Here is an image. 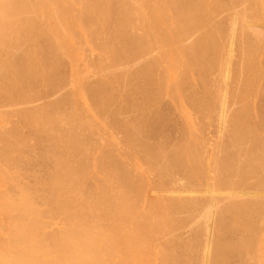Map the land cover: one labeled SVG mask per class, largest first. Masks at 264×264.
I'll list each match as a JSON object with an SVG mask.
<instances>
[{
  "label": "rangeland",
  "instance_id": "rangeland-1",
  "mask_svg": "<svg viewBox=\"0 0 264 264\" xmlns=\"http://www.w3.org/2000/svg\"><path fill=\"white\" fill-rule=\"evenodd\" d=\"M10 1V4H9V6L10 7H7L8 9H9V11L8 12H6L5 10H4V12H1V9H0V20L2 19V21L3 22H5L4 24H5V26H4V24L0 21V23H2L3 25H1L0 26V32H1V30H2V32L0 33L1 35H2V33H4V32H6L5 34H4V37H8L7 39L6 38H4V37H2L1 35H0V53H1V56H0V70L1 71H4V72H2V73H6V74H3V77H2V75H1V73H0V77H2V79L3 80H6V81H10L9 83L7 82H4L2 79H0V81L2 80L3 81V83H5V84H7V88L10 86L11 88H14V86H16V85H18V87L20 86L23 90H25L26 88H27V90L28 91H30L31 90V92H33V91H35V92H33V93H35V94H33V93H31V92H27V90H25V91H22V89H18L17 87V91L15 92V88L14 89H11V88H9L8 90H7V88L6 87H4L5 85H3L1 82H0V92L2 93H0L1 94V96H0V98L2 97V96H4L3 94L5 93V96H7L8 94H10V93H12L13 92V94L14 95H16L15 97L17 98L19 95H21L20 97H18L17 98V100H18V102L19 101H22V102H24V103H22V102H19V103H17L16 101L17 100H13V101H11L10 102V100L9 99H12L13 97H14V95L13 94H11V95H8V97H7V99L9 100H4L6 97H3V100H2V98L0 99L1 101H0V114L2 113V111L1 110H3L4 112L2 113V118L0 119V124H1V128L3 129V127H5L3 130H5V132L3 133V132H1V130H0V132H1V134H0V136L1 137H10V139H0V166H1V169H0V175H1V177H0V182H1V187H0V189H2V186H3V189L2 190H0V200H2V201H0V205L1 206H3V207H1L0 206V209L2 210L0 213L1 214H3V216L1 215L0 217L1 218H3L6 214H7V212L8 211H10V212H12L13 211V208H14V206H11V205H13L14 203H18L19 201V198L21 197L22 198V196L25 194V192L27 191L28 192V195H27V197H25L26 195H24L23 197L25 198L24 199V201H25V203H23L24 201H22L23 200V198L20 200V202H19V204H21V202L23 203V204H21V206H22V208H21V206L19 205V206H16L15 208H17V210H15L14 209V211L13 212H16V213H12V215L13 214H15L12 218H11V215H10V212L8 213L9 215H6L5 217H4V219L5 220H3V226H2V224L0 225V229H1V233H3L2 232V227H3V230H4V227H5V224H8L9 223V225H6V226H8V229H7V227L5 228V230H4V233H5V235L6 234H9L10 233V236H12V237H6L4 234L2 235L1 233H0V238H1V235H2V237H5L6 238V240H4L5 238H1L0 240H1V242H0V252L1 253H3V254H0V255H3L2 257H4V259L6 260V262H7V264L9 263V264H12V259L10 260V258H12V256H13V258L15 257V255H16V259L15 260H22V257L23 258H25L26 257V255H24V256H22V254H23V252H21L20 251V249H17V248H21L22 249V247L24 248L26 245L29 247L30 245V247L29 248H32V245H34V246H36L37 247V245H39L38 244V242L40 241V239L41 238H43V236H44V234H46L45 236H44V239H41V242H40V245L41 246H43L46 242V244L44 245V246H48L49 247V244L51 245H53V244H55V245H51L50 246V248H49V250L51 251V249L53 250V247L55 246V249H54V251L56 250V248H59V246H63L64 248L67 246V248H62V247H60L61 249H63L64 250V253L62 252V250H61V252L63 253V255L61 254V256H62V258H61V256H60V251L58 252V250H56L55 252L56 253H54V251L53 252H50L49 250H48V247H40V245H39V247L38 248H41V249H43L42 251L44 252H42V251H39L38 249H35V252H36V250L37 251H39V252H42L40 255H41V258H39L38 257V260H42L43 261V258L44 259H48L49 258V255L51 254V253H54L53 255L51 254V256H53V257H58V258H56L55 260H57V261H59L58 259H60V261H63V260H68L67 262H66V260H65V262H64V264L65 263H67V264H69L70 262V264H74L75 263V259H77L78 261H80L79 259H82V257H84V256H86L87 255V257H85V258H83V260H81V262H83L84 264H88V262L90 261V259H91V262H92V264H95V263H97V264H106L107 262V260H109L110 262L114 259L115 261H113V263L112 264H123L125 261V263L124 264H126V263H131L132 262V260H131V258L133 259V262L131 263V264H136L137 262H138V264H147V262H148V264L150 263V264H155V262H157L158 260V257H157V255L156 254H158L159 255V258L161 257V259H160V262L158 263H156V264H166L167 262H169V263H167V264H177V262H179L178 264H182V263H184V264H190L191 262V264H197L198 263V254L196 253V252H199V251H201L200 250V246H201V244L203 243V242H209L208 243V248H207V250H206V252H205V254L207 255V256H205V258H207V259H203V261H204V263L206 262L207 264H209V259H210V257H212L211 259H210V262H211V264H223V263H225V264H228L227 263V261L226 260H234L235 261V264H237V263H239L238 261H239V259H238V257L239 256H242V255H244L245 254V252H247L248 250H252V252L250 253L249 251L247 252V253H249L250 254V257L251 258H249V254L248 255H246V257L248 258L247 260H249V259H251L250 261H248V262H246V258H245V256H243L244 257V259H243V261H244V263L243 264H245V262H246V264H248L249 262H250V264H254L253 262H255V261H257V263L256 264H258L259 263V261L261 260L260 259V256L262 255V257H264V252L262 253V251L264 250V247H263V245H264V233H263V227L262 226H264V215H262L263 213H261V216H259V217H262V218H260V219H262L263 220V222L259 219V223H257L256 224V226H255V224H253L252 225V223H253V221H251L252 220V218H253V216L252 215H250V216H247V215H244V217H243V221H241V224H239L240 222L237 220V217H236V214H234V212H232V211H230V209H229V202H228V199H227V197H225L224 195H221L220 194V190L221 191H225L224 190V188L223 187H225V189L227 188V185H229L227 182L229 181V178H231V177H233V174H230V172H228V169L230 168V166H231V169L233 168V171H234V169H235V171H236V169H238L239 167L238 166H236V165H239V166H246V167H244V168H246L245 170H246V173L245 174H247V169L249 170L248 172L250 173V171H251V173H252V175H254L253 176V179H252V182H250L249 181V183L250 184H252L253 182H255V180H257L258 181V179L257 178H259L260 180H261V176H263L262 175V173L260 172H256V170L257 171H260L259 170V168L257 167H255L254 168V166H253V171L255 172V173H253L252 172V169H250V167H251V163H252V160H253V155H251L252 154V152H254V151H256L257 153L256 154H258V156H257V158L261 155L262 157H259L258 159H260V158H263L262 160H263V162H264V156H263V152H260V153H258L262 148H264L263 147V145L260 143L259 144V142H264V52L263 53H260L261 51L259 50L261 47H258V45H261V44H259L260 43V41L259 40H257L256 38H255V36L252 34V33H250L246 28H244L243 27V25H242V23L240 24V23H238V21H236V24L235 25H237L238 26V28H239V25H241V30L240 29H238L237 28V30H236V28H234L233 29V33H235V30L237 31L235 34H233V36H235V37H237V38H234L233 37V41H232V45L234 46V47H236V45H237V47L236 48H231L230 49V54L232 53V54H234V55H232L231 54V56H229L230 57V59H228V58H225V55L227 54V53H224V49L227 51V49L226 48H224L225 47V45L223 46V41H224V38H225V35L224 34H226V32H228V28H226V30H224V25L225 24H228V23H226V22H228L227 21V19H222V20H220V18H219V21L218 22H216L217 24L215 25L216 26V28L219 26V27H221V26H223V27H221L220 29L219 28H217V31L219 32V31H221L222 32V30H223V32H224V37L222 38V37H220V36H223V35H221L220 34V36L218 35V33H216V30L214 31V29L212 30V31H214V33L213 32H211V33H213L214 35H217L219 38H221V40H222V46H220L221 44H220V42L219 43H216V47H217V44H220L219 46L221 47H217L218 49H219V52H220V50L222 51V52H216V51H214V49L216 50L217 48H215L213 45H211V44H213V42L210 44V43H208V45L209 46H211V47H209L208 45H204V43H203V48H205V47H208L207 49L205 48V49H203V48H201L200 50H201V55H202V53H204V52H207L208 51V49H209V51L210 52H207L208 54L209 53H215L216 52V54L218 55V57L217 56H215V54H212V55H210L209 54V56L211 57L210 59H211V61H216V59L218 60L217 62H218V65H217V63H215V65H213V63L210 65V61H209V63H208V60H206L205 58L208 56H206V53H205V55H200L201 57H199V55H197V53L199 54V52H200V50H199V48H197V47H195V46H197V45H201V44H199L200 42H201V39H196L197 38V34H199L198 32L200 31V25H202L203 24V21H202V14H201V9L200 8H203V10L205 9L204 8V6L203 5H206V3H208L205 7H207V6H210V4L212 5V4H214L213 2H217L218 3V5L216 4H214L216 7L218 6V8H220V9H222V7H223V9L225 8H228L229 6V4L228 3H226V2H224L225 0H216V1H211V0H209V1H207V0H202V1H200V0H172V1H170V2H166V3H164V4H162V3H158L157 1H155L154 0V2H156L155 4H154V6H152L153 4L152 3H150V2H153V0H145V1H148V4H146L145 3V1H144V3H145V5L147 6H143V10L142 11H140L139 9H138V7H137V4L138 3H140L139 2V0H136V3L134 2L135 0H130V2H129V0H127L128 2H126L127 3V5L126 6H128V7H126V9L124 8L123 10H121L122 9V0H115V1H113V4H112V2H109V1H111V0H108L107 1V3H106V5L107 6H105V3H102V7H103V5H104V9H105V11L103 10V8L102 7H100L99 6V8H97V12L99 13V10H100V8H102L101 10H100V12H101V14L99 13L98 15H97V13H96V11H95V13L96 14H94V11H93V9H91V8H89V7H87L86 5L84 6V4H85V2L84 1H81V0H73V1H78V3L79 2H83V4L82 5H80V7L83 9V8H85V9H87V10H89L91 13H88L89 11H87V10H85L84 11V15H85V17H84V15H83V10L82 11H79V9H78V7H76L77 5H78V3L76 2V3H72V1L70 2V0H68L69 1V4H68V1L66 0V2H67V4H65L64 3V1L63 0H52L53 1V6H54V3H55V6L57 7V8H60V5L59 4H65V6H63L62 5V7H61V11L63 10V12L65 13H61L60 11H58V10H56V7L54 8L55 9V11H56V13L54 14V10H53V6L51 5V3H50V1L47 3V1L46 0H40L41 2H39L40 3V5L37 3V5L40 7V6H42V8H43V10H42V8L40 9L39 7H38V11L40 12V14H39V12L37 11V9H34V11L36 12H38V14H39V16H38V14H37V16H36V18H37V20H38V18H39V20L37 21L36 20V18H34L35 17V15L36 14H34L33 12V14H34V16H33V14L31 13V10L33 9V5H34V8H37V6H36V4L34 3V1L36 2H38V0H25L26 1V3H21V1H23L24 2V0H20V1H18V0H9ZM8 1V2H9ZM12 1H15V2H17V3H19V5L17 4V3H15V2H12ZM45 1H46V4H45ZM126 1V0H125ZM138 1V2H137ZM141 1V0H140ZM143 1H141V2H143ZM183 1V2H182ZM186 1V2H185ZM187 1H189L191 4H189ZM194 1V3H192ZM197 1H198V3L200 4V7L197 5ZM227 1V0H226ZM229 1H232V0H229ZM243 1V0H242ZM241 1V2H242ZM246 1V0H245ZM258 1H260V0H257V3H259L258 5H259V8H260V4H261V1L260 2H258ZM264 1V0H263ZM0 4L2 5V4H5V2H7V1H5L4 2V0H0ZM4 2V3H3ZM12 2V3H11ZM29 2V3H28ZM58 2V3H57ZM60 2V3H59ZM133 2V3H132ZM185 2V3H184ZM211 2V3H210ZM224 2V3H223ZM237 3H238V0L236 1ZM240 2V1H239ZM247 2H248V0H247ZM249 2H250V0H249ZM32 3H33V5H32ZM56 3L58 4V5H56ZM72 3V4H71ZM112 4L113 5V7L114 8H117V9H114L113 7H112V5H110V4ZM159 5H158V4ZM176 3V4H175ZM186 3H188V4H186ZM201 3H203V4H201ZM233 3H235L234 1H233ZM251 3H253V7H254V5H255V3H254V1L252 0V2ZM256 3V4H257ZM264 2H262V4H263ZM12 4H16V5H18V9H16V11H14V10H10V8H13V5ZM22 4H23V9H21L22 8ZM30 4V5H29ZM44 4L46 5V8H45V6H44ZM71 4V5H70ZM74 4H77V5H75V7L73 6ZM129 4V5H128ZM131 4H133V8H132V6H131ZM150 4H151V6H150ZM163 6H162V5ZM172 4H174V5H172ZM179 4V5H178ZM182 4V6H180ZM236 4V3H235ZM1 5H0V8H1ZM25 5V6H24ZM31 6V8L28 6ZM72 6L71 7V9L72 10H69V8H70V6ZM78 5V6H79ZM109 5L111 6V7H109ZM136 5V6H135ZM165 5V6H164ZM170 5H172L173 6V8H174V11H173V8H172V6H170ZM179 6V7H177V6ZM183 5H185V7L183 6ZM189 5V6H188ZM192 5V6H191ZM194 5V6H193ZM198 6V8H196L197 6ZM219 5H222L221 7L219 6ZM251 5V4H250ZM258 5H257V7H258ZM15 6V5H14ZM36 6V7H35ZM48 6H52V7H48ZM59 6V7H58ZM69 7V8H67V7ZM84 6V7H83ZM160 6H162V7H160ZM168 6V8H166ZM171 7V10H170V7ZM175 6V7H174ZM196 6V7H195ZM203 6V7H202ZM249 6V5H248ZM20 7V8H19ZM24 7H26V8H24ZM65 7V11H64V8ZM73 7H74V9L77 11H73ZM106 7V8H105ZM163 8L164 7V9H166V10H170L169 12H170V15L172 16H168V14H169V12H166V11H163L164 9H162V11L160 10V9H158V8ZM189 7H191V8H189ZM192 7H194V9L196 8L197 10L195 11V10H192ZM212 7L213 8H211V7H207V10L209 9V8H211V10H213V9H217V8H214V6L212 5ZM252 8V6H249L247 9H249V8ZM255 7H256V5H255ZM262 7V10L264 9V5H262L261 6ZM15 8V7H14ZM28 8V10L30 11V12H28L27 10H25V9H27ZM51 10L50 12H51V14H52V11H54L53 12V14L55 15H53V17L51 16L50 18L47 16V13L49 12V9ZM66 8H67V10H68V13H67V11H66ZM112 8V10H110ZM119 8V9H118ZM133 10H132V9ZM185 8V9H184ZM189 10H188V9ZM48 11H47V10ZM78 9V10H77ZM135 9V10H134ZM152 9V10H151ZM154 9H156V10H158L159 12V14L158 13H156V14H153V13H155L156 11L154 10ZM177 9H178V11H177ZM182 9V10H181ZM19 10H21V15L19 16V19H17L18 18V15L19 14H17L18 12H20ZM44 12L45 11V13H43L42 11ZM92 10V11H91ZM111 12H109V11ZM117 10L119 11V12H117ZM150 10V11H149ZM184 10H186V13L187 14H185L184 12ZM201 10V11H200ZM206 10V9H205ZM251 10H253V9H251ZM255 10L257 11V12H255ZM260 10H261V8H260ZM259 9H254L253 10V13H251V12H247V10L245 11V13H248L246 16H247V19H248V17L249 18H251V16H249V14L251 13V14H253V17L255 16V15H257L258 14V12L260 11ZM15 13H13V12ZM25 11V17H22V15L24 16V12ZM57 11H58V13H60L59 14V16L58 15H56L57 14ZM73 11V12H72ZM103 11V12H102ZM116 11V12H115ZM122 11V12H121ZM145 11H149V13L150 12H152L151 14H149V13H147V14H149V16L151 17V18H148L147 19V17H148V15L146 16V15H142V14H146V12ZM188 11H190V12H188ZM248 11H250V10H248ZM27 12L29 13V15L27 14ZM79 12V13H78ZM93 12V13H92ZM106 12L108 13L109 12V14H107L106 15ZM127 13V15L126 16H130V18H128V17H126V20H124L125 18H124V16L122 17V14L123 13ZM141 12H144V13H142L141 15H140V13ZM163 12H164V14H163ZM191 12H194V13H191ZM196 12V13H195ZM200 12V13H199ZM203 13H205L204 11H202ZM262 12H264V10L263 11H261V12H259V14L261 13L262 14ZM2 13H5V14H3V16H2ZM11 13V14H10ZM66 13H67V15L68 14H70V15H68V16H70V17H65L66 16ZM73 13H75V15L73 14ZM81 13V14H80ZM86 13V14H85ZM87 13L89 14V15H92V14H94L92 17H89V15H87ZM103 13V14H102ZM115 13V14H114ZM167 13V14H166ZM178 13H180V15L182 16H180ZM191 14V16H189L190 14ZM197 13H199V15H196ZM256 13V14H255ZM6 14H9L10 15V17H11V15L13 14V17H11L12 18V20L15 22V20L17 21V23L15 22H13L12 20H11V18L9 17V15L8 16H6ZM32 14V15H31ZM43 15V17L45 18V20H46V16H47V19L48 20H46V22H45V20L44 21H42L43 20V18H40V17H42V15ZM71 14H73V15H71ZM76 14H80L81 16H80V19H81V21H83L85 18H87V17H89V18H87V20L88 19H90V21L88 20V21H86V19L83 21V22H80V19L78 18L79 16L78 15H76ZM111 14H113V15H111ZM135 14V15H134ZM158 14V15H157ZM166 14V15H165ZM175 14H177V15H175ZM260 14V15H261ZM17 15V16H16ZM26 15H27V17H26ZM31 15V16H30ZM46 15V16H45ZM60 15H61V18L59 19V17H60ZM86 15H87V17H86ZM109 15V16H108ZM133 15V16H132ZM154 15V16H153ZM158 16V17H155V16ZM160 15H161V17H160ZM165 15V16H164ZM179 15V17L177 18V16ZM195 17H194V16ZM202 15V16H201ZM245 15V14H244ZM16 17V19L14 20V18ZM74 17L76 20H78V21H76V23L74 24V20L75 19H73V22H71V25H69V23H70V21H72V19H69V18H71V17ZM98 16V17H97ZM99 16H100V18H99ZM103 16V17H102ZM136 16V17H135ZM139 16V17H138ZM142 16H145V17H143V18H145L144 19V21L143 22H141L140 23V17H142ZM164 16V17H163ZM167 16V17H166ZM175 17V19L177 18V21H173L174 22V24H173V22H171V25L173 24V26H171V27H174L175 28V31H172V29L174 30V28H171L170 27V25H168V26H161L162 24L164 25V23L167 25V21H169V20H172V19H168V18H173L174 19V17ZM2 17H6V19L8 20V22L6 21V19H3ZM28 17H32V18H28ZM55 17H57L56 18V20L54 19ZM62 17H65V18H67L69 21H67V19H65V18H63L64 19V21H65V25H62L63 23H64V21H63V19H62ZM83 17V18H82ZM95 17H96V19H95ZM119 19H118V18ZM138 17V18H137ZM155 17V18H154ZM183 17H184V19H183ZM189 17V18H188ZM21 18H23V20H24V22L22 23V19ZM78 18V19H77ZM134 18V19H133ZM167 18V19H166ZM180 18V19H179ZM191 18H195L196 20H192ZM199 18V19H198ZM223 18V17H222ZM26 19V20H25ZM28 19H29V21H28ZM58 19H59V21H58ZM83 19V20H82ZM92 19V20H91ZM110 19H112L113 20V22H110L109 20ZM117 19L118 20H120V23H119V21H117ZM132 20V24H131V20ZM136 19V20H135ZM154 19H157V20H154ZM159 19V20H158ZM163 20V22L164 23H162V24H160V21H162ZM183 19V20H182ZM189 19H190V21H189ZM5 20V21H4ZM33 20V21H32ZM55 21V22H59L58 24H59V26L58 25H54V29H53V23H55V22H52V21ZM107 20H108V22H107ZM111 20V21H112ZM128 20H130L129 22L130 23H127V21ZM137 20H139V22H135L136 24H138V28H137V25L134 23V21H137ZM147 20H148V22H147ZM149 20H152L151 22H154V21H156V22H154V24L152 25V23H149L150 21ZM165 20V21H164ZM198 20V21H197ZM199 20H200V22L202 23V24H200V22H199ZM28 21V22H27ZM30 21H31V23H30ZM61 21H63V23L61 22ZM98 21L100 22V24H102L101 26H99L100 24L98 23ZM104 21H106V23H107V25H106V23L104 22ZM114 21H116V23H114ZM123 21V22H122ZM159 22V24H157L158 22ZM179 21V22H178ZM222 21V22H221ZM21 22V25H22V27H20V25H19V23ZM34 22V23H33ZM36 22H39V23H41L42 24V27L45 29L46 27H47V25L49 26V27H47V29H48V31H46V29H45V31H43L44 29L42 28H39L38 29V26L40 27V25H39V23L38 24H36ZM67 22V23H66ZM69 22V23H68ZM91 24H90V23ZM103 22V23H102ZM109 22H110V24H109ZM147 22V23H146ZM178 24V23H180V25L178 24H176V23ZM184 22L185 23H187L186 25L184 24ZM194 22V23H193ZM198 22V23H197ZM6 23H7V25H6ZM10 23V24H9ZM12 23H14V24H12ZM29 26L28 28L26 27L27 25ZM47 25H46V24ZM62 23V24H61ZM78 23V24H77ZM79 23H80V25H79ZM98 23V24H97ZM111 23H114V24H111ZM124 23V24H123ZM143 23V27L141 26V24ZM144 23H145V25H144ZM183 23V24H182ZM196 23V24H195ZM218 23H220V24H218ZM223 23H224V25H223ZM11 24H12V26H11ZM89 24V25H88ZM93 24H94V26H93ZM95 24H97L96 25V27H97V29L96 28H94L95 27ZM103 24H105V25H103ZM119 24H123V26H119ZM134 24V25H133ZM152 25V27L154 26H156V24H157V26L159 25V28H162V27H165V29L167 30V27H170V31H172V33L171 34H169V28H168V31L169 32H166V30L164 29V28H162V29H160L159 30V28L157 29L156 27V31L154 30L155 28H152L151 26H149V25ZM168 24H170V23H168ZM189 24V25H188ZM193 24H195V25H193ZM199 24V28L197 27L196 28V25H198ZM239 24V25H238ZM18 27H17V26ZM23 25H25L24 27H26V29H29L30 27V29H29V31H26V29L25 30H22V28L24 29V27H23ZM33 25H35V26H37L36 28H35V26L33 27ZM60 25H62L61 26V28H60ZM73 25H75V26H73ZM77 25H78V27H77ZM86 25V26H85ZM109 25H112V26H109ZM116 25H118L117 27H119L120 28V30H119V28L117 29V27L116 28H114ZM147 25V26H146ZM175 25H177L178 26V28H177V26L175 27ZM192 25V26H191ZM218 25V26H217ZM235 25L233 26V27H235ZM3 26V27H2ZM10 26V28H13V29H10L9 28V30H8V28L7 27H9ZM58 26V28H56ZM64 26V27H63ZM66 26V27H65ZM88 26V27H87ZM90 26V27H89ZM103 26V27H102ZM107 26H109L108 28H112L113 27V29H111L112 31H110V30H108V33H106L107 35L106 36H108L109 35V42L107 43V41H108V38L105 36V32H107V30H106V27ZM131 26H133L132 28H131ZM146 26V27H145ZM161 26V27H160ZM182 26H184L183 28H182ZM191 26V27H190ZM20 27V28H19ZM83 27V28H82ZM92 27V28H91ZM100 27V29H101V27L104 29V27H105V30H102V31H104V36H102L103 35V32L102 31H100V29H98ZM145 28V30L143 29V31H145V32H143L142 30H140V29H142V28ZM179 27H181V28H179ZM225 27H228V25L226 26L225 25ZM3 28H4V31H3ZM18 28V29H17ZM33 28L34 29H37V31H34V36L32 35V34H30L29 32H31L30 30L32 29L33 30ZM64 28V29H63ZM81 28H82V31L84 32V30H85V33H87L88 35H85L84 33V35L82 34V31H81ZM85 28V29H84ZM87 28L90 30V28L91 29H93L94 28V30L96 29L99 33L101 32L102 34H98L97 33V31H92V30H87ZM123 28L125 29V31H127L130 35H133V37L131 36H129V35H127V32H126V34L124 33L125 31L123 30ZM140 28V29H139ZM185 28V29H184ZM188 28V29H187ZM199 30L198 32L195 30ZM8 30V31H6V30ZM15 29H17L16 30V32H14V30ZM19 29H21L22 30V32L24 31V33H28L27 34V36L26 35H23L21 32H20V30ZM49 29H50V31H49ZM71 29V30H70ZM75 29H77L79 32H78V34H81V35H78L77 33H75V32H77V31H75ZM128 29V30H127ZM131 29L133 30V31H131ZM137 29H139L141 32H142V36L140 35V33H138L139 32V30H136ZM148 29V30H147ZM150 29H151V31H150ZM152 29L155 31V34L156 35H154V32L152 33ZM164 29V30H163ZM219 29V30H218ZM247 31H245V30ZM38 30H39V32H38ZM53 30V31H52ZM65 30V32L64 33H62L63 31ZM68 30H69V34H66L67 32H68ZM72 30H74V32L72 33L71 31ZM117 30V31H116ZM122 30V31H121ZM159 30V31H158ZM162 30V31H161ZM182 31L181 33H178L179 31ZM189 30V31H188ZM192 30V31H191ZM193 30L195 31V32H193ZM241 31V33H243V34H241L240 33V31ZM12 33H11V32ZM94 33V35H92V32ZM118 31H121L120 32V34L122 35H124V38H126V41L124 40V39H122L123 38V35L121 36L120 34H119V32ZM148 31H150V32H148ZM178 31V32H177ZM245 31V32H244ZM8 32H10V34L8 33ZM33 32V31H32ZM37 32H38V34H37ZM51 32V33H50ZM53 32V33H52ZM110 32H113V34H111ZM117 32V33H116ZM123 32V33H122ZM133 34H132V33ZM135 32V33H134ZM139 34H137V33ZM146 32H148V34H146ZM158 32H159V34L160 35H158ZM160 32H163V33H160ZM176 32V36H177V34H180L179 36L181 37H179V36H177V37H179V39H181V40H184L185 38H183L182 36H184L185 35V37L186 36H188V35H190V40L191 39H193L194 41H192V42H194V44L190 41L189 42V39H187V40H184V42L185 41H187V42H183V41H181V40H179L180 42H183L182 44L180 43V45H178L177 43H174V38H176V36H174L175 34L174 33ZM197 32V33H196ZM222 32V33H223ZM7 33H8V35H7ZM16 33V34H15ZM21 34L22 36L21 37H19L18 36V34ZM49 33V34H48ZM55 33H57V34H55ZM61 33H62V35H61ZM111 35H110V34ZM146 34L145 36L146 37H148V39H150V37H149V35H151L152 36V38L150 39V40H148V41H151V42H149V46H148V43H147V40L145 39L146 37L144 36V34ZM168 34V35H170L172 38H173V40L171 39V37H170V40H172V42H173V45L175 46V47H173V45H172V49H171V53L173 54L174 53V50H177L176 48H178V50H179V48L183 51V52H185V53H183L181 50H177L178 52H180L179 54H178V52L177 51H175V54H176V52H177V55H178V57H176L175 56V58H177L176 60H175V58H174V56L172 57V54H167L166 55V52L168 53V51H165V49H167L168 50V48H170L169 46H168V44H169V40H167V37H168V35H164V34ZM184 35H183V34ZM196 33V35H195V37H194V34ZM237 33H238V35H237ZM245 33H246V36H247V42H245V38H246V36H245ZM247 33H249V35H250V37L248 36V34ZM12 34H14V36L16 35V38L14 37V36H12ZM30 34V35H29ZM46 34H48V35H46ZM64 34H65V36L66 35H69L68 37L66 36V37H64ZM70 34H72V37L73 36H76V35H78V36H76V37H79V38H76V37H73V38H70L71 37V35ZM74 34H76V35H74ZM96 34V35H95ZM117 35V34H119V36L121 37V38H119L118 36H114V35ZM136 34H137V37H139V36H141L140 38H139V40H138V38L136 37ZM172 34H173V36H172ZM5 35H7V36H5ZM58 35H60L61 37H58ZM97 35H99V36H97ZM113 35V37H111V38H113V40L110 38V36H112ZM126 35V36H125ZM200 35V34H199ZM241 35V36H240ZM26 36V37H25ZM37 36H41V37H43V39L41 38L40 40L42 41V43L44 42V43H46V45L45 44H43L44 45V47L43 48H41L42 47V43H40L39 42V40L37 41V42H39L40 43V45H38V43L36 42V40L37 39H39V38H37ZM46 36H47V38L49 37V39L50 40H45L46 39ZM53 36V37H52ZM63 36V37H62ZM89 36V37H88ZM93 36H94V38H93ZM96 36V37H95ZM105 37L106 39H104V40H102V37ZM130 37V40H132L133 42V45L134 46H138V44H137V40L139 41V42H141V44L137 47V49L135 48V49H133L134 48V46L132 45V43L130 42V40H129V42L131 43V45H130V43H128V38ZM155 36V37H154ZM156 36H158L159 38V40L161 41V42H163V45L161 44V42H159V46L158 47H156L157 45H158V39H156L157 37ZM217 36H215V37H217ZM227 36V35H226ZM239 36V37H238ZM245 36V37H244ZM3 39H2V38ZM12 37H14V39L12 38ZM19 37V38H18ZM51 37H52V39H51ZM82 37V38H81ZM85 37V38H84ZM88 37V38H87ZM90 37H92V43H94V44H91L90 45V43H89V41L91 40V38ZM98 37H99V39H98ZM101 37V38H100ZM119 39H118V38ZM169 37H168V39H169ZM189 37V36H188ZM193 37V38H192ZM241 37H243V38H241ZM249 37V38H248ZM251 37H252V40H249V39H251ZM9 38H11V39H9ZM33 38H36L33 42L34 43H36L37 44V46H39V47H34V46H36V44L34 45V44H32L33 42H32V40H33ZM53 38H56V40H54ZM60 38H62V39H60ZM75 38V39H74ZM137 40H136V39ZM156 39V41H155V39ZM254 38V39H253ZM6 39V40H5ZM26 39V40H25ZM28 39H30V40H28ZM70 41H69V40ZM71 39H73L72 41H71ZM76 39H78V42H77V40ZM85 39L87 40V39H89V40H87V41H85ZM93 39L94 40H96L97 41V43H96V41H94L93 42ZM100 39H101V41H100ZM120 39L121 40H123V42H125V44L126 45H124V43L122 44L121 42L122 41H120ZM133 39H135V40H133ZM143 39V40H142ZM152 39H153V41H155V43L152 41ZM178 39V38H177ZM175 40V42H177L178 40ZM235 39V40H234ZM240 39H241V41L242 40H244L243 41V43L240 41ZM5 40V41H4ZM46 42H45V41ZM54 41V43L58 40H60L59 41V43H61L60 44V46L61 47H63L64 48V52H65V54H66V56H65V54L63 55V53L60 51V50H63V48H61V49H58V46H59V44L57 43L56 45H57V47H56V45H54V43L52 42V44L51 43H49V42H51V41ZM80 40H81V43H80ZM115 40V41H114ZM119 40V41H118ZM141 40V41H140ZM146 40V41H145ZM158 40V41H157ZM163 40V41H162ZM164 40H165V42H164ZM166 40H167V43H166ZM197 40V41H196ZM215 41H216V38L214 39ZM217 40H219L218 38H217ZM254 40H255V42H254ZM21 41H23V42H21ZM24 41H26V42H28V43H26V42H24ZM47 41H48V43H47ZM64 41L66 42V43H64ZM73 41L76 43V44H73ZM98 41H99V43L101 44V46H100V44L98 43ZM103 41H105L104 43H103ZM113 42V44H112V46H111V44L110 43H112ZM118 41V42H117ZM144 41V42H143ZM179 41H178V43H179ZM198 41H199V43H198ZM235 41V43H233ZM250 41H251V43H250ZM15 42V43H14ZM21 42V43H20ZM29 42H31V44L32 45H34L33 47L35 48H33L34 50H31L32 49V45L31 44H29ZM117 42V43H116ZM172 42H170V43H172ZM242 44V45H239L240 43ZM257 42V43H256ZM262 42V41H261ZM263 42H264V40H263ZM25 43L27 44V45H25ZM105 43H106V45H105ZM120 43V44H119ZM164 43H166L165 45H167L166 47H165V45H164ZM188 43H189V45H188ZM192 43V44H191ZM202 43V42H201ZM13 45L15 48H16V50L13 48V46L11 47L10 45ZM21 44V45H20ZM25 46H24V45ZM48 44V45H47ZM49 44H50V46H49ZM71 44H73V45H71ZM82 44V46L80 47V45ZM97 44H99V45H97ZM108 44V45H107ZM110 44V45H109ZM115 44H117V45H119V46H115ZM122 44V45H121ZM152 44H155V45H153V46H155L154 48H151V49H149L148 47H153L152 46ZM157 44V45H156ZM175 44H177L178 45V47H176V45ZM186 45V46H183V45ZM197 44V45H196ZM76 45V46H75ZM79 45V46H78ZM124 45V46H123ZM127 45H129V46H131V47H129L131 50H133L134 52L132 53H130V51L131 50H129V48L127 47ZM142 45V46H141ZM144 45H145V47H144ZM147 45V46H146ZM161 45V46H160ZM192 45V46H191ZM238 45H239V47L240 46H242V51H240V53H241V55H240V53H239V50H241V48H239L238 47ZM244 45V46H243ZM248 45H251V46H248ZM254 45V46H253ZM257 45V46H256ZM19 46V47H18ZM23 46V49H21V47ZM27 46H28V49H27ZM29 46L31 47V49L29 48ZM46 46H48V47H52V49H56L59 53V56H57L58 54L57 53H54V52H57L55 49L53 50V52L51 51L50 52V49L47 47L46 49H47V51L48 52H50V54H51V56H52V60L54 61V62H56L55 60L57 59V62H58V64H57V62H56V64H54L53 65V61L51 60V64H50V61L48 60V59H51L50 58V54H48V52L46 53L45 52V50H44V53L43 54H41V52H40V50H42V49H45V47ZM59 46V47H60ZM78 46V47H77ZM90 46H92L93 48L96 46L97 48H98V50H99V52H102V54L101 53H99L98 52V50H95L96 49V47L93 49L92 47V49L90 48ZM101 48L102 46H103V48L102 49H100L99 47ZM109 47V48H107V47ZM121 46V47H120ZM171 46V45H170ZM180 46H182V47H180ZM187 46H189V47H187ZM233 46H231V47H233ZM4 47V48H3ZM6 47H8V48H6ZM69 47V48H68ZM74 47V48H73ZM77 49H76V48ZM105 47V48H104ZM112 47H114L113 48V51H112ZM117 48V50H116V48ZM118 47L120 48V50H122L121 52L120 51H118L119 49H118ZM124 47V48H123ZM127 49H126V48ZM160 47H164V48H162L163 50L161 51V50H159V48ZM195 47V48H194ZM246 47V48H245ZM247 47H250L251 48V50H250V48L248 49ZM252 47L254 48V49H252ZM6 48V49H5ZM10 48V50H8ZM13 48V49H12ZM24 48L25 49H27V50H24ZM36 48H37V50H38V52H40L39 54H35V52L37 51L36 50ZM39 48H41L40 50H39ZM85 48V49H84ZM106 48H107V51H106ZM138 48H140L141 50H138ZM142 48H144V49H146V50H144V49H142ZM157 48V49H156ZM183 48L184 49H186L185 51L183 50ZM188 48V49H187ZM214 48V49H213ZM222 48H224V49H222ZM18 49V50H17ZM29 49L31 50V52L29 51ZM49 49V50H48ZM51 49V50H52ZM72 50V52L74 53H72V55L70 54L71 53V50ZM74 49H76V50H74ZM80 49V53H77L78 52V50ZM87 49H88V52H89V55L90 56H94V55H92V53H94V54H98V56H99V54H101V56L103 57H100L99 56V58H98V56H94V59L92 58V60L93 61H91V59H90V61H86V59H80V58H82V57H87V59H89V55H87L86 53H88L87 52ZM104 49V50H103ZM126 49V50H125ZM155 51H154V50ZM174 49V50H173ZM195 49V50H194ZM198 49V50H197ZM238 49V50H237ZM13 50H15V52H16V54L19 52L20 54H19V57L21 56V58H19V57H17L18 55H16L14 58H12L14 55V51ZM36 50V51H35ZM84 50H86L85 52H84ZM91 50V51H90ZM93 50V51H92ZM110 50V53L112 54H110L108 51ZM125 50V51H124ZM128 50H129V53H128ZM137 50L139 51L138 52V54H136L137 53ZM142 50L143 51H146L148 54H149V52H150V55H147V53H146V55H147V57L145 56V55H143V52H142ZM149 50V51H148ZM156 50H158V51H156ZM172 50H173V52H172ZM192 50H194V51H196V53H194V51H192ZM206 50V51H205ZM13 52V53H11V52ZM18 51V52H17ZM27 51H29V53H33L34 51V55H36L35 56V60H34V62H33V64L35 63V61H37L35 64L37 65V67H38V65L40 64V68L38 67V69L37 68H35V64L33 65V69L31 68V66H32V62H31V60L29 61V59L30 58H32V60L34 59L33 57L34 56H31V57H29L30 56V54L29 53H27ZM33 51V52H32ZM104 51V52H103ZM120 53L119 55H117L118 54V52ZM142 53H141V52ZM153 51V52H152ZM161 51V52H160ZM163 51H165V53H163L162 54V52ZM199 51V52H198ZM225 51V52H226ZM236 51H238V52H236ZM249 51H251V52H249ZM258 51V52H257ZM25 52L27 53V54H25ZM113 52V53H112ZM136 52V53H135ZM154 52H155V54H154ZM246 54L245 56H244V53ZM5 53V54H4ZM21 53H23V54H21ZM83 53V54H82ZM103 53H106V59H108V61H107V64L108 65H106V60H105V56L103 55ZM115 53H117V54H115ZM124 53V54H123ZM125 53H126V55H125ZM139 55L140 56V58H141V60L142 59H145L146 60V62H147V60H148V64H149V61H150V66H152V67H150L148 64H146L143 60V62L145 63H143V62H141V64L140 63H138V61H136L135 60V57H136V55ZM151 53H153V55L151 54ZM157 53H159L158 55H159V59H158V55H157ZM182 53H183V55H182ZM191 53H192V55H194V56H191ZM221 53H223L222 54V57H221ZM237 53V54H236ZM249 53V54H248ZM252 53V54H251ZM9 54H11L10 56H11V58L14 60H12V59H10V56H9ZM33 54H31V55H33ZM40 54L41 55H43L42 57H43V59L41 60L40 58H42L41 56H40ZM44 54L46 55L47 54V56H44ZM55 54H57L56 55V59H55V57H53V56H55ZM61 54V55H60ZM75 54H77V55H75ZM80 56H79V55ZM84 54H86V55H84ZM110 54V55H109ZM113 54H115V56L113 55ZM121 54H123L124 56L122 57V55ZM134 55V60H132L131 59V61L130 62H132L133 61V63H132V65L135 63V66H132L131 65V63H129V61H127V60H129L128 58H131V57H133V56H130V55ZM185 54L187 55L186 57H188V58H190L189 59V61H188V58L186 59V57H185ZM190 56H189V55ZM229 54V55H230ZM236 54V55H235ZM247 54H248V57H247ZM256 54H257V56H256ZM3 55V56H2ZM13 55V56H12ZM22 55H23V57L25 58L26 56L28 57L26 60H27V62L28 63H26L27 65L26 66H28V67H23L24 65H25V62H26V60L24 61L23 60V58H22ZM38 55V56H37ZM48 55H49V58H47L48 57ZM75 57H74V56ZM109 55V56H108ZM161 55H166V56H164L165 58H164V60H162L163 58L161 57ZM169 55V56H168ZM174 55V54H173ZM182 55V57H184V64L183 63H181V60H182V62H183V58L182 57H180V56ZM220 55V56H219ZM224 55V56H223ZM237 55H238V57H237ZM243 55V56H242ZM251 55V56H250ZM252 55H253V57H252ZM4 56H9V58H8V60H9V65H11V66H9V65H7L8 66V68H6V65L4 66V64L6 63H4V59H2V58H5ZM62 56H63V58H62ZM73 56V57H72ZM107 56H108V58H107ZM110 56H112V57H110ZM113 56H114V58H113ZM117 56V57H116ZM119 56H120V60H121V57H122V61H117L118 63H115L114 64V61L116 62V60H118V58H119ZM126 56H128L127 57V59H126ZM139 56L138 57H136V59L137 60H139L138 58H139ZM142 56H145L144 58L142 57ZM198 56V57H197ZM209 56H208V58L207 59H209ZM214 57V60H213V57ZM233 56V57H232ZM242 56V57H241ZM260 56V57H259ZM46 57V60H48L49 62V64H48V66H46L47 64H45L47 61H44V58ZM61 57V59H59ZM150 57V58H149ZM197 57V59H195ZM202 57H204V60H205V62L207 63H205L204 62V60H203V58ZM245 59H244V58ZM17 58V59H16ZM19 58V59H18ZM67 58V59H66ZM68 58H70L69 59V64L67 63V62H65L64 61V59L67 61L68 60ZM116 58V59H115ZM124 58H125V61H124ZM148 58V59H147ZM153 58H155V60H156V62H158V60H160L159 62H162V65H161V63L159 64V62L158 63H154V62H151V61H155ZM171 58H173V62H175L174 64L175 65H173V62L171 61V63H168L170 60H171ZM192 58L195 60V61H192ZM199 58V59H198ZM202 58V59H201ZM218 58H220V59H218ZM228 59L227 61L228 62H230L231 63V66L229 65L230 63H228L227 64V61H225L224 62V60L225 59ZM247 58H249V59H247ZM251 58V59H250ZM255 60H254V59ZM257 58V59H256ZM101 59V60H100ZM115 59V60H114ZM152 59V60H151ZM168 59H170V60H168ZM186 59V60H185ZM209 59V60H210ZM222 59H223V61H222ZM232 59V60H231ZM234 59H235V61H234ZM237 59V60H236ZM3 60V61H2ZM5 60L7 61V59L5 58ZM17 60H18V63H17ZM21 60H22V62H21ZM110 60L112 61L113 60V62H111L113 65H111V64H109L110 63ZM166 60V61H165ZM190 60H191V62H190ZM196 60H197V62L198 61H200L201 63H199L198 62V64H196L197 62H196ZM229 60H231V61H229ZM250 60V61H249ZM262 60V61H261ZM14 63H13V62ZM39 61V62H38ZM42 61H44V65H45V67H43V68H46L45 70L43 69V68H41L42 66H43V63H42ZM59 61H61V62H64L63 64L62 63H59ZM84 61H86V63L84 62ZM97 62L96 63V65H94V67L96 66L97 68L99 67V69L97 70V68L95 67V69H94V67H93V65L91 66V68L88 66L87 67V65H91V64H93L94 62ZM99 61V62H98ZM123 61H124V63H126L127 64V62L129 63L128 65H125V64H122L123 63ZM136 61V62H135ZM179 61V62H178ZM202 61H203V64H202ZM222 61V62H221ZM242 61V62H241ZM246 61H247V64H246ZM249 61V62H248ZM256 61V62H255ZM11 62V63H10ZM31 63V66H30V63ZM73 62H74V64H73ZM90 62H91V64H90ZM93 62V63H92ZM109 62V63H108ZM139 62H140V60H139ZM176 62L178 63L177 65H176ZM193 62L195 63V64H193ZM241 62V63H240ZM252 62H253V66H252ZM263 64H262V63ZM1 63H3V65L1 64ZM21 63H23V65H22V67L20 66L21 65ZM89 63V64H88ZM102 63V64H101ZM138 63V64H137ZM142 63H143V65H142ZM151 63H153V64H151ZM166 63V64H165ZM188 63H190V65L188 64ZM191 63L193 64V65H191ZM219 63H220V65H219ZM223 63H226L227 64V66L225 67V64L223 65V67H222V65L221 64H223ZM240 63V64H239ZM243 63V64H242ZM250 64V66H249V64ZM254 63H255V66H254ZM257 63V64H256ZM13 64H16V65H19L20 66V68H19V66H15V65H13ZM29 64V65H28ZM41 64H42V66H41ZM77 64L79 65V67H78V70H79V68H80V70H79V72L77 73ZM86 64V65H85ZM98 64V65H97ZM139 64L141 65V66H146L145 67V69L147 68V66H149L148 67V69L149 70H147L146 69V72L148 71L149 73H150V70H151V68H153L152 70H156V69H161V66H163V68L165 69H163L162 68V70H157V72H156V74H157V76H155L154 74H155V72H153L152 73V71H151V74H150V76H151V78H150V76L149 75H146V74H148V73H146L145 74V69H144V67L142 68L141 66H139ZM157 64V65H156ZM158 64H159V66H158ZM164 64V65H163ZM170 64H172V66L169 65ZM186 64H187V66H186ZM205 65V66H203V68H205V70H201V68L202 67H198V65ZM245 64V65H244ZM262 64V65H261ZM49 65H51V67L52 66H54V68H53V70H52V68L49 66ZM58 66V68H57V66ZM59 65H60V67H59ZM74 65H75V67L76 68H74ZM83 65V66H82ZM116 65V66H115ZM123 65V66H125V68H123V66H122V68H121V66ZM130 65V66H129ZM137 65V66H136ZM153 65H156L157 67H160V68H157L156 66H153ZM161 65V66H160ZM167 66V70H168V72H169V75H168V72L166 73V66ZM181 66V68L179 69V66ZM182 65L184 66V67H182ZM195 65V66H194ZM212 66L211 68H208V66ZM232 65H234V68H233V66ZM238 65V66H237ZM257 65H258V67H257ZM56 66V67H55ZM61 66L62 67H65V68H62V70H60L61 69ZM67 66H69V67H67ZM102 66H104L102 69H101V67ZM112 67V66H115V68H116V70L114 69V67H112V68H107V67ZM118 66V67H117ZM132 66V67H131ZM139 66V68L141 67V70H143L142 72H144V74H145V76H147L146 78L144 77H142V76H144V74L142 75V72H141V70L139 69V68H137V69H139L138 71H137V69H136V72H135V67H138ZM175 66H178L177 68L175 67ZM188 66L190 67V68H188ZM215 66V68H213ZM219 66H221L220 68H219ZM237 66V67H236ZM260 66V67H259ZM1 67H3L2 69H1ZM11 67H14L13 69L11 68ZM18 67V68H17ZM30 67V68H29ZM49 67H50V70H52V72L53 73H51L50 71H49ZM86 67H87V69H86ZM120 67V68H119ZM129 67V68H128ZM171 67V68H170ZM185 67H187V68H185ZM191 67H193V68H191ZM229 68L228 70L227 69H225V68ZM236 67V68H235ZM242 67V68H241ZM247 67V68H246ZM255 69H254V68ZM9 68H11L12 69V71H13V73H15L14 71L15 70H17L18 72L16 73V74H13L12 72H10V74H9ZM15 68H17V69H15ZM23 68H25V69H23ZM27 68V69H26ZM29 68V69H28ZM67 68H69L68 70H67ZM105 68H107L106 70L107 71H109V72H106V70H105ZM130 68H131V71H130ZM134 68V69H133ZM155 68V69H154ZM195 68L197 69V72H196V70H195ZM207 68H208V70L209 69H211V71L212 70H214V72L216 73V75H217V73H219L218 75L219 76H215V73L213 74L212 73V76H214V80H213V77L211 76V74H210V70H209V75L211 76V78H212V80H211V78L209 79V75H208V73H206V72H208V70H207ZM219 68V69H218ZM224 68V70H222V69ZM240 68V70L241 71H239L238 69ZM245 68V69H244ZM249 68V69H248ZM258 68H260V69H258ZM5 69V70H4ZM9 69V70H8ZM36 69H37V72H36V74L37 75H39V76H41V74H42V72L41 71H43V74H44V76H42L41 78H43V79H46V77L48 78V76L49 75H51V74H56L55 76L54 75H51L52 76V78L54 79H59V77H60V79L61 78H63V79H61V80H53V79H51L50 77H49V79H51V80H53V81H51V80H49V79H46V80H43V84H42V81H41V79H40V77H37V75L36 74H33V73H35V71H36ZM41 69H43V70H41ZM57 69H59L58 70V72H60L61 74H59L58 76H57V73L55 72L54 73V71L56 70L57 71ZM84 69H86V70H84ZM108 69H111V70H108ZM122 69H124V70H122ZM125 69H128L127 70V72H129V73H127L126 72V75H129L130 77H128V78H130L129 79V81H128V78H127V76L125 75V73H121V72H123V71H126ZM178 69H179V71H178ZM181 69H183V70H181ZM187 69V70H186ZM188 69H189V71H188ZM190 69H192V70H190ZM244 69V70H243ZM251 69L252 70H254V71H251ZM7 70V71H6ZM19 70H20V72H19ZM25 70H27L26 72H24ZM30 70L31 71H34L33 73H32V75L30 76V74L28 75H26V73H28V72H30ZM38 70H40V72H41V74H39L40 72L38 71ZM46 70H47V72H46ZM90 70H91V72H92V70L94 71L93 72V74H94V76H92L91 74V72H90ZM101 70V71H100ZM113 70H114V72H113ZM118 70H121V72L119 71L118 72ZM132 70H134V71H132ZM164 70V71H163ZM173 72H172V71ZM221 70H222V72H221ZM233 70H234V73H233ZM237 70V71H236ZM247 70H249V73L247 72ZM62 71V72H61ZM68 71H69V75H66V74H68ZM72 71V72H71ZM82 71V72H81ZM102 71H104V72H102ZM115 71H116V73L118 72L119 73V75H118V73L116 74L115 73ZM174 71L176 72V71H178V72H176V73H174ZM181 71H182V73H181ZM184 71H186V72H184ZM193 72V74H195V76H196V80L194 81V79H195V76L193 77V78H189L188 76H186V73H188L189 74V76L192 74V72ZM195 71V72H194ZM198 71H204V73L205 74H203L202 72H198ZM217 71V72H216ZM225 71V75H227V73L229 74V75H227L228 76V78H226L227 76H225L224 75V72ZM236 71V72H235ZM239 71V72H238ZM246 71V72H245ZM256 71V72H255ZM24 72V75L22 74V73ZM39 72V73H38ZM45 72V73H44ZM63 72L65 73V75L63 74ZM67 72V73H66ZM75 72V73H74ZM85 72H86V74H85ZM89 72H90V74H89ZM101 72V73H100ZM112 74H111V73ZM131 72V73H130ZM142 75L141 76V78H143V80H141L140 78L139 79H136L135 77H140V75H139V73ZM162 72V74H159V73H161ZM191 72V73H190ZM243 72H245V73H243ZM250 72H251V74H250ZM12 77V75H18V73H19V75H21L22 74V78H24V76L26 75V76H28L27 77V81H26V77L24 78L25 80H22L21 79V76H19L18 75V78L20 77V79L21 80H19V79H17V76H16V79L17 80H19V82L17 81H15L14 80V77L15 76H13L12 78H11V80L10 79H8L7 80V78L9 77V75ZM48 73H51V74H48ZM75 74L76 76H77V78H76V76L73 78V76H72V74ZM79 73H80V75H79ZM87 73H88V75L89 76H87ZM98 73V74H97ZM102 74V77H105V78H109V80L108 79H105V78H102L101 76H100V74ZM105 73V74H104ZM107 73H108V76H109V73L112 75H110V77H108L107 76ZM135 73H137V74H135ZM171 73H173L174 75L173 76H175L176 75V81L174 82L173 80H175L174 78H172L173 76H172V74ZM184 73V74H183ZM201 73V74H200ZM221 73H223V74H221ZM230 73H231V75H230ZM246 73H247V75L249 76V79H248V77H247V75H246ZM253 73V74H252ZM262 73V74H261ZM42 74V75H43ZM45 74H47V75H45ZM64 75L65 77H63V76H61V75ZM78 74V75H77ZM122 74V75H121ZM133 74V75H132ZM167 74V75H166ZM192 74V75H193ZM203 74V75H202ZM232 74L233 75H235V76H233V77H235V79L232 77ZM246 76H245V75ZM6 75H7V77H6ZM71 75V76H70ZM86 75V78L84 77ZM95 75H97L98 77H96ZM115 76V81H114V79H112L114 76ZM121 75V78L119 77ZM164 75V76H163ZM179 75V76H178ZM181 75V76H180ZM184 75V76H183ZM192 75H191V77H192ZM208 75V76H207ZM221 75H223V76H221ZM240 77H239V76ZM257 75H259L261 78H259V76H257ZM35 76H36V79L37 80H40V84H42V85H40V84H38V82H37V84H36V82L34 81V83H33V80H34V78H35ZM57 76V77H56ZM68 76H70V78L68 77ZM91 76L93 77V78H98L97 79V81H100V83H97L96 82V79H91ZM100 76V77H99ZM123 76V77H122ZM126 77V79H125V77ZM135 76V77H134ZM153 76H155L154 78L156 79V80H153ZM159 76V77H158ZM166 76V77H165ZM168 76V77H167ZM172 76V77H171ZM182 76L183 77H186L187 79H183V81H181L182 80ZM199 76V77H198ZM244 76V77H243ZM257 76V77H256ZM30 77V78H29ZM87 77H90V78H88V80H87ZM112 77V78H111ZM149 77V78H148ZM162 77H163V79H162ZM178 77H180V78H178ZM197 77H198V79L199 80H197ZM206 77V79H208L207 80V82H205V84L203 83V86H202V82H204V81H206V79H202V78H205ZM208 77V78H207ZM218 77H220L219 79L220 80H222L223 79V81H220V80H218ZM231 77V78H230ZM242 77V80L240 79V80H238L237 78H241ZM246 77V78H245ZM252 79H251V78ZM5 78V79H4ZM31 80V82L29 83V79ZM31 78H33V79H31ZM39 78V79H38ZM64 78H65V80H64ZM69 78V79H68ZM71 78H73L74 80H75V78L77 79V81H74L73 79H71ZM120 78V79H119ZM133 78H135L134 79V82L132 81V79ZM158 78V79H157ZM160 78L162 79V82L163 83H166L167 81H169L170 82V79H173V80H171V83L168 85L167 83L165 84V88H164V93H166L167 94V92H168V94H170V95H166L165 94V96H162L164 93L162 92L163 91V89L160 91V89L161 88H163V86L161 85V87H160ZM215 78H217V80L215 79ZM224 78H225V80H224ZM232 78H233V80H232ZM254 78V79H253ZM35 79V80H36ZM86 79V82H85V84H83L84 82H82L83 80H85ZM90 79V80H89ZM105 79V80H104ZM111 79V80H110ZM121 79H122V81H121ZM124 79V80H123ZM167 79V80H166ZM180 79V84H178V80ZM190 79V80H189ZM192 79H193V81L194 82H192L191 83V81H192ZM201 79H202V81H201ZM231 80V82H229L230 80ZM259 79V80H258ZM260 79H262V80H260ZM49 80V83H46V81H48ZM69 82H68V81ZM80 80V81H79ZM92 80H94L95 81V83H97L98 85H101V86H104V87H97V89H98V93H97V90H96V85H95V83H93V86H95L94 88H92L93 86H92V84L90 83V82H92ZM106 80H108V81H114V82H116L117 80H118V83H119V85H118V83L116 82V87H115V85H114V83L113 82H111V83H109V82H106ZM127 82H126V81ZM141 80V83L140 82H137V84H138V87L140 86L141 87V85L142 86H148V87H145L144 89H143V87H141V88H138V87H136L137 85L135 84L134 85V83H136V81H140ZM146 80V81H145ZM149 80V81H148ZM166 80V81H165ZM186 80H189L190 81V83H188ZM212 81V82H214V84L212 83V82H210V81ZM227 80H229V81H227ZM234 80H235V82H234ZM252 82H251V81ZM258 80V81H257ZM12 81H14V82H12ZM52 83H51V82ZM56 81L57 82H59L58 83V85H60V83L63 85L64 83H65V81H66V83H70L69 84V86H68V84H66L67 85V87L66 86H62V85H60L61 87H64V88H56V86H57V83H56ZM61 81H64V82H61ZM103 81H105L104 82V85H102V83L101 82H103ZM124 82L123 84V86H121L122 85V83H121V85H120V82ZM145 81V82H144ZM151 81V82H150ZM155 81L157 82L156 84H154L155 83ZM159 81V82H158ZM165 81V82H164ZM186 81V82H185ZM196 81H197V83H196ZM201 81V82H200ZM209 81V82H208ZM217 81V82H216ZM237 81H238V83H237ZM241 81V82H240ZM16 82V84H14ZM21 82L23 83L24 82V85H25V83H28L29 85H31L30 87H29V85H27L26 84V86H28V87H25L24 85V88H23V86H21V85H19V84H21ZM73 82H74V84H73ZM81 82V83H80ZM88 82V83H87ZM144 82V83H143ZM152 82H154L153 84H152ZM161 82V83H162ZM176 82H177V84H176ZM183 82H184V84H183ZM198 82H200V84H198ZM223 82V83H222ZM232 82H234V83H232ZM240 82V83H239ZM244 84H243V83ZM263 82V83H262ZM11 83L13 84V87L11 86ZM19 83V84H18ZM44 83H45V85H44ZM54 83L56 84V86H54ZM78 83H79V85H78ZM89 83H90V86L91 87H89ZM127 83V84H126ZM131 83H133V84H131ZM139 83L141 84V85H139ZM145 83H147V84H145ZM148 83H150V84H148ZM159 83V84H158ZM175 83V84H174ZM186 83V84H185ZM193 83H196V84H198L197 86L198 87H195V85L196 84H194V86H193ZM206 83H208V84H206ZM216 83V84H215ZM252 83V84H251ZM3 86H2V85ZM8 84H10L9 86H8ZM50 84V85H49ZM53 84V88L55 87V89L56 90H51L52 89V87H51V85ZM82 84H83V86H82ZM87 84H88V86H87ZM106 84V85H105ZM109 84H112V86H111V88H110V85ZM131 84V85H130ZM145 84V85H144ZM158 84V86L160 87H156V85ZM190 84H192V85H190ZM212 84V86H209V90L208 91H201V88L202 89H204V90H206V89H208V88H206V87H208V85H211ZM219 85V87H218V85ZM228 84V85H227ZM234 84V85H233ZM240 84H242V85H240ZM246 84H247V87H246ZM262 84V85H261ZM33 85H34V87H33ZM40 85V86H39ZM97 85V86H98ZM127 87H126V86ZM133 85V86H132ZM149 85H151V86H153L154 85V87H156V90L157 91H155V88L154 87H152L151 88V93H150V91L148 92V90H147V92L145 93V90L146 89H149ZM175 85V86H174ZM186 85L188 86H193V90H197V92L199 91V92H201L202 94L203 93H207L206 95L204 94V95H201V93L199 94V92L198 93H194V92H196V90L194 91V92H192L193 90H192V87H186ZM217 85V86H216ZM222 85V86H221ZM230 85V86H229ZM238 85V86H237ZM253 85V86H252ZM256 85V86H255ZM38 86H39V88H38ZM41 86H43V90L41 89ZM77 86H78V90H77ZM82 86V87H81ZM121 86V87H120ZM128 86H131V87H128ZM168 86H169V88H168ZM172 86L175 88L176 86V91H177V93H179V98H178V96H176L175 95V93L173 92L175 89L174 88H172ZM182 86H184V87H181ZM201 88H200V87ZM205 86V87H204ZM237 88H236V87ZM38 89H37V88ZM59 87V86H58ZM65 87L67 88L66 90L68 91V95H69V90H70V94L72 95V96H67V92H66V90H65ZM83 87H84V90L89 94V96L91 97L92 95V97H93V99H92V97L90 98L89 96H88V94L87 93H85L84 91H83ZM108 88V90L106 89V88ZM113 87H115V88H118V90L119 91H121V92H119L117 89H115V88H113ZM122 87L124 88V89H122ZM132 87H136V88H134V89H132ZM210 87H212L211 89H210ZM215 87H217V88H215ZM222 87V88H221ZM241 87V88H240ZM244 87H246V88H244ZM253 87H255V88H253ZM5 88V89H4ZM29 88V89H28ZM31 88V89H30ZM44 88H48L47 90L45 89L44 90ZM50 88V89H49ZM82 88V89H81ZM86 88H87V90H86ZM89 88V89H88ZM113 88V92L110 90V89H112ZM158 88V89H157ZM166 88H168V89H170V90H168V89H166ZM183 88H185V91H183ZM189 89V90H187V89ZM200 88V89H199ZM225 89L224 91L223 90H220V91H218L219 89ZM230 88H232V89H230ZM234 88V89H233ZM251 88H253V89H255V90H253L252 89V91H251ZM4 89V90H3ZM33 89V90H32ZM42 90L43 92H41L40 90ZM57 89H59L58 91H57ZM62 89L63 90H65V94H66V96L67 97H69V98H71L72 99V101H70V102H72V105L73 106H71V105H68V102H69V99L65 96V95H63L62 94ZM93 89V90H92ZM102 89V90H106V91H111L110 92V94H111V96L113 97H111L110 96V98L111 99H113V100H111L110 98H108L109 97V92H108V96H107V98L105 99L103 96H106V94H104V93H107V92H103V94L101 95V93L102 92H100V90ZM129 89V90H128ZM131 89V90H130ZM137 89H140L141 90V92H143L142 93V95H143V98H145V94H147V93H149V94H147V97L146 98H148L147 99V101H145V99L143 100L142 99V95H141V93H140V91H138V93H139V95L136 93L137 92ZM154 89V91L156 92V94H155V92L153 93L152 92V90ZM247 91H246V90ZM9 90H13V91H10L9 92ZM51 90V91H50ZM76 92H75V91ZM82 90V91H81ZM101 90V91H102ZM123 90H125L124 92H123ZM135 90V92H133V91ZM168 90V91H167ZM179 90H181V91H179ZM213 90V91H212ZM231 91V93L229 92V91ZM242 90H244L243 92H242ZM3 91H5V92H3ZM9 93H8V92ZM20 91H22V93L20 92ZM48 91V92H47ZM54 91H56V93H52V92H54ZM59 91H62L61 93L59 92ZM79 91V92H78ZM92 91V92H91ZM94 91H96V92H94ZM116 91V92H115ZM127 91V95L126 96H124V97H122L123 96V93H124V95H125V92ZM129 91H131V93L129 92ZM167 91V92H166ZM190 91V92H189ZM216 91V92H215ZM218 91V92H217ZM221 91H223L222 93H221ZM228 91V92H227ZM241 91V92H240ZM250 91V92H249ZM254 91V92H253ZM261 91H263V92H261ZM24 92H27L26 93V95H28V96H26L25 95V93ZM45 92V93H44ZM49 92L50 93H52V96L50 97L49 96ZM59 92V93H58ZM117 92H119L120 93V95H121V97L119 98V96L120 95H118L117 94ZM158 92H162L163 94H160V93H158ZM181 92V93H180ZM183 92L185 93L184 95H183ZM209 92H210V94H209ZM234 92H235V94H234ZM239 92V93H238ZM244 92H246V94H244ZM261 92V93H260ZM19 93H21V94H19ZM41 96V97H43L42 99L43 100H46L47 99V95L46 94H48V97L50 98V99H47L46 101H40L41 103L40 104H42V103H44V104H42V105H44V106H46V107H42V105H40L39 104V106H38V108H35V107H37V105H38V103L39 102H37V101H39V96H38V94ZM40 93H42V94H40ZM43 93L45 94V95H43ZM58 93V95L59 96H61V98H64V100H65V97L67 98V105L65 104V102L66 101H64L63 102V100L59 97V96H57L58 98H57V100L55 101V99H56V94ZM75 93V94H74ZM83 93H85L84 95L85 96H83ZM93 93V94H92ZM94 93H96V94H98V95H96V94H94ZM122 93V94H121ZM136 93V94H135ZM153 93V94H152ZM173 93V95H171ZM176 93V94H177ZM187 93L190 95V96H188L187 95ZM192 93H194V94H192ZM213 93H214V95H213ZM220 93V94H219ZM226 93V94H225ZM230 93V94H229ZM242 93V94H241ZM7 94V95H6ZM19 94V95H18ZM22 94H24L23 95V97H22ZM37 94V96L39 97H34L33 98V96L34 95H36ZM91 94V95H90ZM112 94H114V95H112ZM158 94V95H157ZM180 94H182V95H180ZM196 94L198 95V97L200 98H198L197 96H196ZM233 94H234V96H233ZM251 94L253 95V96H251ZM18 95V96H17ZM43 95V96H42ZM116 95V96H115ZM130 95V96H129ZM136 97H134V96ZM149 95H151L153 98H154V100H155V98H156V100L154 101V100H152V97L151 96H149ZM159 95H161L160 96V98L158 97ZM185 95H186V97L188 96V101L191 103V101H195L194 103L192 102L191 104H192V108L190 107V105L191 104H189V102H185L184 101V98H185ZM191 95H193L194 97H197V98H194L193 96H191ZM200 95V96H199ZM218 96V98H217V96ZM233 96V98L231 99V97ZM236 95V96H235ZM242 95H243V97H242ZM246 95H248V96H246ZM261 95H263V96H261ZM32 96V97H31ZM44 96H45V99H44ZM55 96V97H54ZM65 96V97H64ZM96 96V97H95ZM99 96L100 97H102V98H99ZM129 96V97H128ZM155 96H157V97H155ZM167 96V97H166ZM170 96V98H171V100H170V98L168 99V97ZM176 96V97H175ZM209 96V97H208ZM211 96H213V97H211ZM215 96H216V100H215ZM238 96H240V97H238ZM245 96V97H244ZM12 97V98H11ZM21 97H22V99H21ZM29 97H31V98H29ZM89 97V98H88ZM100 99H98V98ZM115 97H118V98H115ZM127 97V98H126ZM181 97H182V99H181ZM229 98V99H227V98ZM236 97H238V99H236ZM249 97H251V98H249ZM256 97H257V99H256ZM15 98V99H16ZM25 98H27V100L25 99ZM55 98V99H54ZM88 98V99H87ZM95 98H97L96 100H98V101H96L95 100ZM114 98H115V102H114ZM150 98H151V103H150ZM157 98H159V99H157ZM173 98V99H172ZM176 100H175V99ZM180 100V101H182V103H185V105H181V102H180V104H179V102H178V99ZM202 98V99H201ZM212 98H213V100H212ZM248 100H246V99ZM255 98V99H254ZM14 99V98H13ZM20 99V100H19ZM28 99H30V100H35L36 102H34L33 103V101L31 102L30 100H28ZM41 98H40V100H42ZM59 99H61L62 101H60ZM75 99V100H74ZM91 99V100H90ZM103 99V100H102ZM105 99V100H104ZM107 99H110L109 101L107 100ZM136 100V101H134V102H131V100ZM142 99V100H141ZM190 99H192L191 101H190ZM193 99H195V100H193ZM199 100V102L201 103V101L203 100V104H204V106H205V104H206V106L205 107H207V105L209 104H211L212 103V101H213V103H212V108L211 107H207L206 108V110L209 108L210 110H212V111H210L209 110V113H208V110H207V112H206V110L204 109L203 110V108H204V106H203V104L201 103V106H202V108H201V106L199 107L198 106V108H197V105L199 104V102H198V104L196 103V100ZM227 99V100H226ZM241 99H243V100H241ZM250 99V100H249ZM23 100H25V101H23ZM50 100L51 101H54V102H50ZM58 100H59V104H60V106H58L57 107V105H59L58 104ZM76 100H78V101H76ZM91 102V103H93L94 101L95 102H97V103H93L94 104V106L91 104L90 105V102H89V105H88V102ZM120 100V101H119ZM177 101V102H175L174 101V104L172 103V102H170V101ZM186 100H187V98H186ZM197 100V101H198ZM208 100V101H207ZM215 100V101H214ZM221 100V101H220ZM229 100H230V102H229ZM233 100V101H232ZM240 100V101H239ZM252 100V101H251ZM27 101H30V102H27ZM47 101L49 102V105H48V103H47ZM74 101H76L77 102V105H75L76 104V102H74ZM107 101V103H105ZM112 101L114 102V105H116L117 106V108H116V110H115V107L116 106H114L113 105V103H112ZM116 101H118V102H116ZM143 102L144 101V103L146 102V106H148L147 108L143 105V104H141L140 102ZM149 101V102H148ZM211 101V102H210ZM217 101V103H215ZM219 101V102H218ZM233 103H232V102ZM236 101H238V103L236 102ZM249 103V104H247V102ZM254 101V102H253ZM255 101H256V103H255ZM5 102H8V103H12L11 105L10 104H7V103H5ZM16 102V103H15ZM47 104H46V103ZM69 102V103H70ZM78 102H80V104H78ZM99 102H103L104 104H107L106 106H108V103H110L109 104V107H110V105L112 104V106H114L113 107V109H112V107H104L105 105H103L102 103L100 104ZM154 102L156 103V104H154ZM205 102V103H204ZM207 102H208V104H207ZM210 102V103H209ZM229 102V104H227ZM242 102V103H241ZM5 104V106L4 107H2L4 104ZM22 103V104H21ZM26 103V104H25ZM28 103V104H27ZM32 103V104H31ZM36 103V104H35ZM53 103L54 104H57L56 106H54L53 105ZM84 103V104H83ZM134 103H136V104H134ZM150 103V104H149ZM153 103V104H152ZM172 103V104H171ZM235 103H237V104H235ZM241 103V104H240ZM254 103V104H253ZM15 104H17V105H15ZM19 104V105H18ZM21 104V105H20ZM25 106H24V105ZM35 104V106H32V105H34ZM53 106H51V105ZM63 104H65L63 107H65L64 109L65 110H67L68 108H67V106L68 107H74V109L73 108H71L72 109V111H70L71 109L69 108V110L66 112V111H64L63 110V112H62V105ZM71 104V103H70ZM100 104V105H99ZM133 104V105H132ZM179 104V105H178ZM188 104H189V107L190 108H187L188 107ZM194 104H197L196 106H193ZM218 104H220L219 106H217ZM251 104V105H250ZM253 104V105H252ZM256 104V105H255ZM28 105V106H27ZM29 105H31V106H29ZM81 105V107H79ZM96 105H97V107H96ZM103 105V106H102ZM143 105V106H142ZM173 105H175V108H179V106H182L183 107V109L184 108H186L187 109V116L185 115L186 114V112H185V110L183 111V113H182V115L184 116L185 115V118H187L189 115V120H190V123L191 124H189V121L187 120H185V122H184V118L182 117V115H181V113L180 112H182V107L180 108V112H179V109H175L174 108V106ZM178 105V106H177ZM187 105V106H186ZM215 105H216V109H215ZM230 105V106H229ZM233 105V106H232ZM236 105V106H235ZM237 105L238 106H240L239 108L237 107ZM13 106H15L16 108H17V110L15 109V107H13ZM17 106H20V107H24V108H21V109H18L19 107H17ZM27 106V107H26ZM48 106H50V107H48ZM90 106V107H89ZM93 107V109L90 111V108H92ZM102 106V107H101ZM184 106H186V107H184ZM231 107L232 109H230L229 107ZM242 106V107H241ZM244 106H245V109H244ZM248 106V107H247ZM251 106V107H250ZM5 107H7V108H5ZM28 107H30V108H28ZM60 107L62 108V109H60ZM86 107H87V109L88 110H86ZM100 107V108H99ZM193 107L195 108H197V110H194L193 109ZM247 107V108H246ZM253 107V108H252ZM256 107V108H255ZM10 108H12V109H14V110H16V111H14V110H11ZM26 108H27V110H26ZM32 108H35V110H33ZM46 108H48V112L49 111H51V110H53L54 112H52L51 111V113L49 112H47L46 111ZM53 108V109H52ZM54 108H56L55 110H54ZM58 108H59V110H58ZM98 109V111H100L101 110V112L99 113L98 111H97V109ZM103 108H106V109H109V110H107V112H103ZM143 108V109H142ZM145 108V109H144ZM202 109V111H199V109ZM228 110H227V109ZM243 108V109H242ZM249 108V109H248ZM251 108V109H250ZM5 109V110H4ZM8 109V110H7ZM9 109L11 110V112L9 111ZM22 109H24V111H22ZM32 109V110H31ZM81 109H82V111H81ZM84 109V110H83ZM105 109V110H106ZM200 109V110H201ZM219 109V110H218ZM238 110V112L239 113H237L236 114V110ZM242 109V110H241ZM255 109V110H254ZM7 110V111H6ZM25 110H26V114H25ZM29 110V111H28ZM36 110H38L39 112H37ZM56 110H58L57 112H56ZM113 110H115V112H113V114L115 115H113L112 114V111ZM213 110H215V111H217V113L214 111L213 112ZM231 110V111H230ZM250 110H251V112L254 110V112H252V117L250 116L251 115V112H250ZM20 111H22L21 113H19ZM31 111V112H30ZM33 111H35V112H37V114L35 113V112H33ZM46 113H48L47 115L48 116H50V117H53V116H57V118H58V120H57V118L56 117H53L55 120H56V122L58 123L59 122V119H60V121H63L64 120V122H62V124H59V123H61V122H59L58 123V125H57V131H59V129H60V136L62 135V137L64 138V137H69L70 135H72L71 136V139H66V138H64V140L62 139V140H60V138H58L59 139V141H61V143H62V141H63V143L62 144H58V142L59 141H57V136L54 134L53 135V133H50L49 134V136L47 135V134H43V132H47V129H49L48 127V125H47V123H46V121H44L48 116L47 115H45V112ZM59 111H60V113H59ZM75 111L77 112V111H79V114L81 115V117H83V116H86V118L89 116L90 118H92L93 120H91L90 121V123H93V121H94V118H95V124H96V126L98 127V124H100V126L101 125H103V127L101 126V128H100V126L96 129V126H94L95 124L93 123V129H94V127H95V133H94V131H92L91 130V132H90V129H92V126L90 125V123H89V125H83L84 123H83V121L81 120V117H78V116H80V115H77L78 114V112L77 113H75ZM87 111H90V112H87ZM203 111H205L206 112V114H205V112H203ZM13 112V113H12ZM43 112H44V115H43ZM69 112H71V114L69 113ZM82 112V113H81ZM83 112L85 113H87L88 114V116H87V114L85 115V114H83ZM97 114H96V113ZM109 112H111V113H109ZM184 112H185V114H184ZM201 112H203V113H201ZM232 112V113H231ZM235 112V113H234ZM243 114H242V113ZM4 113L6 114V115H4ZM17 113V115L18 116H16L15 115V117L12 115V114H16ZM27 113H29V114H27ZM104 113H106L105 115H104ZM208 113V114H207ZM10 115L11 116V119L8 117V119L6 118L7 117V115ZM31 114H33L32 115V117H31ZM40 114V115H39ZM42 114V115H41ZM52 114H55V115H53L52 116ZM57 114V115H56ZM62 115V117L63 118H61V115ZM66 114V115H65ZM70 114V115H69ZM76 114V118L75 119H72V118H74V116H72V115H75ZM103 115V117L101 116V115ZM109 114L111 115L110 117L111 118H109L108 116H109ZM209 114L211 115V117L209 116ZM228 114V115H227ZM233 116H232V115ZM249 114V115H248ZM8 115V116H9ZM21 115V116H20ZM25 115H30L29 117V120H31V118H32V123H31V121H30V124H27V122L29 123V120H25V119H27L28 117H26ZM69 115V116H68ZM91 115H92V117H91ZM99 115V116H98ZM215 115V116H214ZM230 115V116H229ZM235 115H237V116H235ZM241 115V116H240ZM245 116V117H242V116ZM255 115V116H254ZM257 115V116H256ZM6 116V117H5ZM13 116V117H12ZM21 118H20V117ZM24 116V117H23ZM37 118H36V117ZM43 116V117H42ZM60 118H59V117ZM65 116V117H64ZM71 116V117H70ZM104 116H105V118H104ZM191 116H192V118H191ZM206 116V119L204 118ZM210 117V118H208V117ZM216 116H218V117H216ZM229 116V117H228ZM4 117H5V121H3L4 120ZM17 117H19V118H17ZM34 117H35V119H34ZM41 117H42V119H41ZM45 117V118H44ZM88 117V118H89ZM94 117V118H93ZM107 117V118H106ZM113 117V118H112ZM214 117V118H213ZM231 117V118H230ZM233 117V118H232ZM235 117H236V121L234 120L235 119ZM239 117V118H238ZM241 117V118H240ZM249 117H251V119L249 118ZM12 118H14V119H12ZM67 118V123H66V121H65V119ZM71 118V119H70ZM78 118H80V119H78ZM83 118H85V117H83ZM98 118V119H97ZM99 118H102V119H100L99 120ZM115 118V119H114ZM119 118V119H118ZM128 118V119H127ZM131 118V119H130ZM139 118V119H138ZM216 118V119H215ZM223 118H225V119H223ZM247 118H248V125H247ZM11 121H10V120ZM21 119H22V122H21ZM24 119V120H23ZM37 119H39V120H37ZM63 119V120H62ZM76 119H78V120H76ZM124 119V120H123ZM238 119V120H237ZM12 120H13V124H11L12 123ZM15 120V121H14ZM18 120V122H16ZM34 120L36 121L35 123H36V125L33 123L34 122ZM79 120H81L82 121V123L79 121ZM89 121V119H84V121H86V122H88ZM100 121V122H98V121ZM108 120H112V121H114V120H116L114 123H115V125L112 123V121L110 122V125H109V121ZM117 120H118V124H117ZM122 122H121V121ZM130 120H132V121H130ZM140 121V123H138L139 121ZM146 120H147V122H146ZM225 120H227V121H225ZM230 120V121H229ZM242 122H241V121ZM7 121H9V123H10V125H8L7 124ZM20 121V122H19ZM24 121V122H23ZM44 123H43V122ZM70 121H71V124H69L70 123ZM75 121V122H74ZM102 121V122H101ZM105 121V122H104ZM126 121H128V122H126ZM130 121V122H129ZM136 121H138L137 123H136ZM148 121H150V122H148ZM6 122V124H4V123ZM37 122H38V124H37ZM40 122H42V123H40ZM73 122V123H72ZM76 122H77V124H76ZM119 122H121V123H119ZM123 122H124V124H123ZM133 122V123H132ZM136 123V126H137V124L139 125V127L137 126V128H136V126H132V125H135V123ZM188 122V123H187ZM224 122H225V124H224ZM231 122V124H229ZM239 122V123H238ZM244 122V123H243ZM21 124V127H22V129L20 128V125H17V124ZM27 124L28 126H27V128H25L26 126H25V124ZM45 123H46V125H45ZM106 123H108V124H106ZM129 123V124H128ZM131 123H132V125H131ZM142 123H144L143 125H142ZM234 123V124H233ZM2 124H4L3 126H2ZM33 124V125H32ZM41 124V127H38L39 125ZM63 124H67V126L66 127H68V128H70V129H68V131H67V129H65L66 127L63 125ZM74 124H76V125H78V126H76V125H74ZM80 124H82V125H80ZM119 124H121V125H119ZM122 124L123 125H126V128H128V127H131V128H129L131 131H133V132H131L129 129H125L124 128V126H123V129H124V131H123V129H122V127H120V126H122ZM186 124V125H185ZM187 124H188V126H187ZM224 124V125H223ZM228 126H227V125ZM239 126H241L243 129L241 130V127H239ZM7 125V126H6ZM13 126V128H14V130H16L15 132L12 130V126ZM15 125H17L16 127L19 129H17L16 127H15ZM31 127H30V126ZM45 125V126H44ZM61 125V126H60ZM73 127L72 129L74 130H72L71 129V127ZM73 125V126H72ZM104 125H106V126H104ZM114 125V129H115V131L114 130H112L113 128H112V126ZM117 125H119L118 127H117ZM129 125V126H128ZM8 126H10V127H8ZM19 126V127H18ZM34 126V127H33ZM44 126V127H43ZM47 126V127H46ZM80 126H81V129H83L82 131H81V129H79L80 128ZM86 126H91L90 128L88 127V128H86V131H85V127ZM229 126H231L230 128H232V130H230L228 127ZM235 126H237V128L235 127ZM255 126V127H254ZM7 127V128H6ZM30 127V128H29ZM33 127V128H32ZM45 128V129H43L42 131L43 132H41V129L40 128ZM61 127H63V129H61ZM83 127V128H82ZM110 127H111V130H110ZM116 127V128H115ZM136 129L135 131H134V129ZM234 127V128H233ZM34 128H36V129H34ZM39 128V129H38ZM50 128H51V126H50ZM104 130H103V129ZM106 128V129H105ZM109 128V130H107ZM121 128V129H120ZM191 128V129H190ZM239 128H240V130H239ZM254 128L256 129V130H254ZM27 129H30V132H28L29 130H27ZM79 130V132H78V130ZM117 129V130H116ZM118 129H120V131L118 130ZM133 129V130H132ZM139 129V130H138ZM190 129V130H189ZM234 129V130H233ZM235 129H236V132H234L235 131ZM245 129L248 131V133H247V131H245ZM9 130H10V132H9ZM18 130V131H17ZM35 130H37L36 131V133H34L35 132ZM87 130H88V132H87ZM99 130V131H98ZM102 130V131H101ZM6 131H8V133L6 132ZM12 131H13V133H12ZM21 131H23V132H25V131H27V132H25V133H20ZM63 131V132H62ZM74 132V133H72V132ZM76 131V132H75ZM84 131V132H83ZM112 131H113V134H116V136L114 135V137L112 138L111 136L113 135L112 134ZM117 131V133H115ZM121 132L122 133V135H123V133H124V135H123V138H121L122 137V135H121V133L119 134V132ZM123 131V132H122ZM125 131H130L129 133L128 132H126V134H125ZM231 131V132H230ZM244 133H243V132ZM250 131V132H249ZM256 131V132H255ZM258 131V132H257ZM31 132H33V134L35 135V136H37V138H39L40 137V135H41V137H40V139H35L34 138V135L33 134H31ZM41 132V134H38L37 135V133H40ZM64 132L66 133V134H68V135H66L65 136V134H64ZM69 132H71V133H69ZM86 132V133H85ZM97 132H102V134H107L106 135V137H108L110 140H106V142H108V141H110L111 142V144H109L110 142H108V144H109V146L111 145V147H109V148H112V147H114V148H112V149H109L107 146H108V144L106 143L105 144V140L103 139V138H105V137H103V138H101L102 136H105V135H101V134H98ZM106 132V133H105ZM135 132H137V133H135ZM239 132V133H238ZM3 133V134H2ZM11 133V134H10ZM14 133H15V135L16 134H21V136H24V134L25 135H27V139H28V137H32V138H34L33 140H35L34 141V143H35V145L36 146H34V144L33 145H31L32 144V139L30 138V139H28V140H26V138L25 139H23L24 137H22V139H21V136H19V134H18V136L16 137L15 135H14ZM28 133H30L31 135L29 136V134ZM76 133H79V134H77L79 137L81 136V140L79 139V137L78 136H76ZM80 133H83V134H80ZM87 133H90V134H87ZM97 133V135H101V136H99L100 138H101V140H102V142L104 141V143H103V145L104 146H106V147H104L103 145H102V142H101V145L103 146V148H101L102 146L100 145V143L99 142H97V141H99L100 139L99 138H97V139H95L96 137H95V134ZM187 133H188V136H187ZM235 133V134H234ZM244 134V136H243V134ZM248 135H247V134ZM253 133V134H252ZM257 133H258V135H257ZM262 133V134H261ZM6 134V135H5ZM9 134V135H8ZM13 134V138H14V136L16 137V140L14 139H12L11 140V135ZM44 136H43V135ZM75 134V135H74ZM92 134V136H90ZM108 134H112V135H108ZM119 134V135H118ZM128 134V135H127ZM132 134V135H131ZM133 134H134V136H133ZM136 134H138V135H136ZM256 134V135H255ZM2 135H4V136H2ZM8 135V136H7ZM50 135H52L51 137L52 138H54V137H56L54 140H55V142H54V140L51 138V139H47V140H49L50 141V143H49V141L47 142L46 141V139H45V137L46 138H50ZM87 135V136H86ZM96 135V136H97ZM235 136L236 138L239 136V138H240V140H238L239 138H235L234 137V139H233V136ZM241 135H242V137H241ZM75 136V137H74ZM84 136V139L82 138ZM94 136V137H93ZM120 136V137H119ZM138 136V139L137 138H129V137H137ZM232 136V137H231ZM246 136V137H245ZM254 138V139H250V138H252V137ZM262 137L263 136V138H261L260 140H259V138H257V137ZM20 138V139H17V138ZM26 137V136H25ZM43 137V138H42ZM61 137V138H62ZM72 137L73 138H76V137H78L77 139H72ZM86 137H88V138H86ZM89 137H92V140H93V138H94V142L93 141H90L91 140V138H90V140H89ZM98 137V136H97ZM117 137H119V139H117ZM125 137V138H124ZM139 137H140V139H139ZM249 139H248V138ZM258 139H256V138ZM108 138H106V139H108ZM121 138V139H120ZM127 138H129L130 140H128ZM232 138V139H231ZM241 138H242V140H241ZM45 139V143H43V141L42 140H44ZM66 139V140H65ZM119 140V142H121L122 143V141L125 143H122V145H123V147H124V149L122 148V145H120V143H117V144H119V147H117V144H115L116 142H118L117 140ZM125 139H127L126 141H127V143H126V141H125ZM136 139V142L134 141V142H132L131 143V140L133 141V140H135ZM228 139V140H227ZM230 139V140H229ZM244 139H245V141L246 142H249V143H247V144H245V141H244ZM9 140H11L12 142H14L13 144H12V142L11 141H9ZM19 140V141H18ZM21 140L26 144L27 142V144H26V146H24L25 144L23 143L22 144V142H21ZM67 140H68V148L67 147H65V146H67ZM77 141V142H79V143H82V142H84V143H82V144H80L79 145V143L77 144V142H75V141ZM86 140H89L88 142H86ZM252 140V141H251ZM257 140V143L259 144V145H262V147L261 146H258L257 145V143L255 142ZM10 142L9 144H7V142ZM27 141V142H26ZM36 141H38V142H36ZM70 141L72 142V144L70 143ZM81 141V142H80ZM130 141V142H129ZM185 141L187 142V144L190 146V147H185V149L187 150H185L186 151V153L189 151V149L191 148L192 150H190V152L188 153V155L190 154V153H192L193 152V150H195V148H193V147H196V149H197V151L196 152H199V151H201V153H200V157L199 158H202L201 160H203V162H206V161H209V164L208 165H206L205 163H203V165L204 166H202V163H200L199 162V159L197 160V158H196V156H193L194 158H196V159H194L193 157V163H194V166H193V168H191V170H187V172H186V176L188 177V179L194 184V186L193 187H190V186H188V187H186L185 189H183V190H180V192L182 193L183 192V194L182 195H174V194H172L171 193V191H175L174 189H171V190H169V188H167V187H165V188H163V189H156L155 191L154 190H150V196H145L144 194H147V193H145L146 192V189H147V185H146V182H145V179H143V178H145V173L143 174L142 173V171H144V169H142V166H141V172L138 170V172H136V171H134V172H136V173H134V175H133V172H132V170L131 169H125V168H132L133 167V164H135V162H138V164L139 163H143V158H144V160H145V158H146V156H145V154L146 155H148V154H151V153H154V151L156 152V151H158L159 150V148H164V150H162V149H160V150H162V151H164V153L166 152L167 153V155L168 156H172L173 155V150H174V148H178V145H180V148H182L183 146H184V144H185ZM233 141H234V143H233ZM240 141L242 142V143H240ZM2 142V143H1ZM21 142V143H20ZM29 142H31V144L29 143ZM55 144H54V143ZM57 142V143H56ZM90 142V143H89ZM98 143L99 144V146L97 147V144L96 143ZM112 142H115V143H112ZM229 142H232L234 145H238V147H236V146H234V148L236 149H233V147H230V143ZM5 145H4V144ZM18 143V144H17ZM37 143V144H36ZM43 143V144H42ZM51 143H53V144H51ZM65 143V144H64ZM74 143V144H73ZM76 143V144H75ZM85 143H86V146H85ZM88 143V144H87ZM231 143V144H232ZM244 143V144H243ZM256 144V145H254V144ZM20 144V146H22L23 145V148L22 149H25V150H22V152L20 151L21 150V147L20 146H18ZM29 144V145H28ZM47 145V147L45 146V145ZM48 144H50V145H48ZM57 144V145H56ZM69 144H70V146H72V148L71 147H69ZM90 144V145H89ZM95 144V145H94ZM115 144V146H113ZM127 144V145H126ZM135 144H138V145H136V148L134 147L135 146ZM233 144H232V146H233ZM8 147H7V146ZM10 145V146H9ZM14 145V146H13ZM28 145V146H27ZM40 147H39V146ZM59 145H61V146H59ZM64 145V146H63ZM77 145V146H76ZM82 145H84L85 146V150L87 151V149H86V147L88 148V151H87V154H92V155H90V158H89V155H87L85 152V150H84V146H82ZM91 145H93V146H91ZM126 145V146H125ZM134 145V146H133ZM7 148H6V147ZM15 146H17L15 149H13V147H15ZM44 146V148H42ZM52 146H55V148L54 147H52ZM56 146H58V148L59 149H57V147ZM63 146V147H62ZM79 146V147H78ZM91 147V150H89L90 149V147ZM121 146V147H120ZM129 146V147H128ZM225 146L227 147V148H225ZM228 146L230 147V149H228ZM6 148V149H4V148ZM34 147V148H33ZM39 147V148H38ZM65 147V149H63ZM76 147V148H75ZM77 147H78V149L79 150H77ZM93 147V148H92ZM95 147H97V149L95 148ZM115 147H116V149H119V151H124V152H126L125 153V156H124V152L122 153L123 155H121V153L120 154H118V150H116L115 149ZM127 147V148H126ZM145 147L147 148V150L148 149H150L149 151H147L146 149H145ZM240 147V148H239ZM254 147H256L258 150H259V148H261L259 151L256 149V150H254L255 148ZM259 147V148H258ZM2 148H3V150H2ZM31 148V149H30ZM35 148H38V149H36V151H34L35 150ZM73 148H75V151L74 152H72V150L71 149H73ZM95 148V149H94ZM121 148H122V150H121ZM132 149V150H130V149ZM138 148V149H137ZM202 150H201V149ZM213 148H214V150H213ZM231 148H232V151H230L231 150ZM239 148V149H238ZM249 148V149H248ZM252 148V149H251ZM7 149H9L8 151H7ZM13 149V150H12ZM41 149H43V150H41ZM46 149H47V151L48 152H42V151H46ZM53 149H54V151H53ZM93 149V150H92ZM125 149H127V150H129V151H127V150H125ZM143 149H145V151L143 150ZM154 149V150H153ZM198 149H199V151H198ZM226 149H228V150H226ZM242 149V151L241 152H243L244 151V159H246V157L248 158V161H250L249 163H248V165H247V159H246V161L247 162H245V160H241V162H242V165H240V158L242 157V153L239 151H237V150H241ZM5 150L7 151V152H5ZM10 150H12V151H15V153L16 154H14V152H12V151H10ZM17 150V151H16ZM29 150V151H28ZM36 153V154H39V155H37V158L35 159V157H36V154H34V152ZM37 150H39V152H37ZM58 150L60 151L59 153H58ZM71 150V154L69 155V151ZM74 150V149H73ZM82 150V151H81ZM103 151V152H98V151ZM104 150L106 151V152H104ZM134 150H136V151H134ZM142 150V151H141ZM249 151V153L250 154H248V151ZM252 150V151H251ZM32 151V152H31ZM49 151H50V153H49ZM64 151V152H63ZM66 151H68V152H66ZM78 151H80V152H78ZM91 151L92 152H94V153H91ZM112 151H115V152H117V153H115V152H112ZM139 151V152H138ZM147 151V153H145ZM3 152H4V156H3ZM10 152H12V153H10ZM17 152H21L20 153V155H19V153L17 154ZM32 153V154H30V156H29V154H28V156L30 157V160L29 161H27V159L26 160H22L23 158L25 159L26 157H27V154L25 155V153ZM63 152V153H62ZM65 152L68 154V155H66L65 154ZM82 152H83V155H82ZM135 154H134V153ZM142 152H144V153H142ZM233 152V153H232ZM238 152V154L241 156L239 159H238V161H237V159L235 160V161H237V163H235V161L234 162H232L231 161V159L233 158V159H235L236 158V156H234V155H237V158L239 157V155L238 154H236ZM245 152H247V155L245 156ZM43 153V155H44V157H42V154ZM56 153V154H55ZM62 154V156L60 155L59 156V160L57 159V157L58 156H56L57 154ZM76 155H75V154ZM99 153V154H98ZM107 153V154H106ZM112 154V153H114V154H112L111 155V157H110V155L109 154ZM12 154V156H10V155ZM77 154H78V156H77ZM85 154L87 155V157L85 156ZM115 154L117 155V157L115 156ZM128 154H131V155H128ZM139 154V155H138ZM141 154H143V157H142V155ZM193 154V153H192ZM253 154H255V152L253 153ZM6 155V156H5ZM14 155H15V157H14ZM22 155V159H21V156ZM41 155V156H40ZM47 155V156H46ZM49 155V156H48ZM74 155V156H73ZM98 155H102L103 156V158L102 157H100V156H98ZM105 155H106V157H105ZM128 155V156H127ZM134 155H135V157H134ZM137 155H138V157H137ZM250 155H251V157H252V159H251V157H250ZM3 156V157H2ZM64 156H68L69 158H70V160H69V158H67L66 159V157H64ZM71 156V157H70ZM94 156H96V158H94ZM98 156V157H97ZM112 156L114 157V158H116L115 159V161H113L114 160V158H112ZM122 156H123V158L124 157H126V158H122ZM131 158H130V157ZM133 156V157H132ZM139 156H141L142 157V159H141V157H139ZM191 156V155H190ZM4 157H6L7 159H4ZM14 157V158H13ZM17 157V158H16ZM40 157V158H39ZM49 157V158H48ZM53 157V158H52ZM75 157V158H74ZM82 157L85 159L86 158V160H84V159H82ZM118 157L120 158V160L118 159ZM256 157V156H255ZM3 158V159H2ZM11 158V159H10ZM32 158H34L33 160H32ZM42 158L44 159V161L42 160ZM46 158V159H45ZM60 158L62 159L63 158V160H62V162L64 161L65 162V164L66 165H64L63 166V164H64V162H63V164H62V162H61V160H60ZM73 158V159H72ZM78 158V159H77ZM87 158H89V163L87 164L86 162H88V159ZM99 158H101V159H99ZM105 158V159H104ZM107 158V159H106ZM127 158H128V160H129V162L131 161V159H133L134 158V160H135V162L134 161H132V162H130L129 164L132 166H130L125 160H127ZM130 158V159H129ZM189 158H191V157H189ZM243 158V157H242ZM241 158V159H242ZM256 158V160H258ZM8 159H10V163L11 164H9V165H7V162H5L6 160H8ZM14 159V161H12ZM16 159H18V160H16ZM19 159L21 160V163H20V161H19ZM52 159H53V161H52ZM56 159V160H55ZM76 161H75V160ZM92 159V160H91ZM95 159V160H94ZM110 159H111V165L113 164L114 166H115V168L113 167V165L112 166H110V165H108V164H110ZM121 159L123 160L122 161V163H120L121 162ZM140 159H141V162H140ZM232 159V160H233ZM1 160H3L4 161V165L3 166H6V167H4V168H6V170H4V168H3V166H2V164H3V162H1ZM39 160H40V162H39ZM45 160H47V161H45ZM51 160V161H50ZM98 160H100V161H98ZM102 160H103V163H102ZM104 160H106L105 162H104ZM108 160H109V162H108ZM127 160V161H128ZM195 160H196V162H197V164H195L196 162H195ZM212 160H213V162H212ZM17 161V162H16ZM24 161V162H23ZM35 161V162H34ZM48 161H50V162H48ZM59 161V162H58ZM68 161H69V166H68ZM79 161H80V163H79ZM82 161H83V163H82ZM92 163H91V162ZM95 161V162H94ZM96 161H98V162H96ZM124 161L126 162V164H128V165H124ZM245 162V164L246 165H244V162ZM16 163V164H13V163ZM33 162V163H32ZM51 162H53V163H51ZM58 164L59 165V167L61 168H59L58 167V169H59V172L57 173L56 171H58V169H57V166H56V164ZM58 162V163H57ZM75 162V163H74ZM100 162H101V164H100ZM116 162V163H115ZM117 162H119L118 164L119 165H116L117 164ZM216 162V163H215ZM2 163V164H1ZM20 163V164H19ZM32 163V164H31ZM47 163H48V165H47ZM70 163H72V164H70ZM85 163V164H84ZM95 163V164H94ZM98 163V164H97ZM107 163V165H105ZM131 163H133V164H131ZM200 163V164H199ZM213 163H215V164H213ZM235 163V164H234ZM22 164V165H21ZM52 164V166H50ZM83 166V167H81V165ZM87 164V165H86ZM199 164V165H198ZM232 164H234L236 167H238V168H236L235 166H232ZM18 165H20V166H18ZM53 165L54 166H56V167H53ZM76 165H79L78 167L76 166ZM85 165V166H84ZM89 165H90V167H89ZM92 165V166H91ZM102 165V166H101ZM123 165H124V167H123ZM202 166V167H199V166ZM10 166H12L13 168H16L15 170L16 171H13L12 170V173H10L11 172V170L10 169H12V167H10ZM17 166V167H16ZM25 166V168H24V170H23V168L22 167H24ZM27 166V167H26ZM47 166H49L48 168H47ZM63 166V167H62ZM68 166V167H67ZM73 167V169H70V168H72ZM76 166V167H75ZM89 168H88V167ZM95 166V167H94ZM196 166V167H195ZM198 166V167H197ZM95 169H93V168ZM98 167H99V169H100V167H102V171L104 170V172H102L101 170H99L98 169ZM106 167H108L109 169H110V172H116V173H110L109 172V169H108V171H106L107 169H106ZM111 167V168H110ZM235 167V168H234ZM242 167H240V169L242 168ZM7 168L9 169V171L10 172H8V170H7ZM21 168V169H20ZM27 168V171L25 170ZM48 170H47V169ZM50 168H51V170H50ZM65 168V169H64ZM74 168H77V169H74ZM86 168H87V170H86ZM105 168V169H104ZM120 168H122L121 170L123 171H121L120 170ZM125 170H124V169ZM140 168V167H139ZM244 168H242V170L244 169ZM3 169V170H2ZM20 169V170H19ZM55 169H56V171H55ZM64 169V170H63ZM82 169H83V171H82ZM96 169H97V171H96ZM116 169V170H115ZM2 170V171H1ZM17 170H19L20 171V173H17ZM53 170V171H52ZM61 170V171H60ZM72 170V172H70ZM74 170V171H73ZM77 170H79V171H77ZM92 170V171H91ZM127 170V171H126ZM131 170V171H130ZM242 170H240L239 171V169L237 170V173H239L240 172V174H237L235 171H234V176H235V173L237 174L236 176H238V175H241V178L239 177V179H237L236 177L234 178L233 177V182H235L236 183V185H235V183H234V186L236 187H239V188H241L240 186H244V185H250L249 183H248V181H247V178H248V180H251L248 176L249 175H251V174H249L248 176L246 175V177H245V175H243V172H241ZM245 170H244V172H245ZM5 171H6V173H5ZM26 171V172H25ZM49 171V172H48ZM52 173H51V172ZM69 172V174H68V172ZM75 171H77V173L78 174H75ZM88 171H90V172H88ZM106 171V172H105ZM120 171V172H119ZM190 171V172H189ZM233 171L231 172V173H233ZM4 172V173H3ZM8 172V173H7ZM17 174H16V173ZM23 172V173H22ZM82 172H83V175H82ZM92 172H94V174L92 173ZM100 172H101V174H100ZM128 172H131V173H129V175H128ZM9 173H10V175L12 174L13 176H9ZM27 175H26V174ZM47 173H49V174H47ZM51 173V174H50ZM55 173V174H54ZM63 173H65L66 174V177H65V175H62ZM72 173V174H71ZM79 173H81V176L83 177V178H81V176H79ZM88 173V174H87ZM107 173V174H106ZM118 173H120V174H118ZM141 173L143 174V175H141ZM175 173L176 174H178V175H181V170L180 169H177L176 171H175ZM229 173V174H228ZM5 174H7L8 175V178L9 177H11V178H9V182H10V180H11V185H10V183L8 182V178H6V175ZM18 174H23L24 176H22V175H18ZM52 174H54L53 176H52ZM57 174V175H56ZM71 174V175H70ZM91 174V175H90ZM110 174V175H109ZM117 174V175H116ZM257 174H258V176H257ZM260 174V175H259ZM15 175H18L19 177L17 178V176H15ZM26 175V176H25ZM49 175H50V177H49ZM61 177H60V176ZM75 177H74V176ZM86 175H90V176H86ZM105 175H106V177H105ZM131 175V176H130ZM138 175H139V177H138ZM232 175V176H231ZM251 175V176H252ZM4 176V177H3ZM20 176H21V179H20ZM57 176H58V178H57ZM78 176H79V178H78ZM96 176H100L99 178L98 177H96ZM111 176H112V178H111ZM125 176H127V177H125ZM143 177L142 179L140 178V177ZM231 176V177H230ZM250 176V177H251ZM256 176V177H255ZM14 177V178H13ZM22 177H25V178H22ZM47 177H49V178H47ZM52 177V178H51ZM55 177H56V179H55ZM64 177V178H63ZM73 179H72V178ZM84 177H86V178H84ZM102 177H104V179L102 178ZM113 177H115V178H113ZM120 177H122L123 179H125V181L121 178L120 179ZM129 177H131V178H129ZM136 177V178H135ZM138 177V178H137ZM255 177V178H254ZM46 178L47 179H51V181L50 180H46ZM60 178V179H59ZM71 178V179H70ZM75 178H76V180H75ZM97 178V179H96ZM106 178V179H105ZM263 178H264V176H263ZM3 179L5 180V181H7V182H4V185H3ZM65 181H64V180ZM71 181H70V180ZM110 180V182H111V180H112V183H110L109 182V180ZM117 179H118V181H117ZM134 179V180H133ZM232 179V178H231ZM234 179L237 181H234ZM255 179V180H254ZM14 180V181H13ZM15 180H16V184H13L14 182H15ZM20 180V182H19V184H20V186L21 187H18L19 185H18V181ZM24 180V181H23ZM55 180V181H54ZM62 180V181H61ZM68 182H67V181ZM117 182H116V181ZM121 180L123 181V182H121ZM131 182H130V181ZM139 180H141V182H142V180L144 181V183H145V185H143V188L145 189L144 191L143 190H141L142 189V185H141V182L139 181ZM260 180H259V182H260ZM264 180V179H263ZM13 181V182H12ZM26 181V182H25ZM46 181V182H45ZM58 181H60V182H58ZM70 181V182H69ZM101 181H102V183H101ZM107 181L109 182V183H107ZM126 181H127V183H126ZM137 181V182H136ZM256 181V182H257ZM262 181V180H261ZM21 182H25L24 184L23 183H21ZM48 182H50L49 184L51 185H46ZM67 182V183H66ZM109 185V187H108V185H106V183ZM115 184H114V183ZM129 182L130 183H132V184H135V185H132V184H129ZM135 182V183H134ZM232 182V181H231ZM231 182H230V185H231ZM232 182V183H233ZM59 183V184H58ZM118 183V184H117ZM125 183V184H124ZM143 183V182H142ZM143 183V184H144ZM165 183V182H164ZM199 183H201V184H203V185H200ZM227 183V184H226ZM5 184H6V186H5ZM8 184V185H7ZM63 184H65L64 186H62V188H61V185ZM66 184L68 185V186H66ZM99 184H100V186H101V184H102V187H100L99 186ZM107 186H105V185ZM116 184H117V186H116ZM122 184V185H121ZM13 185H15V186H13ZM18 185V186H17ZM22 185H23V187H22ZM28 185V187H30L33 191L31 192V194H30V188H28V187H26ZM44 185V186H43ZM45 185L47 186V187H45ZM53 185V186H52ZM55 185V186H54ZM58 185V186H57ZM110 185H112L111 187H115L112 191H111V187H110ZM123 185H124V188H123ZM127 185V186H126ZM138 185H139V188H140V186H141V188H140V190H138V189H136L137 187H138ZM233 185V184H232ZM7 186H11L10 188L9 187H7ZM42 186V187H41ZM104 186V187H103ZM133 186V187H132ZM7 187V191L5 190V188ZM34 187V188H33ZM44 187V188H43ZM53 189H51V188ZM55 187V188H54ZM57 187H58V189H57ZM59 187H60V189H59ZM12 188H13V193H12ZM15 188L17 189V190H15ZM19 188H21L20 189V193L18 192H16V191H19ZM22 188H24V189H22ZM28 188V189H27ZM41 188H43L44 190H42ZM47 188V190L48 189H50V190H45ZM65 188H66V190H65ZM102 188V190H100ZM104 188H107L108 190V192H106V194L103 196L102 194H104L105 193V191H106V189H104ZM111 188V189H110ZM117 188V189H116ZM223 190H222V189ZM36 189V190H35ZM54 189H55V191H54ZM120 189V190H119ZM123 189V190H122ZM9 190V191H8ZM30 190V191H29ZM36 192H35V191ZM39 190H42V191H39ZM52 190V192H50ZM62 191L61 193H60V191ZM63 190H65V192H63ZM119 190V191H118ZM4 191L5 192H7V193H5L4 194ZM14 191H15V193H17V194H15L14 193ZM24 191V192H23ZM37 191H38V193H37ZM55 193H54V192ZM59 191V192H58ZM136 191V192H135ZM137 191H139L140 193H138ZM27 192H26V194H27ZM50 192V193H49ZM102 192H104V193H102ZM35 193V194H34ZM44 193L46 194V196L48 197V196H50L51 197V199L52 200H50V199H48V198H46V196L44 195ZM47 193H49V194H47ZM52 193H54V194H52ZM58 195H57V194ZM63 193V194H62ZM133 193V194H132ZM190 193V194H189ZM8 194V195H7ZM22 194V195H21ZM37 194V195H36ZM42 194V195H41ZM61 194H62V196H61ZM130 194V195H129ZM134 195L133 197H132V195ZM138 194H140L139 196H138ZM7 195V196H6ZM9 195H10V197H9ZM15 195V196H14ZM21 195V196H20ZM31 196V198H30V196ZM35 195V196H34ZM38 195H40V196H38ZM44 195V196H43ZM53 195H55L54 197H53ZM136 195V196H135ZM14 196V197H13ZM20 196V197H19ZM43 196V197H42ZM57 196V197H56ZM65 196V197H64ZM124 196V197H123ZM3 197H6L7 199H9V201L8 200H6V198H3ZM34 197V198H33ZM40 198V202H38L37 201V198ZM58 197H60V198H58ZM130 197V198H129ZM245 197V200H244V205H246V206H250V207H254V203H253V201L254 200H260V199H262L261 197H257V196H255L256 198H251V197H247V196H244ZM13 198H14V200L16 201H18V202H15L14 200H13ZM15 198H17V199H15ZM36 198V199H35ZM45 198V199H44ZM56 199V201L54 200V199ZM133 198H135V200L133 199ZM3 199L6 201H3ZM14 201V203H13V201ZM27 199L30 201H27ZM62 199V200H61ZM129 199V200H128ZM31 200H32V202H31ZM37 201V202H35V201ZM45 200H48V201H45ZM131 200V201H130ZM7 201L10 203V205H9V203H7ZM128 201V202H127ZM12 202V203H11ZM29 202V204H26V203H28ZM35 202V203H34ZM43 202V203H42ZM45 202H46V204H45ZM134 202V203H133ZM5 203V204H4ZM58 203V204H57ZM128 203V204H127ZM4 204V205H3ZM6 204H8V205H6ZM26 204V205H25ZM30 204H31V206H30ZM34 204H36L37 206H38V208H39V206H41L42 207V204H43V209H39L38 210V208H36L37 206L35 205V207H33L32 205H34ZM40 204V205H39ZM129 204H131L130 206H129ZM17 205V204H16ZM24 205V206H23ZM29 205V206H28ZM6 206V207H5ZM10 206V207H9ZM26 206H27V208H26ZM29 207H32V208H29ZM44 207H45V211H44ZM130 207V208H129ZM134 207H135V211L133 210L134 209ZM4 208V209H3ZM5 208H6V210H5ZM10 208H12V209H10ZM23 208H25L24 210H25V213H23V214H21L22 212H24V211H22V209ZM29 208V209H28ZM131 208H133L132 210L134 211H132V210H130ZM8 209V210H7ZM20 209H21V215H19V212H20ZM27 209V210H26ZM34 209V210H33ZM37 209V210H36ZM52 209V210H51ZM6 212H5V211ZM12 210V211H11ZM30 210V211H29ZM46 210L49 212H47L46 214H47V216L45 215V212H46ZM51 210V211H50ZM27 211H29V213L28 214H30V212H31V214L29 215L30 217H32V219H29V216L27 215ZM32 211H33V214H32ZM37 211H40V212H38L37 213ZM43 211V212H42ZM3 212V213H2ZM35 212V213H34ZM53 212V213H52ZM58 212H61V213H63V214H61V216L63 215V217H61L60 216V213H58ZM128 212H132L133 214L134 213H136V214H132V216L131 215H129V214H131V213H128ZM6 213V214H5ZM41 213H42V215L44 216H41ZM44 213V214H43ZM51 213H52V215L54 216V213H55V216H56V218H55V216L54 217H52L51 216ZM166 213H168V214H166ZM232 213V214H231ZM24 214H26V216L24 215ZM34 214H37V215H39V216H41L40 217V219H39V216H32V215H34ZM50 214V215H49ZM56 214H58V215H56ZM186 214H188V215H186ZM231 214V215H230ZM233 214H234V216H233ZM17 215V216H16ZM23 215V216H22ZM49 215V216H48ZM136 215H137V217L138 216H140V217H138V218H136ZM141 215H143V217H141ZM145 215V216H144ZM164 215V216H163ZM166 215V216H165ZM167 215L168 216H170L169 217V219H168V217H167ZM183 215V216H182ZM184 215H185V217H184ZM254 215V214H253ZM7 216H10V218L9 217H7ZM18 216H20L21 218H18ZM61 217L60 219H59V217ZM129 216H131V218L129 217ZM245 216H247V217H245ZM15 217H17V218H15ZM28 217V219H26L27 220V222H33L34 221V223H27L26 222V220H24L25 218H27ZM35 217V218H34ZM38 217V218H37ZM45 217H48V218H51L52 220L54 219H56L54 222L51 220V219H49L48 220V218H46L45 219ZM194 217H195V219L196 218H198V219H196L197 220V222H196V220H194ZM202 217L204 218V220H205V218H208V217H210V220H208V223H207V220H205V222L207 223V225H206V223L204 222V220L202 219ZM216 219H215V218ZM233 217L235 218V220L233 219ZM249 217V218H248ZM254 217H256V216H254ZM42 218V219H41ZM77 219V220H79V221H81L80 222V224L78 225V221H77V226L79 227L78 229H75V231L77 232L78 231V235H77V233L76 232H74V233H76V234H74L73 235V231L72 230H70V229H72V227H71V222H73V226L75 227V228H77V226H76V220L75 219ZM134 218H136V221H134L135 219ZM166 218L168 219V220H166ZM244 218H246L245 220H244ZM251 218V219H250ZM257 218V217H256ZM6 219H10V220H6ZM15 219H18V220H16L15 221ZM19 219H22L21 221L22 222H20V220ZM35 219V220H34ZM46 220V222H52V223H56V224H52V223H47L46 224V222H45V220ZM59 219V220H58ZM69 219H73V221H71V220H69ZM138 219V220H137ZM150 219H152L151 221H150ZM222 221L221 223H219L220 222V220ZM250 219V220H249ZM2 220H0V223H2ZM12 220H14V221H12ZM32 220V221H31ZM37 220H39V221H37ZM41 220V221H40ZM44 220V221H43ZM51 220V221H50ZM58 220V221H57ZM68 220H69V222L71 223H67V225L65 224L66 223V221L68 222ZM74 220H75V223H74ZM147 220V221H146ZM195 221V224H194V222H192V221ZM203 222L202 224H201V221ZM214 220L217 222V223H219V225L216 223V222H214ZM5 221H6V223H5ZM11 221V222H10ZM20 222V224H19V222ZM37 221V222H36ZM43 221V222H42ZM139 221V222H138ZM144 221V222H143ZM152 222V223H150V222ZM154 221V222H153ZM157 221V222H156ZM167 221V222H166ZM198 221H199V223H198ZM224 221V222H223ZM245 221H248L247 222V225L245 224L246 222ZM14 222H15V227H16V229H14L16 232H18V231H20L19 232V234H21V235H23V231H25V230H23V229H25V228H28L27 230H29V229H31V231H32V234H30V232L29 231H26V233H27V235L26 236H28V232H29V235L30 236H33L34 234L36 235L38 232H37V230H39L40 232H41V230L43 229V227H44V230H46V231H43V233L41 232V234H40V232H39V235H42V236H39L38 234H37V236H39V237H37L36 236V238L35 237H32V238H34V239H32L30 236H29V238L27 237V240L29 241H26V240H24L23 238L25 237V239H26V236H18L19 238L21 237L22 238V241H25V243L24 244H26V242H28L26 245H24V246H20V245H23V243L22 242H20L21 241V239H20V241L18 242V244L19 243H21V244H19V246L20 247H18V245H17V241H16V239H15V241L16 242H14V238H17L18 240H19V238L18 237H14V235L15 234H17V233H15V231L12 229V228H14V226L12 227V223L14 224ZM17 222V223H16ZM24 222H25V224H24ZM42 222V223H41ZM143 222V223H142ZM159 222V223H158ZM214 222L215 224L213 225L212 223ZM251 223V226H250V224H248V223ZM260 222H261V224L263 223V225H260ZM11 223V224H10ZM23 223V224H22ZM37 223L39 224V226H40V224H42V226H35V225H37ZM138 223H140V224H138ZM141 223H142V225H141ZM146 223V224H145ZM150 223V224H149ZM154 223H156V224H154ZM222 223H225L224 224V226L222 225ZM244 223V224H243ZM32 224L35 226V228L37 227V229H35L33 226H32ZM43 224H44V226H43ZM52 224V225H51ZM69 224H70V226H69ZM75 224V225H74ZM143 224H144V226H143ZM154 224V225H153ZM166 224V225H165ZM193 224H194V226H193ZM199 224V225H198ZM209 224V225H208ZM232 224H233V226H232ZM243 224V225H242ZM16 225H19V226H21L22 225V227H24V228H22V229H20L19 228V226H16ZM24 225H27V226H24ZM29 225H31V226H29ZM46 225H47V227H46ZM81 225V226H80ZM148 225V226H147ZM151 225H153L152 227L153 228H156V229H152L153 231H151V229L150 228H152V227H150ZM157 225V227H159V229L157 228V227H155ZM160 225V226H159ZM162 225H164V227L162 226ZM206 225V226H205ZM212 225V226H211ZM230 225H231V227H230ZM236 225H238V226H236ZM240 225V226H239ZM244 226V225H246V226H244V228L242 227V226ZM2 226V227H1ZM65 226L67 227V228H65ZM88 228V231H89V229L91 228V230H95L93 233L91 232V234H92V236L89 234V235H87V236H85V233L87 234V233H90V232H86L87 231V228ZM139 226V227H138ZM143 226V228H145V227H147V228H145V229H142V228H140V227H142ZM166 226V227H165ZM200 226H204V228L206 229V231H205V229L203 228V227H201V228H203V230L200 228V229H198V230H196L197 229V227H200ZM211 227V229H210V227ZM258 226V227H257ZM11 227V229L14 231V233L13 232H11V229H9ZM32 227H33V229L34 230H36V231H34L33 229H32ZM38 227H39V229H38ZM42 227V228H41ZM57 227V228H56ZM70 229H69V228ZM82 227V229H80ZM138 227V228H137ZM148 227H150V228H148ZM208 229H207V228ZM230 227V228H229ZM233 227V228H232ZM235 227H237V231L234 229ZM239 227V228H238ZM243 228L242 229V231H240V233H241V235H240V233L239 234H237V232L239 231V229L240 228ZM248 227H252L251 229L250 228H248ZM254 227H257L258 228V230H255L254 229ZM259 227H261L262 229H260ZM20 229V230H17V229ZM93 228V229H92ZM167 228V229H166ZM196 228V229H195ZM248 230H247V229ZM256 228V229H257ZM41 229V230H40ZM69 230V231H72L71 233H70V236H69V234H67L66 235V230ZM86 229V230H85ZM139 229H142V232L148 237L149 235H151L152 234V238L148 241L149 242V247L152 249L151 251L149 250V251H144V252H146V255H147V259L145 258V263L143 262L144 261V256H146V255H144V254H142L141 256H143V261L141 260V256H140V252L136 255V256H132L131 258L129 257V259L127 258V257H125V255L124 254H122V253H124L123 252V250L122 249H120L119 247H117V246H114L115 247V251H118L119 249L121 250V252H115V251H113V249L112 248H114V247H112L113 245H115L116 244V242L119 240H121V238L123 237L122 235H123V232H125V231H127V232H129V234L130 235H135V234H138V233H140L139 232ZM147 229H149L150 230V232H149V230H147ZM166 229V230H165ZM209 229L211 230V231H209ZM233 229L234 231H235V235H234V231L231 230ZM247 230V232H246V230ZM7 230H10V231H7ZM47 230L49 231V232H47ZM63 230V231H62ZM65 230V231H64ZM67 230V231H68ZM74 230V229H73ZM84 232V236L85 237H92L93 239H84L85 237L83 236V233H82V231ZM147 232V233H145V231ZM201 230V232H199ZM208 230V231H207ZM250 230V231H249ZM253 230H255L254 232H253V234H254V236L253 235H251V233H252V231ZM58 231V232H57ZM69 231H68V233H69ZM81 232V237L79 236V234H80V232ZM97 231H99V232H97ZM120 231H122L121 233H120ZM162 232V234H161V232ZM167 231H169V232H171V233H167ZM176 233H175V232ZM193 231H195V232H197V233H194ZM229 231H231V232H229ZM245 231V232H244ZM259 232V234H260V231H261V233H262V235H263V237L261 238V236L258 234V232ZM8 232V233H7ZM22 232V233H21ZM55 232H56V236H55ZM61 232V233H60ZM65 233V235H63L64 233ZM96 232V234H94ZM166 232V233H165ZM173 232V233H172ZM213 232V233H212ZM243 232H244V234H246L247 233V236L246 235H244L243 234ZM250 232V233H249ZM25 233V234H26ZM50 233V234H49ZM52 233V234H51ZM57 233H59L60 234V236H61V234H62V236H65L64 238H62V239H64V241L63 242H61L62 241V239H60L59 240V238H60V236L57 234ZM97 233H98V235L100 236V241L101 242H99V240H98V242H97V239H99V237H98V235H97ZM100 233V234H99ZM117 233H119V234H117ZM200 233H201V235H200ZM250 235H249V234ZM24 234V235H25ZM49 234V236L51 237H48L47 235ZM72 234V235H71ZM101 234H103V235H106V236H109V237H106L105 238V236H103V235H101ZM112 234V235H111ZM143 234V236H145ZM163 234H165L166 235V238H168L169 239V237H168V234H175V236L173 237V235L172 236H170L171 238V240H173V241H175V242H173V241H171V240H168V239H166V240H168V241H165L163 238L165 237ZM193 234L197 237H195V236H193ZM208 234V235H207ZM211 234V235H210ZM34 235V236H35ZM95 235H96V237H95ZM117 235V236H116ZM122 237H121V236ZM213 235V236H212ZM236 235L239 237V239H241L240 237H242L243 239L244 238H246L248 241H250V240H252V241H250V243H248V241L246 240V241H244L243 242V240L241 241V243L237 240V238L238 237H236ZM242 235H244L245 237H243ZM8 236V235H7ZM53 236H55V237H53ZM59 236V237H58ZM72 236L74 237V239L72 238ZM75 236H76V240H79V241H76V243H75ZM80 237V239H77V237ZM104 237L105 238V240L106 241H104V242H109V244H110V248H109V245L107 244L106 246H105V244L106 243H104L103 241H102V239L104 240V238H101V237ZM114 238V237H117V238H119V239H116V242H115V239H112V237ZM119 236V237H118ZM145 236V237H146ZM164 236V237H163ZM212 236V237H211ZM235 236V237H234ZM249 236H251V238L249 237ZM253 236V237H252ZM258 238H260V239H258ZM78 237V238H79ZM83 237V239H81ZM176 237V239H173V238H175ZM30 238H31V240H32V244L30 243ZM38 238H40V239H38ZM47 239V241L45 242V240ZM56 238H58L57 239V242H56ZM66 238H67V240H68V242H69V239L68 238H71V240L73 239V244L75 243V246H77L78 244H80L79 245V247H81V252L79 251L80 249H77L78 248V246L75 248V249H70L68 252H67V250L70 248V246H68V245H66ZM97 238V239H96ZM255 238H257L258 240H260V246L262 245V250H261V253L259 252V254H258V252L257 251H260V250H258V249H256V251H254L255 249H254V247H256L255 245H258V243H257V239H255ZM9 239V240H8ZM10 239H13V244L11 243V240ZM37 240V244L35 243L34 244V242H36V240ZM53 239V240H52ZM111 241V242H115L114 244L113 243H111L109 240ZM195 239V240H194ZM35 240V241H34ZM39 240V241H38ZM43 240H44V244H43ZM50 240H52V242L53 243H49V241ZM58 240H59V242H58ZM84 240H87V241H85L84 242ZM153 240H154V244H153ZM163 240V241H162ZM216 240H218V241H220L219 243H220V245H223V244H228L227 242H229V244H230V242H232V245H233V249L231 248L232 247V245L230 246L229 244L225 247V245L221 248V246L219 245V246H217L218 245V242L216 241ZM235 240H237L236 242H235ZM255 240V241H254ZM5 241V242H4ZM7 241L9 242V244L7 243ZM93 243H92V242ZM94 241H95V243H94ZM171 241V242H170ZM262 241V242H261ZM4 242V243H3ZM67 242V244H69V245H71V243H72V241H70L69 243ZM77 242H78V244H77ZM83 242V243H82ZM97 242V243H96ZM121 242L122 241H120V244H119V242H118V244H116V245H118V246H120L121 247ZM164 242H165V244H164ZM169 244H168V243ZM216 244V246L218 247V249L217 248H215L216 246H215V244ZM226 242V243H225ZM255 244L254 246L252 245L253 243ZM3 243V244H2ZM11 243V244H10ZM16 243V245H14ZM58 243H60V245L59 246H56V244L58 245ZM63 243V244H62ZM82 243V244H81ZM86 243H87V246H89V244L88 243H90V247H84V246H86ZM99 243H101V244H99ZM103 243V244H102ZM210 243H211V247H210ZM235 244V246H234V244ZM236 243H238L239 245H240V247H238V244H236ZM243 243H245L244 245L246 246L245 248H247V245H248V250H246L245 248H241V247H243L244 245H243ZM6 246H5V245ZM48 244V245H47ZM72 244V245H73ZM77 244V245H76ZM85 244V245H84ZM93 244V245H92ZM97 244V245H96ZM112 244V245H111ZM143 244V243H142ZM141 244V245H142ZM190 244V245H189ZM212 244H213V246H215V247H213L212 246ZM3 245H4V247H3ZM10 245H12V246H14V247H17L16 249H17V251L15 250V248L14 247H12V246H10ZM65 245V246H64ZM96 245V246H95ZM99 245V246H98ZM100 245H104L103 247L101 246L100 247ZM189 246V248L188 249H186V247H188ZM249 245H251V246H249ZM10 246V247H9ZM26 246V247H27ZM74 245L73 246H71V247H75ZM93 246V247H92ZM95 246V247H94ZM107 246H108V248H107ZM228 246H230V248H231V250H233L232 252H231V250H230V248L228 247ZM259 246V247H260ZM7 247V248H6ZM9 247V248H8ZM52 247V248H51ZM69 247V248H68ZM96 247H100L101 249H99V250H102V252L101 251H99ZM105 247V248H104ZM227 247H228V250H226L227 249ZM234 247H238V248H240L243 252H240L241 253V255H239L240 253H239V249L237 248V251H235L236 249L234 248ZM251 247V248H250ZM6 248V250H8V249H10V250H14V251H7L6 252V250H4L5 251V253H4V251H3V249H5ZM45 248H47V249H45ZM84 248V249H83ZM87 248H89V250L87 249ZM95 248V249H94ZM116 248H119L118 250L116 249ZM122 248V247H121ZM211 249V252H210V249ZM213 248V249H212ZM226 248V249H225ZM67 249V250H66ZM77 249V250H76ZM88 250V252H89V254H87L88 252H86L85 253V250ZM90 249H91V251H90ZM96 249L98 250V252L100 253V255H99V253H98V256H94V258H92V256L93 255H95V253L96 252H92V251H96ZM186 249V250H185ZM209 249V250H208ZM221 251H227L229 254H227V252H225V254H224V252H221ZM245 249V250H244ZM259 249H261V247L259 248ZM20 252H19V251ZM31 251L33 250V248L32 249H30ZM45 250V251H44ZM47 250L49 251V253L47 252ZM74 250V251H73ZM75 250L76 251H78L80 254V257H79V255H78V253H75ZM83 250H84V252H83ZM119 250V251H120ZM143 250V249H142ZM183 250H185V251H183ZM188 250V251H187ZM214 250V251H213ZM217 250V251H216ZM218 250H219V252H218ZM239 250V251H238ZM34 251V250H33ZM70 251H71V253H70ZM108 251H113V252H108ZM152 251H154V252H156V254H154V256H152V254H150V253H152ZM187 251V252H186ZM189 251H191V252H189ZM213 251V252H212ZM10 252L12 253L11 255H9L10 254ZM13 252H14V254H13ZM15 252H17V253H15ZM45 252L46 253H48V258H47V254H45ZM65 252H67L68 254H70V255H68V254H66ZM76 254V256H75V254ZM90 252H91V254H90ZM104 252V253H103ZM115 252V253H114ZM143 252V251H142ZM149 252V253H148ZM153 252V253H154ZM159 252V253H158ZM166 252H168V253H166ZM180 252V253H179ZM189 252V253H188ZM210 252V253H209ZM256 252H257V254H256ZM57 253H58V255H57ZM84 253V255H82ZM105 253H107V254H105ZM113 253V254H112ZM174 253L176 254L177 253V255H178V253H179V257L178 256H172V255H174ZM184 253V254H183ZM186 253H188V254H186ZM191 253V257H189V254ZM214 253V254H213ZM216 253H218V255L216 254ZM223 253V254H222ZM232 253V254H231ZM235 253H237L236 255H234ZM239 253V254H238ZM246 253V254H247ZM8 254V255H7ZM36 253H34V255H35ZM37 254H39L38 252H37ZM43 254H44V256L45 257H43ZM64 254H65V256L66 257H76V258H74L73 257V259H71V258H66V257H64ZM74 254V255H73ZM103 254V255H102ZM105 254V255H104ZM120 254V255H119ZM163 254H165V256L163 257ZM169 254V255H168ZM171 254V255H170ZM181 254V255H180ZM194 254H197L196 255V260L194 259L195 258V255ZM213 254V255H212ZM221 254V255H220ZM255 254V255H254ZM18 255L21 257H18ZM34 255H32V257H31V259L33 258V256ZM68 255V256H67ZM112 255V256H111ZM119 257H118V256ZM122 255V256H121ZM149 255L151 256L150 257V260L152 259L153 260V257H154V259H155V257H157L156 258V260H153V262H152V260L151 261H149ZM188 255V256H187ZM194 255V256H193ZM210 255V256H209ZM216 255V256H215ZM220 255V256H219ZM230 255V256H229ZM259 256V259H258V256ZM36 256V258H37V256H39V255H35ZM34 256V257H35ZM50 256V258H49V261L51 260V262L53 261H55V260H53L52 259V257ZM78 256V257H77ZM90 256V257H89ZM101 256V257H100ZM106 256V257H105ZM122 257V259H121V257ZM124 256V257H123ZM167 256V257H166ZM184 256H186V258L184 257ZM221 257V259L219 258V257ZM225 256L226 257H230L229 259L227 258H225ZM233 256V257H232ZM235 256V257H234ZM20 258V259H18V258ZM29 258H30V256H28ZM60 257V258H59ZM63 257L65 258V259H63ZM89 257V261L88 260H86L87 258ZM97 257V258H96ZM98 257H100L101 259H103L102 261L104 262H102V263H100V262H94V261H97L96 259H98L99 260V258ZM108 257V258H107ZM111 257H114L113 259H111ZM193 257V258H192ZM216 257V258H215ZM256 257V258H255ZM261 257V258H262ZM96 258V259H95ZM105 258H107V260L105 259ZM118 258V259H117ZM126 258V259H125ZM134 258H136V260H137V258H139L137 261L136 260H134ZM169 259V260H167V259ZM189 258V260H190V258L193 260H195V261H190L189 262V260H187ZM252 258H253V260H252ZM7 259H8V261H7ZM14 259H13V263L15 264V262H14ZM62 259V260H61ZM84 259H85V261H84ZM100 259V260H101ZM128 259V260H127ZM166 259V260H165ZM177 259V260H176ZM178 259H179V261H178ZM214 259H215V261H214ZM218 259V260H217ZM254 259H257V260H255L254 261ZM37 260V259H36ZM37 260V261H38ZM40 260V261H41ZM77 260H76V263L75 264H78V262H77ZM99 260V261H100ZM120 262H119V261ZM147 260V261H146ZM182 260V261H181ZM219 260L221 261V262H219ZM231 260V261H232ZM241 262L239 263V264H242V257H241ZM262 260H264L263 258H262ZM34 261V258H33V260H32V262ZM40 262L41 264L42 263H47V261L46 260H44V261H46V262ZM56 261V262H57ZM108 261V262H109ZM118 261V262H117ZM128 261V262H127ZM140 261H142V262H140ZM186 261V262H185ZM197 261V262H196ZM218 261V262H217ZM228 261V262H229ZM252 261V262H251ZM94 262V263H93ZM115 262V263H114ZM123 262V263H122ZM163 262V263H162ZM182 262V263H181ZM188 262V263H187ZM196 262V263H195ZM233 262V261H232ZM229 263V264H233V263ZM49 263V262H48ZM60 263V262H59ZM59 263H56V264H59ZM129 263V264H130ZM16 264H19V262H16ZM51 264V263H50ZM54 264V263H53ZM60 264H63V262H61ZM79 264H80V262H79ZM82 264V263H81ZM89 264H91V263H89ZM108 264V263H107ZM110 264V263H109ZM199 264V263H198ZM260 264V263H259Z\"/></svg>",
  "mask_w": 264,
  "mask_h": 264
},
{
  "label": "bare ground",
  "instance_id": "bare-ground-1",
  "mask_svg": "<svg viewBox=\"0 0 264 264\" xmlns=\"http://www.w3.org/2000/svg\"><path fill=\"white\" fill-rule=\"evenodd\" d=\"M1 1H2V0H1ZM5 1H7V2H5ZM8 1H9V0H4L5 4H2V5L0 4V5H1V8H0V9H1V12H4V10L6 11V10L8 9L7 7H10V6H11V5L9 6L10 1H9V2H8ZM18 1H20V0H18ZM31 1H32V0H31ZM41 1H42V0H41ZM41 1H40V0H38V2H37V1L35 2V1H34V3L36 4L37 8H34V5H33V3H32V5H33V9L31 10V13L34 11V9H37V11H38V7H39V6L37 5V3L40 5L39 2H41ZM46 1H47V3L50 1L51 5L53 6V1H54V0H53V1H52V0H46ZM46 1H45V4H46ZM59 1H60V0H59ZM63 1H64L65 4H67L66 0H63ZM67 1H68V0H67ZM71 1H72V3H73V2H74V3H76V2L78 3V1L75 2V1H73V0H70V2H71ZM81 1H84V2H85L84 6L86 5L87 7L93 9L94 14L97 13V15H98L99 13L101 14L100 10L104 7V5H103V7L101 6L102 3H105V6H107L106 3H107L108 0H81ZM113 1H115V0H113ZM113 1L111 0V1H109V2H112V4H113ZM141 1H143V0H141ZM141 1L139 0L140 3H138V4L136 3V0L134 1V2L137 4V7H138V9H139L140 11L143 10V6L145 5V3L148 4V1H145V0H144L145 3H144V1H143V2H141ZM150 1H151V0H150ZM155 1H157V0H155ZM170 1H172V0H158L157 2H158L159 4H160V3L164 4V3H166V2H170ZM174 1H175V0H174ZM200 1H202V0H200ZM203 1H204V0H203ZM207 1H209V0H207ZM211 1L213 2V1H216V0H211ZM233 1H234L236 4L233 3ZM236 1H237V0H232V1H229V0L226 1V0H225L224 2H226V3L229 2V3H230V4L228 3V4H229V5H228L229 7L226 8V9H225V8L223 9V7H222V9L218 8V6L216 7L215 5H216V4L218 5L217 2H216V3L213 2L215 5L212 4V5L214 6V8H217V9H213V10H211V8H213V7H212V5L210 4V6H207V7H211V8H209V9L207 10V7H205V6H206L208 3H206V5H203L204 8H205L206 10H205V9L203 10V8H200L202 11L205 12V13H203V12L200 10V11H201V14L203 15V16L201 15L202 18H203V19H202L203 24L201 23L202 21L200 22V20H199L200 24H202V25H200V28H201L200 31H199V30H196L195 28H194V29H195L197 32L199 31L198 33H199L200 35L197 34V38H196V39H198V40L201 39V42H202V43H201V42L199 43V41H198V43L201 44V45L199 46V45L196 44L197 46H195V47L199 48V50H200L201 48H203L204 45H208V43H210V42H211V43L213 42V44H211V43H210V44L213 45V46L215 45V46H214L215 48L220 47V46H222V44H223V46L225 45L224 48L227 49V51H226L224 48H222V49H224V53H227V54L225 55V58L230 59L229 56H231V54H232V53L230 54V49H231V48L233 49V48H236V47H237V45H236V47H234V46L232 45V41H233V37H234V38H237V37L233 36V34H235V33L237 32L236 30H237L238 26L235 25V24H236V21H238V23H240V24L242 23V25L244 24L243 27L246 28L250 33H252V34L255 36V38H256L257 40L260 41L259 44H261V45H258V47H261V48L259 49V50L261 51L260 53H263V52H264V42H263V40H264V12H262V14L260 13L261 15L259 14V12H261V11L264 10V9L262 10V7H261L262 5H264V3L262 4V2H264V1H263V0H260V1H261V4H260V8H261V10H260V8H259V5H258L259 3H257V0H253L254 3H255V5H256V7H255V5H254V7H253V3H251L252 0H250V2H249V0H248V2H247V0H246V1H245V0H243V1H242V0H238V3H237ZM239 1H240V2H239ZM241 1H242V2H241ZM260 1H258V2H260ZM4 2H3V3H4ZM12 2H15V1H12ZM12 2H11V3H12ZM54 2H55V1H54ZM126 2H128V1H127V0H126V1H125V0H122V3H121V4H122V6H121L122 9H121V10H123L124 8L126 9V7H128V6H126V5H127ZM129 2H130V0H129ZM137 2H138V1H137ZM182 2H183V1H182ZM185 2H186V1H185ZM185 2H184V3H185ZM187 2H188L189 4H191L189 1H187ZM224 2H223V3H224ZM0 3H1V2H0ZM15 3H17V2H15ZM19 3H20V2H19ZM19 3H17V4L19 5ZM21 3L24 4V3H26V1H25V0H24V2L21 1ZM28 3H29V2H28ZM41 3H42V2H41ZM57 3H58V2H57ZM57 3H56V5H58ZM59 3H60V2H59ZM72 3H71V4H72ZM130 3H131V2H130ZM132 3H133V2H132ZM150 3H152V4L154 3V4H155L156 2H154V0H153V2H150ZM158 3H157V4H158ZM188 3H186V4H188ZM192 3H194V1H193ZM210 3H211V2H210ZM256 3H257V4H256ZM23 4H22V8H21V9H23ZM45 4H44V6H45V8H46V5H47V4H46V5H45ZM65 4H64V5L62 4V5L65 6ZM68 4H69V1H68ZM71 4H70V5H71ZM79 4L82 5L83 2H82V3L79 2L78 5H79ZM109 4H110V3H109ZM112 4H110V5H112ZM125 4H126V5H125ZM154 4H153L152 6H154ZM159 4H158V5H159ZM162 4H161V5H162ZM175 4H176V3H175ZM201 4H203V3H201ZM250 4H251V5H250ZM12 5H13V8H10V10H14V9H15L14 11H16V9H18V5H16V4H12ZM14 5H15V6H14ZM29 5H30V4H29ZM29 5H28V6H29ZM32 5H31V6H32ZM59 5H60V8H57V7L55 6V3H54V6L56 7V10L59 9L58 11H60V12L63 14V13H64L63 10H62V11L60 10L61 7H62V5H61V4H59ZM70 5H69V6H70ZM75 5H77V4H74L73 6L75 7ZM78 5H77L76 7H78L79 11H82V10L84 9V10L82 11V12H83V15H84V11L87 10V9H85V8L82 9V8L80 7V5H79V6H78ZM110 5H109V7H111ZM128 5H129V4H128ZM172 5H174V4H172ZM172 5H170V6H172ZM178 5H179V4H178ZM197 5L200 7V4L198 3V1H197ZM197 5H196V6H197ZM208 5H209V4H208ZM248 5H249V6H252V8L250 7L249 9H247V8L249 7ZM257 5H258V7H257ZM24 6H25V5H24ZM26 6H27V5H26ZM28 6H27V7H28ZM31 6H29V7L31 8ZM36 6H35V7H36ZM52 6H48V7H52ZM54 6H53V10L55 11V9H54L55 7H54ZM84 6H83V7H84ZM99 6L102 7V8H100L99 13H98V12H97V11H98L97 8H99ZM131 6H132V8L134 7L133 4H131ZM135 6H136V5H135ZM145 6H146V5H145ZM150 6H151V4H150ZM162 6H163V5H162ZM162 6H160V7H162ZM164 6H165V5H164ZM170 6H169V7H170ZM176 6H177V5H176ZM180 6H182V4H181ZM183 6L185 7V5H183ZM188 6H189V5H188ZM191 6H192V5H191ZM193 6H194V5H193ZM196 6H195V7H196ZM198 6H197L196 8H198ZM203 6H202V7H203ZM219 6L221 7L222 5H219ZM14 7H15V8H14ZM40 7L42 8V6H40ZM40 7H39V8H40ZM58 7H59V6H58ZM66 7H67V6H66ZM71 7H72V6H70V8H69V7H67V8H69V10H72ZM74 7H73V11L75 10ZM112 7H113V5H112ZM146 7H147V6H146ZM174 7H175V6H174ZM177 7H179V6H177ZM6 8H7V9H6ZM19 8H20V7H19ZM24 8H26V7H24ZM41 8H40V9H41ZM67 8H66V11H67V13H68ZM105 8H106V7H105ZM113 8H114V7H113ZM132 8H131V9H132ZM157 8H158V7H157ZM166 8H168V6H167ZM172 8H173V6H172ZM185 8H186V7H185ZM185 8H184V9H185ZM189 8H191V7H189ZM196 8L194 9V7H192V10H195V11H196V10H197ZM256 8L259 9L260 11L258 12L257 15H255V16L253 17V14H251V13H253V10L256 9ZM48 9H49V8H48ZM63 9H64V11H65V7H64ZM78 9H77V10H78ZM114 9H117V8H114ZM118 9H119V8H118ZM158 9H160V10L162 11V9H164V7H163L162 9H161V8H158ZM187 9H188V8H187ZM251 9H253V10H251ZM25 10H27L28 12H30V11H29L30 9L28 10V8L25 9ZM42 10H43V8H42ZM42 10H41V11H42ZM46 10H47V9H46ZM89 10H90V9H89ZM89 10H87V11H89ZM96 10H97V11H96ZM103 10L105 11L104 8H103ZM110 10H112V8H111ZM126 10H127V9H126ZM132 10H133V9H132ZM134 10H135V9H134ZM151 10H152V9H151ZM154 10H155L156 12L153 13V14H156V13L159 12V11L156 10V9H154ZM170 10H171V7H170ZM170 10H169V11H170ZM181 10H182V9H181ZM188 10H189V9H188ZM246 10H247L248 13L251 12V13L249 14V16H251V18L248 17V19H247V16H246V15H247L248 13H245ZM248 10H250V11H248ZM8 11H9V9H8L6 12H8ZM19 11H20V12L17 13V14H19L17 19H19V16L21 15V14H20V13H21V10H19ZM37 11H36V12L34 11L35 13H34V12H33V13H34V14H36V13L38 14L39 11H38V12H37ZM47 11H48V10H47ZM50 11H51V10L49 9V12L47 13V16L49 15V16H48L49 18H50L51 16L53 17V15L56 13V11H55V12L52 11V14H51ZM58 11H57V14H56V15L59 16L60 13H58ZM73 11H72V12H73ZM75 11H76V10H75ZM75 11H74V12H75ZM91 11H92V10H91ZM95 11H96V13H95ZM108 11H109V10H108ZM112 11H113V10H112ZM119 11H120V10H119ZM119 11L117 10V12H119ZM149 11H150V10H149ZM149 11H148V12L145 11L146 14H142V13H144V12H141L140 15H141V14H142V15H146V16L148 15L147 19H148V18H151V17L149 16V14H151L153 11L150 12V13H149ZM163 11L169 12V11L166 10V9H164ZM173 11H174V8H173ZM177 11H178V9H177ZM184 11H185L184 13L187 14V13H186V10H184ZM1 12H0V13H1ZM12 12H13V11H12ZM28 12H27V14L29 15ZM42 12H43V11H42ZM53 12H54V14H53ZM76 12H77V11H76ZM102 12H103V11H102ZM109 12H110V11H109ZM109 12H108V13L106 12V15L109 14ZM115 12H116V11H115ZM121 12H122V11H121ZM170 12H171V11H170ZM170 12H169V14H168L169 17L172 15V14L170 15ZM174 12H175V11H174ZM178 12H179V11H178ZM188 12H190V11H188ZM255 12H257V11L255 10ZM13 13H14V12H13ZM23 13H24V16L22 15V17H25V11H24ZM33 13H32V14H33ZM43 13H45V11H44ZM67 13H66V16H65V17H67L68 15H70V14L67 15ZM78 13H79V12H78ZM88 13H91V12L89 11ZM88 13H87V15H89ZM92 13H93V12H92ZM110 13H111V12H110ZM147 13H149V14H147ZM191 13H194V12H191ZM195 13H196V12H195ZM199 13H200V12H199ZM199 13H197L196 15H199ZM3 14H5V13H2V16H3ZM10 14H11V13H10ZM14 14H15V13H14ZM32 14H31V15H32ZM34 14H33V16H34ZM37 14L35 15L34 18H36ZM39 14H40V12H39ZM39 14H38V16H39ZM64 14H65V13H64ZM73 14L75 15V13H73ZM73 14H71V15H73ZM80 14H81V13H80ZM80 14H79V15L76 14V15L79 16V17H78L79 19H80V16H81ZM85 14H86V13H85ZM94 14L89 15V17H92ZM102 14H103V13H102ZM114 14H115V13H114ZM158 14H159V13H158ZM158 14H157V15H158ZM163 14H164V12H163ZM166 14H167V13H166ZM166 14H165V15H166ZM178 14L180 15V13H178ZM189 14H190V13H189ZM244 14H245V15H244ZM255 14H256V13H255ZM8 15H9V14H6V16H8ZM31 15H30V16H31ZM41 15H42V14H41ZM87 15H86V17H87ZM109 15H110V14H109ZM109 15H108V16H109ZM111 15H113V14H111ZM126 15H127V13H125V12L122 14V17L124 16V18H125L124 20H126V17H128V16H126ZM134 15H135V14H134ZM157 15H156L155 17H158ZM165 15H164V16H165ZM175 15H177V14H175ZM179 15L177 16V18L179 17ZM0 16H1V15H0ZM16 16H17V15H16ZM45 16H46V15H45ZM47 16H46V20H48V19H47ZM54 16H55V15H54ZM94 16H95V15H94ZM132 16H133V15H132ZM153 16H154V15H153ZM164 16H163V17H164ZM180 16H181V15H180ZM182 16H183V15H182ZM182 16H181V17H182ZM189 16H191V14H190ZM193 16H194V15H193ZM199 16H200V15H199ZM9 17H10V15H9ZM9 17H8V18H9ZM11 17H13V14L11 15ZM11 17H10V18H11ZM14 17H15V16H14ZM26 17H27V15H26ZM65 17H62V19L65 18ZM68 17H70V16H68ZM84 17H85V15H84ZM89 17H87V18H89ZM97 17H98V16H97ZM102 17H103V16H102ZM135 17H136V16H135ZM138 17H139V16H138ZM138 17H137V18H138ZM143 17H145V16L140 17V23L143 22L144 19L146 18V17H145V18H143ZM155 17H154V18H155ZM160 17H161V15H160ZM166 17H167V16H166ZM171 17H172V16H171ZM173 17H174V16H173ZM194 17H195V16H194ZM222 17H223V18H222ZM2 18H3V19H6V17H5V18L2 17ZM8 18H7V19H8ZM10 18H9V19H10ZM28 18H32V17H28ZM40 18H43L42 21L45 20V18L43 17V15H42V17H40ZM56 18H57V17H55L54 19L56 20ZM60 18H61V15H60L59 19H60ZM78 18H77V19H78ZM82 18H83V17H82ZM87 18H85L86 21H88V20L90 21V19L87 20ZM99 18H100V16H99ZM117 18H118V17H117ZM128 18H130V16H129ZM158 18H159V17H158ZM177 18H176V19H175V17H174V19H173V18H168V19H172V20L167 21V22H166L167 25H166V24L163 22V20L161 19L162 21H160V24L164 23V25L162 24L161 26H165V27H166V26L170 25V27H171V26H173V24H174L173 21H177ZM188 18H189V17H188ZM219 18H220V20H222V19L225 18V19H227V21H228V22H226V23H228V24H225L226 26L228 25V27H225L224 23H223L224 27L221 26V27L224 28V30H226V28H228V32H226V34H224L225 31L223 32V30H222L223 33H222L221 31H219V32L217 31V28H219V29L221 28V27H219L218 25H217V26H218L217 28H216V26H215V25L217 24L216 22L219 21ZM7 19H6V21L8 22ZM15 19H16V17L14 18V20H15ZM21 19L23 20V18H21ZM32 19H33V18H32ZM59 19H58V21H59ZM65 19H67V18H65ZM69 19H72V21H70V23L68 22L69 25H71V22H73V19H75V18L72 16V17L69 18ZM85 19H84V20H85ZM95 19H96V17H95ZM97 19H98V18H97ZM97 19H96V20H97ZM118 19H119V18H118ZM118 19H117V21H119V23H120V20H118ZM133 19H134V18H133ZM133 19H132V20H133ZM141 19H142L143 21H142ZM166 19H167V18H166ZM179 19H180V18H179ZM183 19H184V17H183ZM183 19H182V20H183ZM191 19H192L193 21L196 20L195 18H194V19L191 18ZM198 19H199V18H198ZM225 19H224V20H225ZM11 20H12V18H11ZM25 20H26V19H25ZM33 20H34V19H33ZM33 20H32V21H33ZM36 20H37V18H36ZM38 20H39V18H38ZM38 20H37V21H38ZM46 20H45V22H46ZM82 20H83V19H82ZM84 20H83V21H84ZM91 20H92V19H91ZM111 20H112V19H110L109 21H110V22H113V20H112V21H111ZM130 20H131V19H130ZM130 20H128L127 23H130V22H131V24H132V20H131V21H130ZM135 20H136V19H135ZM154 20H157V19H154ZM158 20H159V19H158ZM0 21H1L3 24L5 23V22L2 21V19H1ZM4 21H5V20H4ZM12 21H13V20H12ZM28 21H29V19H28ZM28 21H27V22H28ZM34 21H35V20H34ZM39 21H40V20H39ZM58 21H57V22H55L54 20L52 21V22H55V23H53V25H52V26H53V29H54V25H55V24L59 26L60 23H59ZM63 21H64V19H63ZM63 21H61V22L63 23ZM67 21H69V20L67 19ZM76 21H78V20L75 19V20H74V24L76 23ZM83 21H81V19H80V22H83ZM129 21H130V22H129ZM149 21H150L149 23H152V25L154 24V22H156V21L151 22L152 20H149ZM164 21H165V20H164ZM189 21H190V19H189ZM197 21H198V20H197ZM222 21H223V20H222ZM222 21H221V22H222ZM13 22H14V21H13ZM15 22L17 23L16 20H15ZM15 22H14V23H15ZM23 22H24V20L22 21V23H23ZM104 22L106 23V21H104ZM107 22H108V20H107ZM110 22H109V24H110ZM122 22H123V21H122ZM135 22H139V20L134 21V23H135ZM147 22H148V20H147ZM147 22H146V23H147ZM157 22H158V21H157ZM161 22H162V23H161ZM171 22H173L172 25H171ZM178 22H179V21H178ZM223 22H224V21H223ZM2 23H0V26L3 25ZM14 23H12V24H14ZM30 23H31V21H30ZM33 23H34V22H33ZM38 23H39V22H36V24H38ZM58 23H59V24H58ZM62 23H61V24H62ZM66 23H67V22H66ZM89 23H90V22H89ZM98 23L100 24L99 21H98ZM98 23H97V24H98ZM102 23H103V22H102ZM114 23H116V21H114ZM114 23H111V24H114ZM168 23H170V24H168ZM175 23H176V22H175ZM193 23H194V22H193ZM197 23H198V22H197ZM9 24H10V23H9ZM12 24H11V26H12ZM17 24H18V23H17ZM25 24H26V23H25ZM45 24H46V23H45ZM77 24H78V23H77ZM90 24H91V23H90ZM97 24H95V27H94V28H96V29H97V27H96ZM123 24H124V23H123ZM123 24H122V25L119 24V26H120V25L123 26ZM135 24H136V23H135ZM157 24H159V22H158ZM157 24H156L155 27H156V28H157V27L159 28V25H160V24H159L158 26H157ZM176 24H177V23H176ZM178 24L180 25V23H178ZM178 24H177V25H178ZM182 24H183V23H182ZM184 24L186 25L187 23L184 22ZM195 24H196V23H195ZM195 24H193V25H195ZM218 24H220V23H218ZM6 25H7V23H6ZM19 25H20V27H22L21 22L19 23ZM26 25H27V24H26ZM28 25H29V24H28ZM28 25L26 26L27 28L30 26V25H29V26H28ZM39 25H40V27L37 25V26H38V29H39V28L42 29V28H43V27H42V24L39 23ZM46 25H47V24H46ZM62 25H65V21H64V23H63ZM62 25H60V28H61ZM79 25H80V23H79ZM88 25H89V24H88ZM101 25H102V24H100L99 26H101ZM103 25H105V24H103ZM106 25H107V23H106ZM106 25H105V26H106ZM114 25H115V24H114ZM133 25H134V24H133ZM136 25H137V28H138V24H136ZM144 25H145V23H144ZM152 25L150 24L149 26L152 27ZM177 25H175V27H176ZM188 25H189V24H188ZM220 25H221V24H220ZM234 25H235V27H233ZM238 25H239V24H238ZM4 26H5V24H4ZM16 26H17V25H16ZM24 26H25V25H23V27H24ZM34 26H35V25H33V27H34ZM37 26H35V28H36ZM58 26H57L56 28H58ZM73 26H75V25H73ZM85 26H86V25H85ZM93 26H94V24H93ZM109 26H112V25H109ZM109 26L106 27V30L108 29V30L112 31L111 29H113V27L110 29V28H108ZM117 26H118V25H116L114 28H116ZM124 26H125V25H124ZM124 26H123V27H124ZM141 26L143 27V23L141 24ZM146 26H147V25H146ZM146 26H145V27H146ZM161 26H160V27H161ZM186 26H187V25H186ZM191 26H192V25H191ZM191 26H190V27H191ZM2 27H3V26H2ZM17 27H18V26H17ZM20 27H19V28H20ZM26 27H24V29L22 28V30H25ZM47 27H49V26L47 25ZM47 27L45 28L46 31H48ZM63 27H64V26H63ZM65 27H66V26H65ZM77 27H78V25H77ZM87 27H88V26H87ZM89 27H90V26H89ZM102 27H103V26H102ZM102 27H101V29H100V27H99L98 29H100V31L105 30V27H104V29H103ZM125 27H126V26H125ZM132 27H133V26H131V28H132ZM142 27H141V28H142ZM155 27L153 26L152 28H155ZM165 27H162V28L165 29ZM170 27H167V30L165 29L166 32H169V31H170ZM183 27H184V26H182V28H183ZM197 27L199 28V24L196 25V28H197ZM240 27H241V25H239V28H238V29L241 30L242 27H241V28H240ZM7 28H8V30H9L10 26L7 27ZM13 28H14V27H13ZM13 28H10V29H13ZM30 28H31V27H30ZM30 28H29V29H30ZM82 28H83V27H82ZM82 28H81V31H82ZM91 28H92V27H91ZM91 28H90V30L93 31L94 28H93V29H91ZM118 28H119V27H117V29H118ZM156 28L154 29L155 31H156ZM158 28H157V29H158ZM162 28H159V30L162 29ZM168 28H169V31H168ZM171 28H174V27H171ZM177 28H178V26H177ZM179 28H181V27H179ZM234 28H236L235 33H233V29H234ZM17 29H18V28H17ZM17 29H15L14 32H16ZM29 29H26V31H29ZM43 29H44V28H43ZM45 29H44L43 31H45ZM63 29H64V28H63ZM84 29H85V28H84ZM96 29H95L94 31H97ZM132 29H133V28H132ZM132 29H131V31H133ZM139 29H140V28H139ZM139 29H137V30H139ZM143 29L145 30V28H142V29H140V30L143 31ZM164 29H163V30H164ZM184 29H185V28H184ZM187 29H188V28H187ZM213 29H214V31L216 30V33H218L219 36H220V34H221V35H223V34L225 35V38H224L223 43H222V40H223V39L221 40V38H219L217 35H214L215 33H214V31H212ZM219 29H218V30H219ZM5 30H6V29H5ZM8 30H6V31H8ZM19 30H20V32H21L22 34L24 33V31L22 32L21 29H19ZM39 30H40V29H39ZM39 30H38V32H39ZM70 30H71V29H70ZM87 30H89V29L87 28ZM90 30H89V31H90ZM108 30H107V32H105V36L107 35L106 33H108ZM119 30H120V28H119ZM123 30L125 31L124 28H123ZM127 30H128V29H127ZM135 30H136V29H135ZM137 30H136V31H137ZM140 30H139L138 33L141 32ZM147 30H148V29H147ZM154 30L152 29V33L154 32V35H156ZM159 30H158V31H159ZM220 30H221V29H220ZM240 30H239V31H240ZM244 30H245V29H244ZM3 31H4V28H3ZM30 31H31V32H29V33L33 35V34H34V31H37V29H34V28H33V30L31 29ZM32 31H33V32H32ZM49 31H50V29H49ZM52 31H53V30H52ZM75 31H77V32H75V33L78 34L79 31H78L77 29H75ZM92 31H91V32H92ZM98 31H99V30H98ZM98 31H97V33H98L99 35L102 34L101 32L99 33ZM116 31H117V30H116ZM121 31H122V30H121ZM121 31H118L119 34H120ZM145 31H146V30H145ZM145 31H143V32H145ZM150 31H151V29H150ZM150 31H148V32H150ZM161 31H162V30H161ZM172 31H175V28H174V30L172 29ZM172 31H170L169 34H171ZM178 31H179V30H178ZM178 31H177V32H178ZM188 31H189V30H188ZM191 31H192V30H191ZM245 31H246V30H245ZM245 31H244V32H245ZM1 32H2V30H1ZM1 32H0V33H1ZM10 32H11V31H10ZM10 32H8V33L10 34ZM38 32H37V34H38ZM64 32H65V30H64L62 33H64ZM71 32L73 33L74 30H72ZM102 32H103V35H102V36H104V31H102ZM126 32H127V31H125L124 33L126 34ZM148 32H146V34H148ZM156 32H157V31H156ZM181 32H182V31H179L178 33H181ZM193 32H195V31L193 30ZM197 32H196V33H197ZM211 32H213L214 34L211 33ZM246 32H247V31H246ZM5 33H6V32H4V33H2V35H1V34H0V35H1L2 37H4V34H5ZM8 33H7V35H8ZM11 33H12V32H11ZM16 33H17V32H16ZM16 33H15V34H16ZM50 33H51V32H50ZM52 33H53V32H52ZM62 33H61V35H62ZM69 33H70V32H69V30H68V32H67L66 34H69ZM83 33H84L85 35H88L87 33H85V30H84V32L82 31V34H83ZM110 33L113 34V32H110ZM110 33H109V34H110ZM116 33H117V32H116ZM122 33H123V32H122ZM131 33H132V32H131ZM134 33H135V32H134ZM136 33H137V32H136ZM138 33H137V34H138ZM160 33H163V32H160ZM173 33H174V32H173ZM196 33L194 34V37H195ZM232 33H233V34H232ZM240 33H241V31H240ZM27 34H28V33L26 32V33H24L23 35H26V36H27ZM30 34H29V35H30ZM48 34H49V33H48ZM48 34H46V35H48ZM55 34H57V33H55ZM84 34H83V35H84ZM111 34H110V35H111ZM119 34H117V35L115 34L114 36H115V37L118 36L119 38H121V37L119 36ZM132 34H133V33H132ZM137 34H136V37H137ZM143 34H144V33H143ZM146 34H144V36H145ZM174 34H175L174 36H176V32H175ZM182 34H183V33H182ZM241 34H243V33H241ZM247 34H248V36L250 37L249 33H247ZM7 35H5V36H7ZM19 35H20V36H19ZM70 35H71L70 38H73V37H76V36L81 35V34H78V35L74 34V35H76V36H73V37H72V34H70ZM92 35H94L93 32H92ZM95 35H96V34H95ZM99 35H97V36H99ZM120 35H121V34H120ZM122 35H123V34H122ZM122 35H121V36H122ZM127 35H129L130 37H131V36L133 37V35H130L128 32H127ZM138 35H139V34H138ZM140 35L142 36V32L140 33ZM158 35H160L159 32H158ZM164 35L166 36V35H168V34L166 33V34H164ZM179 35H180V34H177V36H179ZM183 35H184V34H183ZM224 35H223V36H220V37L223 38ZM226 35H227V36H226ZM237 35H238V33H237ZM12 36H14V34H12ZM18 36L21 37L22 35L19 33ZM26 36H25V37H26ZM33 36H34V35H33ZM66 36L68 37L69 35H66ZM66 36H65V34H64V37H66ZM102 36H101V37H102ZM125 36H126V35H125ZM129 36H128V37H129ZM141 36L137 37L138 40H139V38H140ZM146 36H147V35H146ZM146 36H145V37H146ZM169 36H170V35H168V37H169ZM172 36H173V34H172ZM177 36H176V38H174V43H177L178 45H180V43L182 44V43L184 42V40H187V39L190 38V35H188L189 37H188V36L185 37V35H184V36H182V37L185 38V39H184V40H181V39H179L180 36H179V37H177ZM215 36H217V37H215ZM240 36H241V35H240ZM245 36H246V33H245ZM245 36H244V37H245ZM2 37H1V38H2ZM8 37H9V36H8ZM8 37H7V38H8ZM14 37L16 38V35H15ZM14 37H12V38L14 39ZM19 37H18V38H19ZM40 37H41V36H37V38H39V39H37L36 42L39 40V42L42 43V41H41L40 39H41V38L43 39L44 36L41 37V38H40ZM52 37H53V36H52ZM52 37H51V39H52ZM58 37H61V36L58 35ZM62 37H63V36H62ZM79 37H80V36H79ZM79 37H76V38H79ZM88 37H89V36H88ZM88 37H87V38H88ZM95 37H96V36H95ZM101 37H100V38H101ZM106 37L108 38L109 35L106 36ZM111 37H113V35L110 36V38H111ZM118 37H117V38H118ZM130 37L128 38V43H130V42L132 43V42H133L132 40H130ZM149 37H150V39L152 38L151 35H149ZM154 37H155V36H154ZM156 37H157L156 39L159 38L158 36H156ZM168 37H167V40H169L170 42H172L173 38L170 36L171 39H172V40H170V37H169V39H168ZM238 37H239V36H238ZM249 37H248V38H249ZM4 38H6V37H4ZM7 38H6V39H7ZM81 38H82V37H81ZM84 38H85V37H84ZM90 38H91V40L89 41V43L91 42L90 45H91V44H94V43H95L94 41H96V40L93 39V42H94V43H92V37H90ZM93 38H94V36H93ZM103 38L106 39L105 37H102V40H104ZM113 38H114V37H113ZM113 38H111V39L113 40ZM119 38H118V39H119ZM133 38H134V37H133ZM177 38H178V39H177ZM180 38H181V37H180ZM192 38H193V37H192ZM215 38H216V41L214 40ZM217 38H218L219 40H217ZM241 38H243V37H241ZM2 39H3V38H2ZM6 39H5V40H6ZM9 39H11V38H9ZM35 39H36V38H33L32 42H33ZM53 39L56 40V38H53ZM60 39H62V38H60ZM74 39H75V38H74ZM98 39H99V37H98ZM122 39H124V40L126 41V38H124V35H123V38H122ZM135 39H136V38H135ZM135 39H133V40H135ZM145 39L147 40V43H148V46H149V45H150L149 42H151V41H148V40H150V39H148V37H146ZM154 39H155V38H154ZM156 39H155V41H156ZM176 39H177L178 41L181 40V41H183V42H180V41H179V43H178V41L175 42ZM237 39H238V38H237ZM246 39H247V36H246V38H245V42H247V40H248V39H247V40H246ZM253 39H254V38H253ZM5 40H4V41H5ZM25 40H26V39H25ZM28 40H30V39H28ZM45 40H50V39H49V37L47 38V36H46V39H45ZM45 40H44V41H45ZM68 40H69V39H68ZM72 40H73V39H71V41H72ZM76 40H77V42H78V39H76ZM87 40H89V39H87ZM87 40L85 39V41H87ZM129 40H130V42H129ZM136 40H137V39H136ZM138 40H137V44H138V46H139V45L141 44V42H139ZM142 40H143V39H142ZM146 40H145V41H146ZM158 40H159V39H158ZM158 40H157V41H158ZM167 40H166V43H167ZM234 40H235V39H234ZM238 40H239V39H238ZM249 40H252V37H251V39H249ZM57 41H58V40H57ZM57 41H56V42H57ZM59 41H60V40H59ZM59 41H58L57 43H58L59 46H60L61 43H59ZM69 41H70V40H69ZM100 41H101V39H100ZM114 41H115V40H114ZM114 41H113V42H114ZM118 41H119V40H118ZM118 41H117V42H118ZM120 41H122V42H121L122 44L124 43V45H126L125 42H123V40L120 39ZM140 41H141V40H140ZM152 41H153V39H152ZM155 41H153V42L155 43ZM162 41H163V40H162ZM190 41L192 42V41H194V40H193V39H191V40L189 39V42H190ZM196 41H197V40H196ZM240 41H241V39H240ZM243 41H244V40H242L241 42L243 43ZM261 41H262V42H261ZM21 42H23V41H21ZM21 42H20V43H21ZM24 42H26V41H24ZM39 42H37L38 45H40ZM45 42H46V41H45ZM52 42L54 43L53 40H52L51 42H49V43L52 44ZM56 42L54 43V45L57 44ZM60 42H61V41H60ZM87 42H88V41H87ZM104 42H105V41H103V43H104ZM108 42H109V38H108L107 43H108ZM111 42H112V41H111ZM113 42L110 43L111 46H112ZM117 42H116V43H117ZM143 42H144V41H143ZM159 42H161V41H160V40L158 41V45L156 44V45H157L156 47L159 46ZM164 42H165V40H164ZM170 42H169V44H168V46L170 47V48H168V50L165 49L164 47H160L159 50L162 51V50H163L162 48H164L165 51H168V53L166 52V55H167V54H169V55L172 54L170 51H171V49H172L173 47H175V46L173 45V42H172V43H170ZM185 42H187V41H185ZM185 42H184V43H185ZM194 42H195V41H194ZM194 42H192V43L194 44ZM219 42H220V44H221V43H222V44H221V45H220V44H217V47H216V43H219ZM254 42H255V40H254ZM14 43H15V42H14ZM26 43H28V42H26ZM26 43H25V45H27ZM47 43H48V41H47ZM64 43H66V42L64 41ZM80 43H81V40H80ZM96 43H97V41H96ZM98 43H99V41H98ZM100 43H101V42H100ZM100 43H99V44H100ZM114 43H115V42H114ZM131 43H130V45H131ZM133 43H134V42H133ZM133 43H132V45H133ZM166 43H164V45H165ZM192 43H191V44H192ZM203 43H204V45H203ZM233 43H235V41H234ZM239 43H240V42H239ZM250 43H251V41H250ZM256 43H257V42H256ZM29 44H31V42H29ZM32 44L35 45L36 43L33 42ZM32 44H31V45H32ZM43 44L46 45V43L43 42L41 48L44 47ZM73 44H76V43L73 41ZM73 44H71V45H73ZM99 44H97V45H99ZM110 44H109V45H110ZM119 44H120V43H119ZM122 44H121V45H122ZM161 44L163 45V42H161ZM177 44H175L176 47H178ZM13 45H14V44H13ZM13 45L11 44L10 46L12 47ZM20 45H21V44H20ZM23 45H24V44H23ZM25 45H24V46H25ZM34 45H32V49H31L30 46H29V48H30L31 50H34V49H35L34 47H39V46H37V44H36V46H34ZM47 45H48V44H47ZM52 45H53V44H52ZM61 45H62V44H61ZM63 45H64V44H63ZM63 45H62V46H63ZM105 45H106V43H105ZM107 45H108V44H107ZM113 45H114V44H113ZM124 45H123V46H124ZM153 45H155V44H152V46H153ZM170 45H171V46H170ZM172 45H173V47H172ZM188 45H189V43H188ZM202 45H203V46H202ZM219 45H220V46H219ZM239 45H242V44L240 43ZM239 45H238V47H239ZM33 46H34V47H33ZM40 46H41V45H40ZM49 46H50V44H49ZM59 46H58V49L63 48V47H61V46L59 47ZM73 46H74V45H73ZM75 46H76V45H75ZM78 46H79V45H78ZM78 46H77V47H78ZM81 46H82V44L80 45V47H81ZM100 46H101V44H100ZM115 46L117 47V46H119V45L115 44ZM133 46H134V45H133ZM138 46H134L133 49H135V48L137 49ZM141 46H142V45H141ZM146 46H147V45H146ZM160 46H161V45H160ZM166 46H167V45H165V47H166ZM183 46H186V45L184 44ZM191 46H192V45H191ZM208 46H209V45H208ZM223 46H222V47H223ZM231 46H233V47H231ZM243 46H244V45H243ZM248 46H251V45H248ZM253 46H254V45H253ZM256 46H257V45H256ZM0 47H1V46H0ZM15 47H16V46H15ZM15 47L13 46V48L16 50L17 47H16V48H15ZM18 47H19V46H18ZM47 47H48V46H46L45 49H42V50H40L41 48H39L41 54L44 53V50H45V52L47 51V49H46ZM56 47H57V45H56ZM91 47H92V46H90V48H91ZM95 47H96V46H95ZM95 47H94V48H95ZM98 47H99V46H98ZM106 47H107V46H106ZM116 47H115V48H116ZM120 47H121V46H120ZM127 47L129 48V47H131V46L127 45ZM144 47H145V45H144ZM154 47H155V46H153V47L150 46V47H148V48L151 49V48H154ZM171 47H172V48H171ZM180 47H182V46H180ZM187 47H189V46H187ZM195 47H194V48H195ZM200 47H201V48H200ZM209 47H211V46H209ZM3 48H4V47H3ZM6 48H8V47H6ZM6 48H5V49H6ZM13 48H12V49H13ZM33 48H34V49H33ZM48 48L50 49V52H51V51L53 52V50L55 49V48L52 49V47H51V48L48 47ZM68 48H69V47H68ZM73 48H74V47H73ZM75 48H76V47H75ZM92 48H93V47H92ZM92 48H91V49H92ZM94 48H93V49H94ZM99 48H100V47H99ZM102 48H103V46H102L100 49H102ZM104 48H105V47H104ZM107 48H109V47H107ZM107 48H106V51H107ZM113 48H114V47H112V51H113ZM123 48H124V47H123ZM125 48H126V47H125ZM205 48L207 49L208 47H205ZM205 48H203V49H205ZM220 48H221V47H220ZM239 48H241V50H239V53H240V51H242V46H240ZM245 48H246V47H245ZM247 48L249 49L250 47H247ZM21 49H23V46L21 47ZM27 49H28V46H27ZM27 49L24 48V50H27ZM30 49H29V51L31 52ZM49 49H48V50H49ZM51 49H52V50H51ZM76 49H77V48H76ZM76 49H74V50H76ZM84 49H85V48H84ZM118 49H119L118 51H120V52L122 51V50H120L119 47H118ZM126 49H127V48H126ZM126 49H125V50H126ZM131 49H132V48H131ZM131 49L129 48V50H131ZM142 49H144V48H142ZM156 49H157V48H156ZM176 49L178 50V48H176ZM187 49H188V48H187ZM213 49H214V48H213ZM252 49H254V48L252 47ZM0 50H1V49H0ZM8 50H10V48H9ZM15 50H13V51H14V54H13L14 56L12 55V56H13L12 58H14L16 55H18L17 57H19V54H20V53L17 51L18 53L16 54ZM17 50H18V49H17ZM36 50H37V48H36ZM36 50H35V51H36ZM55 50H56V49H55ZM70 50H71V49H70ZM95 50H98V48L96 47ZM103 50H104V49H103ZM116 50H117V48H116ZM125 50H124V51H125ZM129 50H128V53H129ZM138 50H141V49L138 48ZM138 50H137V53L135 52L136 54H138V52H139ZM144 50H146V49H144ZM153 50H154V49H153ZM173 50H174V49H173ZM173 50H172V52H173ZM177 50H174V53H173L174 55L172 54V57L174 56V58H175V56L177 55V52H178L179 50H181V49L179 48V50H178V51H177ZM183 50L185 51L186 49L183 48ZM194 50H195V49H194ZM194 50H192V51H194ZM197 50H198V49H197ZM233 50H234V49H233ZM237 50H238V49H237ZM250 50H251V48H250ZM29 51H27V53H29ZM35 51H34V52H35ZM56 51H57V50H56ZM58 51H59V50H58ZM58 51H57V52H54V53H57V54H58L60 51L63 53V52H64V48H63V50H60L59 52H58ZM85 51H86V50H84V52H85ZM90 51H91V50H90ZM92 51H93V50H92ZM118 51H117V52H118ZM148 51H149V50H148ZM154 51H155V50H154ZM156 51H158V50H156ZM161 51H160V52H161ZM165 51H163L162 54L165 53ZM175 51H177L176 54H175ZM181 51H182V50H181ZM205 51H206V50H205ZM214 51H216V52L218 53V52H219V49H218V48H217L216 50L214 49ZM225 51H226V52H225ZM10 52H11V51H10ZM32 52H33V51H32ZM34 52H33V53H34ZM40 52H38V50H37V51L35 52V54H39ZM42 52H43V53H42ZM47 52H48V51H47ZM47 52H46V53H47ZM50 52H48V54H50ZM87 52H88V49H87ZM98 52H99V50H98ZM103 52H104V51H103ZM108 52L110 53V50H109ZM122 52H123V51H122ZM131 52L133 53L134 51L131 50L130 53H131ZM140 52H141V51H140ZM142 52H143V55H145L146 57H147V55H150V52H149V54H148L146 51H143V50H142ZM142 52H141V53H142ZM145 52L147 53V55H146ZM152 52H153V51H152ZM182 52H183V51H182ZM198 52H199V51H198ZM207 52H210L209 49H208ZM207 52L202 53V55H205V53H206V56H207V55L209 56V54H210V55L215 54V56L218 57V55L216 54V52H215V53L213 52L212 54H211V53L208 54ZM220 52H222V51L220 50ZM220 52H219V53H220ZM236 52H238V51H236ZM249 52H251V51H249ZM257 52H258V51H257ZM11 53H13V52H11ZM27 53L25 52V54H27ZM33 53H29V54H30L29 57L34 56V57H33V58H34L33 60H32V58L29 59V61L31 60V62H32V66H31V63L29 62L31 68H32L33 65L37 62V61H35V63L33 64L34 60L37 58V57L35 58L36 55H34ZM72 53H73V52H72V50H71V53H70V54L72 55ZM77 53H80V49L78 50ZM99 53L102 54V52H99ZM112 53H113V52H112ZM135 53H134V54H135ZM179 53H180V52H178V54H179ZM183 53H185V52H183ZM183 53H182V55H183ZM194 53H196V51H194ZM219 53H218V54H219ZM243 53H244V52H243ZM4 54H5V53H4ZM21 54H23V53H21ZM31 54H33V55H31ZM41 54H40V56L42 57L43 55H41ZM51 54H52V53H51ZM51 54H50V58H51V59H48V60L50 61V64L52 63V62H51V60H52V56H51ZM57 54H55V56H53V57H55V59H56V55H57ZM64 54H65V52L63 53V55H64ZM73 54H74V53H73ZM82 54H83V53H82ZM86 54L89 55V52L86 53ZM86 54H84V55H86ZM101 54H99L100 57H102ZM110 54H111V53H110ZM110 54H109V55H110ZM115 54H117V53H115ZM115 54H113V55L115 56ZM119 54H120V53L118 52L117 55H119ZM123 54H124V53H123ZM123 54H121L122 57L124 56ZM136 54H135V55H136ZM151 54L153 55V53H151ZM154 54H155V52H154ZM158 54H159V53H157V55H158ZM180 54H181V53H180ZM222 54H223V53H221V57H222ZM229 54H230V55H229ZM236 54H237V53H236ZM236 54H235V55H236ZM248 54H249V53H248ZM248 54H247V57H248ZM251 54H252V53H251ZM10 55H11V54H9V56H10ZM23 55H24V54H23ZM23 55H22L23 60H24L25 58H26V59L28 58L27 56L24 58ZM60 55H61V54H60ZM75 55H77V54H75ZM78 55H79V54H78ZM92 55H94L95 57L98 56L97 53H96V54L92 53ZM103 55L105 56L106 65H108V64H107L108 59H106V53H103ZM109 55H108V56H109ZM111 55H112V54H111ZM125 55H126V53H125ZM129 55H130V54H129ZM166 55H161V57L163 58L162 60H164V58H165L164 56H166ZM169 55H168V56H169ZM182 55H181V56L179 55V56L182 57ZM188 55H189V54H188ZM197 55H199V57L202 56V55H201V50H200L199 54L197 53ZM200 55H201V56H200ZM232 55H234V54H232ZM240 55H241V53H240ZM245 55H246V54L244 53V56H245ZM0 56H1V53H0ZM2 56H3V55H2ZM9 56H8V57H7V56H4V57L7 59V61L5 60V58H2V59H4V63L6 62V63L4 64V66H5L6 64L9 65V63H8V62H9V60H8ZM37 56H38V55H37ZM44 56H47V54H46V55L44 54ZM57 56H59V54H58ZM65 56H66V54H65ZM73 56H74V55H73ZM73 56H72V57H73ZM79 56H80V55H79ZM89 56H90V55H89ZM94 56H93V57L90 56L89 59H87L88 56L85 57V58L82 57V58H80V59H86L87 62L90 61V59H91V61H93L92 58L94 59ZM99 56H98V58H99ZM108 56H107V58H108ZM114 56H113V58H114ZM130 56H133V57L128 58L129 60H127V61H129V63H131V65H132L133 61H132V62H130V61H131L132 58H133L132 60H134V55H130ZM138 56H139V55H136V57H138ZM145 56H142V57L144 58ZM170 56H171V55H170ZM186 56H187V55L185 54V57H186ZM189 56H190V55H189ZM191 56H194V55H192V53H191ZM208 56H207L205 59L208 60V63H209V61H210V65H211L212 63H213V65H215V63H217V65H218V62H217L218 60H217V59H216V61L213 62V61H211V59H210L211 57H210V56H209V59H210V60L207 59ZM215 56H214V57H215ZM219 56H220V55H219ZM223 56H224V55H223ZM242 56H243V55H242ZM242 56H241V57H242ZM250 56H251V55H250ZM256 56H257V54H256ZM66 57H67V56H66ZM74 57H75V56H74ZM91 57H92V58H91ZM110 57H112V56H110ZM116 57H117V56H116ZM122 57H121V60H120V56H119L118 60H116V62L114 61V64H115V63H118L119 61H122ZM124 57H125V56H124ZM127 57H128V56H126V59H127ZM136 57H135V60L138 61V63L141 64V62L144 61L146 64H148V60H149L148 58H147L148 60H147V62H146L145 59H142V60H143V61H142L141 58H140V56H139V58H138V59L140 60V62H139V60H137ZM176 57H178V55H177ZM197 57H198V56H197ZM197 57H196L195 59H197ZM212 57H213V56H212ZM214 57H213V60H214ZM232 57H233V56H232ZM237 57H238V55H237ZM252 57H253V55H252ZM259 57H260V56H259ZM12 58H11V56H10V59H12ZM19 58H21V56H20ZM19 58H18V59H19ZM47 58H49V55H48ZM62 58H63V56H62ZM96 58H97V57H96ZM102 58H103V57H102ZM149 58H150V57H149ZM182 58H183V62H182V60H181V63L184 64V62H185V61H184V57H182ZM187 58H188V57H186V59H187ZM202 58H203V60H204V57H202ZM202 58H201V59H202ZM215 58H216V57H215ZM222 58H223V57H222ZM225 58H224V59H225ZM243 58H244V57H243ZM245 58H246V57H245ZM245 58H244V59H245ZM16 59H17V58H16ZM26 59H25V60H26ZM37 59H38V58H37ZM40 59L42 60L43 57L40 58ZM59 59H61V57H60ZM66 59H67V58H66ZM69 59H70V58H68L67 61L64 59V61L68 63V62H69ZM115 59H116V58H115ZM115 59H114V60H115ZM153 59L155 60V58H153ZM158 59H159V55H158ZM176 59H177V58H175V60H176ZM186 59H185V60H186ZM189 59H190V58H188V61H189ZM198 59H199V58H198ZM218 59H220V58H218ZM228 59H225L224 62L227 61ZM247 59H249V58H247ZM250 59H251V58H250ZM253 59H254V58H253ZM256 59H257V58H256ZM12 60H13V59H12ZM25 60H24V61H25ZM48 60H46V57L44 58V61H47L45 64H47V63L49 62ZM100 60H101V59H100ZM151 60H152V59H151ZM156 60H157V59H156ZM156 60H155V61H151V62H154V63H155ZM168 60H170V59H168ZM177 60H178V59H177ZM231 60H232V59H231ZM231 60H229V61H231ZM236 60H237V59H236ZM254 60H255V59H254ZM2 61H3V60H2ZM13 61H14V60H13ZM13 61H12V62H13ZM44 61H42L43 66H42V64H41V66H42L41 68L45 67V65H44ZM52 61H53V60H52ZM55 61L57 62V59H56ZM86 61H84V62L86 63ZM117 61H118V62H117ZM124 61H125V58H124ZM124 61H123L122 64H125V65H128V64H129L128 62H127V64L124 63ZM136 61H135V62H136ZM159 61H160V60H158V62H159ZM165 61H166V60H165ZM171 61L173 62V58H171V60H170L168 63H171ZM192 61H195V60L192 58ZM222 61H223V59H222ZM222 61H221V62H222ZM234 61H235V59H234ZM249 61H250V60H249ZM249 61H248V62H249ZM261 61H262V60H261ZM263 61H264V60H263ZM0 62H1V61H0ZM21 62H22V60H21ZM38 62H39V61H38ZM53 62H54V61H53ZM56 62H54L53 65L56 64ZM98 62H99V61H98ZM111 62H113V60H112V61L110 60V63H109V62H108V63L111 64V65H113ZM144 62H143V63H144ZM158 62H156V63H158ZM178 62H179V61H178ZM190 62H191V60H190ZM196 62H197V60H196ZM198 62L201 63L200 61H198ZM198 62H197L196 64H198ZM204 62H205V60H204ZM206 62H207V61H206ZM206 62H205V63H206ZM211 62H212V63H211ZM241 62H242V61H241ZM241 62H240V63H241ZM255 62H256V61H255ZM10 63H11V62H10ZM13 63H14V62H13ZM17 63H18V60H17ZM26 63H28L27 60H26L25 65H24L23 67H28V66H26V65H27ZM59 63H62V64H63L64 62L59 61ZM92 63H93V62H92ZM96 63H97L96 61H95L93 64H91V62H90L91 65H87V67L89 66V67L91 68L92 65H93V67H94V65H96ZM138 63H137V64H138ZM143 63H142V65H143ZM145 63H144V64H145ZM160 63H161V65H162V62H159V64H160ZM174 63H175V62H173V65H175ZM228 63H230V62L227 61V64H228ZM240 63H239V64H240ZM261 63H262V62H261ZM1 64L3 65V63H1ZM36 64H37V63H36ZM36 64H35V65H36ZM48 64H49V63H48ZM48 64H47L46 66H48ZM57 64H58V62H57ZM64 64H65V63H64ZM68 64H69V63H68ZM73 64H74V62H73ZM86 64H87V63H86ZM86 64H85V65H86ZM88 64H89V63H88ZM101 64H102V63H101ZM140 64H139V66H141ZM151 64H153V63H151ZM159 64H158V66H159ZM165 64H166V63H165ZM177 64H178V63L176 62V65H177ZM188 64L190 65V63H188ZM193 64H195V63L193 62ZM193 64L191 63V65H193ZM202 64H203V61H202ZM202 64H201V65H198V67H199V68L202 67L201 70H205V68H203V66H205L207 63H206L205 65H202ZM224 64H225V67H226V66H227L226 63L221 64L222 67H223ZM242 64H243V63H242ZM246 64H247V61H246ZM248 64H249V63H248ZM256 64H257V63H256ZM262 64H263V63H262ZM262 64H261V65H262ZM7 65H6V68H8ZM13 65H15V66H19V65H16V64H13ZM22 65H23V63H21L20 66L22 67ZM28 65H29V64H28ZM65 65H66V64H65ZM97 65H98V64H97ZM148 65L150 66V61H149V64H148ZM156 65H157V64H156ZM156 65H153V66H156ZM161 65H160V66H161ZM163 65H164V64H163ZM168 65H169V64H168ZM170 65L172 66V64H170ZM170 65H169V66H170ZM219 65H220V63H219ZM229 65L231 66V63H230ZM244 65H245V64H244ZM9 66H11V65H9ZM20 66H19V68H20ZM49 66L51 67V65H49ZM56 66H57V65H56ZM56 66H55V67H56ZM82 66H83V65H82ZM100 66H101V65H100ZM100 66H99V67H100ZM115 66H116V65H115ZM115 66H112V67H114V69L116 70ZM120 66H121V65H120ZM122 66H123V65H122ZM122 66H121V68H122ZM129 66H130V65H129ZM132 66H135V63H134ZM132 66H131V67H132ZM136 66H137V65H136ZM139 66H138V67H135V72H136V69L139 68ZM149 66H147V68H146L147 70H149V69H148ZM165 66H166V65H165ZM178 66H179V65H178ZM178 66H175V67L177 68ZM186 66H187V64H186ZM194 66H195V65H194ZM207 66H208V65H207ZM215 66H216V65H215ZM215 66H214L213 68H215ZM232 66H233V68H234V65H232ZM237 66H238V65H237ZM237 66H236V67H237ZM249 66H250V64H249ZM252 66H253V62H252ZM254 66H255V63H254ZM38 67L40 68V64L38 65ZM38 67H37V65L35 66V68H37V69H38ZM50 67H49V71H50L51 73H53L52 70H53L54 66H52L53 68L51 67L52 70H50ZM59 67H60V65H59ZM67 67H69V66H67ZM78 67H79V65L77 64V73H78L79 70H80V68H79V70H78ZM87 67H86V69H87ZM95 67H96V66H95ZM95 67H94V69H95ZM99 67H98V68L96 67L97 70L99 69ZM103 67H104V66H102L101 69H102ZM112 67H109V66H108L107 68H112ZM117 67H118V66H117ZM141 67H142V68L144 67V69H145L146 66H141ZM141 67L139 68L140 70H141ZM150 67H152V66H150ZM156 67H157V66H156ZM182 67H184V66L182 65ZM211 67H212V66H211ZM211 67L208 66V68H211ZM220 67H221V66H219V68H220ZM236 67H235V68H236ZM257 67H258V65H257ZM259 67H260V66H259ZM2 68H3V67H1V69H2ZM11 68L13 69L14 67H11ZM11 68H9L10 70L8 69V70H9V74H10V72L13 73V71H12ZM17 68H18V67H17ZM17 68H15V69H17ZM29 68H30V67H29ZM29 68H28V69H29ZM57 68H58V66H57ZM62 68H65V67H62V66H61V69H60V70H62ZM74 68H76L75 65H74ZM107 68H105V70H106ZM119 68H120V67H119ZM123 68H125V66H123ZM128 68H129V67H128ZM157 68H160V67H157ZM162 68H163V66H161V69H156V70H152L153 68H151L150 73H149L148 71L146 72V69H145V74L148 73V74H146V75H149V76H150L151 71H152V73L155 72L154 75L157 76V74H156L157 70L160 71V70H162ZM170 68H171V67H170ZM180 68H181V66H179V69H180ZM185 68H187V67H185ZM188 68H190V67L188 66ZM191 68H193V67H191ZM208 68H207V70H208ZM219 68H218V69H219ZM229 68H230V67H229ZM229 68L227 67V68H225V69L228 70ZM241 68H242V67H241ZM246 68H247V67H246ZM253 68H254V67H253ZM20 69H21V68H20ZM23 69H25V68H23ZM26 69H27V68H26ZM32 69H33V68H32ZM37 69H36L35 73H33L34 71H31V70H30V72L26 73V75H27V74H28V75L30 74V76H31L32 73H33V74H36ZM43 69L45 70L46 68H43ZM43 69H41V70H43ZM68 69H69V68H67V70H68ZM86 69H84V70H86ZM133 69H134V68H133ZM139 69H137V71H138ZM154 69H155V68H154ZM163 69H164V68H163ZM179 69H178V71H179ZM193 69H194V68H193ZM221 69H222V68H221ZM244 69H245V68H244ZM244 69H243V70H244ZM248 69H249V68H248ZM254 69H255V68H254ZM258 69H260V68H258ZM4 70H5V69H4ZM17 70H18V69H17ZM17 70H15V71H14L15 73H13V74H16V73L18 72ZM58 70H59V69H57V71H56V70L54 71V73H55V72L57 73V76H58L59 74H61L60 72H58ZM102 70H103V69H102ZM108 70H111V69H108ZM122 70H124V69H122ZM125 70H126V71H123V72H121V70H118V72L120 71L121 73H125V75H126V72H127L128 69H125ZM140 70H139V71H140ZM164 70H165V69H164ZM164 70H163V71H164ZM181 70H183V69H181ZM186 70H187V69H186ZM190 70H192V69H190ZM195 70H196V72H197V69H196V68H195ZM209 70L211 71V69H209ZM209 70H208V72H206V73H208V75H209ZM222 70H224V68H223ZM222 70H221V72H222ZM238 70L241 71L240 68H239ZM6 71H7V70H6ZM26 71H27V70H25L24 72H26ZM38 71L40 72V70H38ZM86 71H87V70H86ZM100 71H101V70H100ZM130 71H131V68H130ZM132 71H134V70H132ZM142 71H143V70H141V72H142ZM171 71H172V70H171ZM178 71H176V72H178ZM188 71H189V69H188ZM236 71H237V70H236ZM236 71H235V72H236ZM239 71H238V72H239ZM251 71H254V70L251 69ZM2 72H4V71H1V70H0V73H1V75H2V77H3V74H6V73H2ZM19 72H20V70H19ZM24 72H23V73L21 72V73L24 75ZM39 72H38V73H39ZM41 72H42V74H43V71H41ZM41 72H40L39 74H41ZM46 72H47V70H46ZM61 72H62V71H61ZM71 72H72V71H71ZM81 72H82V71H81ZM90 72H91V70H90ZM90 72H89V74H90ZM93 72H94V71L92 70V72H91V73H92V74H91L92 76H94V74H95V73L93 74ZM102 72H104V71H102ZM106 72H109V71L106 70ZM113 72H114V70H113ZM118 72H117V73H118ZM167 72H168V70H167V66H166V73H167ZM172 72H173V71H172ZM176 72L174 71V73H176ZM179 72H180V71H179ZM184 72H186V71H184ZM191 72H192V71H191ZM191 72H190V73H191ZM194 72H195V71H194ZM198 72H202L203 74H205L204 71H198ZM213 72H214V70H212V71L210 72L211 76H212V73H213ZM216 72H217V71H216ZM245 72H246V71H245ZM245 72H243V73H245ZM247 72L249 73V70H247ZM255 72H256V71H255ZM44 73H45V72H44ZM51 73H48V74H51ZM66 73H67V72H66ZM74 73H75V72H74ZM100 73H101V72H100ZM100 73H99V74H100ZM110 73H111V72H110ZM110 73H109V76H108V73H107V76H108V77H110V75L112 74V73H111V74H110ZM115 73H116V71H115ZM117 73H116V74H117ZM127 73H129V72H127ZM130 73H131V72H130ZM138 73H139V72H138ZM157 73H158V72H157ZM181 73H182V71H181ZM214 73H215V72H214ZM214 73H213V74H214ZM219 73H220V72H219ZM219 73H217V75H216V73H215V76H216V77L219 76V75H218ZM223 73H224V75L226 74L225 71H224ZM223 73H221V74H223ZM228 73H229V72H228ZM228 73H227V75H229ZM233 73H234V70H233ZM7 74H8V73H7ZM9 74H8V75H9ZM22 74L19 75V73H18V75L21 76V79H22V80H25L24 78L26 77V81H27V77H28V76L25 75L24 78H22ZM42 74H41V76H39V75L36 74L37 77H40V79H41V81H42V84H43V80L49 79V77H50L51 79H53L51 75H54V76L56 75V74H51V75L48 76V78L46 77V79H43L45 76H44V74H43V75H42ZM63 74L65 75L64 72H63ZM63 74H62L61 76L65 77ZM71 74H72V73H71ZM85 74H86V72H85ZM97 74H98V73H97ZM104 74H105V73H104ZM135 74H137V73H135ZM143 74H144V72H142V75H143ZM145 74H144V76H142V75L139 73L140 77H138V78L135 77V76H134V77H135L136 79H139V78H140L141 80H143L144 77H145V78L147 77V76H145ZM159 74H162V72L159 73ZM171 74H172V76L174 75L173 73H171ZM183 74H184V73H183ZM192 74H193V72H192ZM192 74H191V75H192ZM200 74H201V73H200ZM203 74H202V75H203ZM250 74H251V72H250ZM252 74H253V73H252ZM261 74H262V73H261ZM10 75H11V74H10ZM10 75H9V77L7 78V80H8V79L11 80V78H12L13 76H15V77H14V80H15V81H16L17 79L21 80L20 77L18 78V75H12V77H11ZM45 75H47V74H45ZM66 75H69V71H68V74H66ZM77 75H78V74H77ZM79 75H80V73H79ZM118 75H119V73H118ZM121 75H122V74H121ZM121 75L119 76L120 78H121ZM129 75H130V74H129ZM129 75H126L127 78L130 77ZM132 75H133V74H132ZM137 75H138V74H137ZM139 75H138V76H139ZM166 75H167V74H166ZM168 75H169V72H168ZM191 75L189 76V74L186 73V76H188L190 79L193 78V77L195 76V74H193L192 77H191ZM208 75H207V76H208ZM227 75H225V76H227ZM230 75H231V73H230ZM244 75H245V74H244ZM246 75H247V73H246ZM246 75H245V76H246ZM16 76H17V79H16ZM42 76H44V77L41 78ZM57 76H56V77H57ZM70 76H71V75H70ZM70 76H68V77L70 78ZM72 76H73V78H74L76 75H75V74H72ZM87 76H89L88 73H87ZM92 76H91V79L93 78ZM95 76L98 77L97 75H95ZM100 76L102 77V74H100ZM100 76H99V77H100ZM111 76H112V75H111ZM113 76H114V75H113ZM141 76H142L143 78H141ZM155 76L152 77L153 80H156V79L154 78ZM163 76H164V75H163ZM172 76H171V77H172ZM178 76H179V75H178ZM180 76H181V75H180ZM183 76H184V75H183ZM183 76H182V80H181V81H183L184 78L187 79L186 77H183ZM209 76H210V75H209ZM211 76L209 77V79L211 78ZM221 76H223V75H221ZM233 76H235V75L232 74V77H233ZM238 76H239V75H238ZM257 76H259V75H257ZM257 76H256V77H257ZM2 77H0V79H2ZM6 77H7V75H6ZM84 77L86 78V75H85ZM122 77H123V76H122ZM124 77H125V76H124ZM158 77H159V76H158ZM165 77H166V76H165ZM167 77H168V76H167ZM175 77H176V75L172 77V78H174L175 80L170 79V82L167 81L166 83L169 85V84L171 83V80H173V81L175 82V81H176V78H175ZM198 77H199V76H198ZM198 77H197V80H199ZM212 77H213V80H214V76H212ZM223 77H224V76H223ZM239 77H240V76H239ZM243 77H244V76H243ZM247 77H248V79H249V76H248V75H247ZM29 78H30V77H29ZM29 78H28V79H29ZM69 78H68V79H69ZM73 78H71V79H73ZM76 78H77V76H76ZM76 78H75V80H74V79H73V80H74V81H77ZM88 78H90V77H87V80H88ZM102 78H105V77H102ZM111 78H112V77H111ZM120 78H119V79H120ZM135 78H133V79L131 78L133 82H134V79H135ZM148 78H149V77H148ZM150 78H151V76H150ZM178 78H180V77H178ZM207 78H208V77H207ZM219 78H220V77H218V80H220ZM226 78H228V76H227ZM230 78H231V77H230ZM233 78L235 79V77H233ZM233 78H232V80H233ZM245 78H246V77H245ZM250 78H251V77H250ZM259 78H261V77L259 76ZM4 79H5V78H4ZM12 79H13V78H12ZM31 79H33V78H31ZM35 79H36V76H35V78H34V80H33V83H34V81H35V82H36V81H37V82H38V81L40 82V80H37V79L35 80ZM38 79H39V78H38ZM42 79H43V80H42ZM51 79H49V80H51ZM54 79H55V78H54ZM54 79H53V80H54ZM61 79H63V78H61ZM61 79H60V77H59V79L57 78V79H55V80H61ZM93 79H96V82H97V83H100V81H97L98 78H93ZM105 79H108V80H109V78H105ZM105 79H104V80H105ZM112 79H114V81H115V76H114ZM125 79H126V77H125ZM129 79H130V78H128V81H129ZM157 79H158V78H157ZM162 79H163V77H162ZM162 79L160 78V80H161V81H160V87H161L162 84H163L164 86L162 85L163 88H161L160 91L163 89L162 92L164 93V88H165V84H166V83H163V82H162ZM164 79H165V78H164ZM164 79H163V80H164ZM180 79H181V78H180ZM180 79L177 81L178 84L181 83V82H180ZM190 79H189V80H190ZM202 79H206V77H205V78H202ZM202 79H201V81H202ZM215 79L217 80V78H215ZM237 79H238V80H240V79L242 80V77H241V78H237ZM251 79H252V78H251ZM253 79H254V78H253ZM2 80H3V79H2ZM2 80H1L0 82H1L3 85H5L4 87L7 88V84L3 83V81L6 82V83H7V82L9 83L10 81H6V80H3V81H2ZM19 80H17V81L19 82ZM29 80H30V79H29ZM49 80L46 81V83H49ZM53 80H51V81H53ZM55 80H54V81H55ZM64 80H65V78H64ZM89 80H90V79H89ZM98 80H99V79H98ZM108 80H106V82H109V83L113 82L114 85L116 84V82L118 83V80H117L116 82H114V81H108ZM110 80H111V79H110ZM123 80H124V79H123ZM126 80H127V79H126ZM126 80H125V81H126ZM141 80H140V81H136V83H134V85L136 84V85H137L136 87H138L137 82H140V83H141ZM166 80H167V79H166ZM166 80H165V81H166ZM189 80H186V81H187L188 83H190ZM195 80H196V76H195L194 81H195ZM207 80H208V79H206V81L202 82V86H203V83L205 84V82H207ZM211 80H212V78H211ZM213 80H212V81H213ZM224 80H225V78H224ZM229 80H230V79H229ZM229 80H227V81H229ZM258 80H259V79H258ZM258 80H257V81H258ZM260 80H262V79H260ZM17 81H16V82H17ZM51 81H50V82H51ZM67 81H68V80H67ZM79 81H80V80H79ZM121 81H122V79H121ZM145 81H146V80H145ZM145 81H144V82H145ZM148 81H149V80H148ZM165 81H164V82H165ZM186 81H185V82H186ZM194 81H193V79H192L191 83L194 82ZM201 81H200V82H201ZM209 81H210V80H209ZM209 81H208V82H209ZM212 81H210V82H212ZM220 81H223V79L220 80ZM225 81H226V80H225ZM250 81H251V80H250ZM12 82H14V81H12ZM16 82H15L14 84H16ZM30 82H31V80L29 81V83H30ZM37 82H36V84H37ZM39 82H38V84L41 83V82H40V83H39ZM61 82H64V81H61ZM68 82H69V81H68ZM82 82H84L83 84H85L86 79L83 80ZM104 82H105V81L101 82L102 85H104ZM106 82H105V83H106ZM119 82H120V81H119ZM126 82H127V81H126ZM144 82H143V83H144ZM150 82H151V81H150ZM158 82H159V81H158ZM161 82H162V83H161ZM177 82H176V84H177ZM179 82H180V83H179ZM200 82H198V84H200ZM214 82H215V81H214ZM214 82H212V83L214 84ZM216 82H217V81H216ZM229 82H231V80H230ZM234 82H235V80H234ZM234 82H232V83H234ZM240 82H241V81H240ZM240 82H239V83H240ZM251 82H252V81H251ZM19 83H20V82H19ZM19 83H18V84H19ZM31 83H32V82H31ZM51 83H52V82H51ZM56 83H57V86H56V84L54 83V86H56V88H60V89H61V88H64V87H61V86H60V85H62L61 83H60V85H58L59 82L56 81ZM65 83H66V81H65ZM65 83H64L62 86H66V87H67L66 84H68V83H66V84H65ZM80 83H81V82H80ZM87 83H88V82H87ZM90 83H91L92 86H93V83H95V81L92 80V82H90ZM90 83H89V87H91V86H90ZM97 83H95L96 87L93 86L92 88L95 87L96 90H97V93H98V89H97V87L99 88V87H104V86L98 85ZM121 83H122V85H121ZM123 83H124V82H120V85L123 86V85H124ZM140 83H139V85H141ZM153 83H154V82H152V84H153ZM156 83H157V82L155 81L154 84H156ZM172 83H173V82H172ZM172 83H171V84H172ZM196 83H197V81H196ZM196 83H193V86H194V84H196ZM222 83H223V82H222ZM237 83H238V81H237ZM242 83H243V82H242ZM244 83H245V82H244ZM244 83H243V84H244ZM262 83H263V82H262ZM2 84H1V85H2ZM26 84L29 85L28 83H25V85H24V82H23V83L21 82V84H19V85H21V86L24 85L25 87H28V86H26ZM42 84H40V85H42ZM69 84H70V83H69ZM69 84H68V86H69ZM73 84H74V82H73ZM83 84H82V86H83ZM106 84H107V83H106ZM106 84H105V85H106ZM126 84H127V83H126ZM131 84H133V83H131ZM131 84H130V85H131ZM145 84H147V83H145ZM145 84H144V85H145ZM148 84H150V83H148ZM158 84H159V83H158ZM158 84L156 85V87L158 86ZM174 84H175V83H174ZM183 84H184V82H183ZM185 84H186V83H185ZM198 84H196L195 87H198V86H197ZM206 84H208V83H206ZM215 84H216V83H215ZM251 84H252V83H251ZM3 85H2V86H3ZM9 85H10V84H8V86H9ZM40 85H39V86H40ZM44 85H45V83H44ZM49 85H50V84H49ZM78 85H79V83H78ZM97 85H98V86H97ZM109 85H110V88H111L112 84H109ZM118 85H119V83H118ZM180 85H181V84H180ZM190 85H192V84H190ZM217 85H218V84H217ZM217 85H216V86H217ZM227 85H228V84H227ZM233 85H234V84H233ZM240 85H242V84H240ZM261 85H262V84H261ZM11 86L13 87V84H12V83H11ZM24 86H23V88H24ZM30 86H31V85H29V87H30ZM39 86H38V88H39ZM58 86H59V87H58ZM82 86H81V87H82ZM87 86H88V84H87ZM121 86H120V87H121ZM125 86H126V85H125ZM132 86H133V85H132ZM149 86H150L149 89H146V90H145V93L147 92V90H148V92H149V91L151 90V88L154 87V85H153V86L149 85ZM174 86H175V85H174ZM188 86H189V85H188ZM188 86L186 85V87H188ZM193 86H189V87H192V90H193V89H194ZM202 86H201V87H202ZM209 86H212V84H211V85H208V87H206V88H208V89H206V90L202 89L200 86H199V87L201 88V91H204V92H205V91H208V90H209ZM221 86H222V85H221ZM229 86H230V85H229ZM237 86H238V85H237ZM252 86H253V85H252ZM255 86H256V85H255ZM16 87H17L19 90L22 89L20 86L18 87V85H16V86H14V88L16 89L15 92L17 91V88H16ZM31 87H32V86H31ZM33 87H34V85H33ZM51 87H52L51 90H53V89L56 90L55 87L53 88V84L51 85ZM66 87H65V90L67 89ZM115 87H116V85H115ZM115 87H113V88H115ZM123 87H124V86H123ZM123 87H122V89H124ZM126 87H127V86H126ZM128 87H131V86H128ZM136 87H132V89H134V88H136ZM141 87H143V89H144L145 87H148V86H142V85H141ZM141 87L139 86L138 88H141ZM156 87H154V88H155V91H157V90H156ZM158 87H159V86H158ZM160 87H159V88H160ZM176 87H177V86H176ZM176 87L174 88V87L172 86V88L175 89L173 92H174L175 95L178 96V98H179V93H177L178 90L176 91ZM180 87H181V86H180ZM182 87H184V86H182ZM182 87H181V88H182ZM189 87H188V88H189ZM204 87H205V86H204ZM218 87H219V85H218ZM235 87H236V86H235ZM246 87H247V84H246ZM246 87H244V88H246ZM263 87H264V86H263ZM0 88H1V87H0ZM9 88H11V87L9 86V87L7 88V90H8ZM14 88H11V89H14ZM36 88H37V87H36ZM38 88H37V89H38ZM95 88H94V89H95ZM105 88H106V87H105ZM113 88L110 89L112 92H113L115 89L118 90L119 87H118V88H115L114 90H113ZM168 88H169V86H168ZM168 88H166V89H168ZM200 88H199V89H200ZM211 88H212V87H210V89H211ZM215 88H217V87H215ZM221 88H222V87H221ZM236 88H237V87H236ZM240 88H241V87H240ZM253 88H255V87H253ZM253 88H251V91H252ZM4 89H5V88H4ZM4 89H3V90H4ZM24 89H25V88H24ZM28 89H29V88H28ZM30 89H31V88H30ZM41 89L43 90V86H41ZM45 89L47 90L48 88H44V90H45ZM49 89H50V88H49ZM81 89H82V88H81ZM88 89H89V88H88ZM106 89L108 90V88H106ZM141 89H142V88H141ZM157 89H158V88H157ZM186 89H187V88H186ZM218 89H219V88H218ZM230 89H232V88H230ZM233 89H234V88H233ZM25 90H27V88H26ZM25 90L22 89V91H25ZM32 90H33V89H32ZM39 90H40V89H39ZM42 90H40V91L43 92ZM51 90H50V91H51ZM58 90H59V89H57V91H58ZM65 90L62 89L63 92H62V91H59V92H60V93L62 92V94L64 93L63 95L66 96V94H65ZM77 90H78V86H77ZM86 90H87V88H86ZM92 90H93V89H92ZM99 90H100V89H99ZM101 90H102V89H101ZM101 90H100V92H102L101 95L103 94V92H107V93H104V94H106V96H103V97L106 99L107 96H108L107 94H108L109 91H106V90H105V91H104V90L101 91ZM119 90H120V89H119ZM119 90H118V91H119ZM128 90H129V89H128ZM130 90H131V89H130ZM168 90H170V89H168ZM168 90H167V91H168ZM187 90H189V89H187ZM195 90H196V89H195ZM195 90H193L192 92H194ZM220 90H223V91H224L225 89H224V88H223V89H219L218 91H220ZM245 90H246V89H245ZM253 90H255V89H253ZM0 91H1V90H0ZM10 91H13V90H9V92H10ZM22 91H20V92L22 93ZM35 91H36V90H35ZM35 91H33V92H35ZM74 91H75V90H74ZM81 91H82V90H81ZM83 91H84L85 93H87V92L84 90V87H83ZM87 91H88V90H87ZM111 91H110V92H111ZM124 91H125V90H123V92H124ZM132 91H133V90H132ZM138 91H140L141 95H142V93L144 92V91L141 92L140 89H137V92H136V93H137L138 95H139ZM155 91H154V89L152 90L153 93H154ZM167 91H166V92H167ZM179 91H181V90H179ZM183 91H185V88H183ZM199 91H200V90H199ZM199 91H198V92H199ZM212 91H213V90H212ZM218 91H217V92H218ZM223 91H221V93H222ZM228 91H229V90H228ZM228 91H227V92H228ZM243 91H244V90H242V92H243ZM246 91H247V90H246ZM3 92H5V91H3ZM7 92H8V91H7ZM9 92H8V93H9ZM27 92H31V90H30V91L27 90ZM27 92H24L25 95H26ZM33 92H31V93H33ZM47 92H48V91H47ZM59 92H58V93H59ZM66 92H67V96H69V97L72 96V95L70 94V90H69V95H68V91H67V90H66ZM75 92H76V91H75ZM78 92H79V91H78ZM91 92H92V91H91ZM94 92H96V91H94ZM110 92H109V97H108V98H110V96H111ZM115 92H116V91H115ZM119 92H121V91H119ZM119 92H117L118 95H120ZM129 92L131 93V91H129ZM133 92H135V90H134ZM162 92H161V93L158 92V93L163 94ZM189 92H190V91H189ZM198 92H197V90H196V92H194V93H198ZM215 92H216V91H215ZM229 92L231 93V91H229ZM240 92H241V91H240ZM249 92H250V91H249ZM253 92H254V91H253ZM261 92H263V91H261ZM261 92H260V93H261ZM0 93H1V92H0ZM21 93H19V94H21ZM44 93H45V92H44ZM44 93H43V95H45ZM52 93H56V91H54V92H52ZM52 93L49 92V96H50V97L52 96ZM58 93L56 94V99L54 98L55 101H56L57 98H58L57 96H59ZM85 93H83V96H85V95H84ZM136 93H135V94H136ZM150 93H151V91H150ZM153 93H152V94H153ZM176 93H177V94H176ZM180 93H181V92H180ZM194 93H192V94H194ZM200 93H201V92H199V94H200ZM223 93H224V92H223ZM230 93H229V94H230ZM238 93H239V92H238ZM1 94H2V93H1ZM1 94H0V96H1ZM11 94H13V92L10 93V94H8V95H11ZM14 94H15V93H14ZM14 94H13V95H14ZM19 94H18V95H19ZM27 94H28V93H27ZM33 94H35V93H33ZM37 94H38V93H37ZM37 94L34 95L33 98L36 97ZM40 94H42V93H40ZM74 94H75V93H74ZM87 94H88V93H87ZM92 94H93V93H92ZM94 94H96V93H94ZM121 94H122V93H121ZM127 94H128V93H127V91H126V92H125V95H124V93H123V96H122V97L126 96ZM147 94H149V93H147ZM147 94L144 95L145 98L147 97ZM155 94H156V92H155ZM165 94H166V93H164L162 96H165ZM184 94H185V93L183 92V95H184ZM204 94H205V93H203V94L201 93V95H204ZM206 94H207V93H206ZM206 94H205V95H206ZM209 94H210V92H209ZM219 94H220V93H219ZM225 94H226V93H225ZM234 94H235V92H234ZM234 94H233V96H234ZM241 94H242V93H241ZM244 94H246V92H244ZM3 95H4V96L1 97L2 100H3V97H6V98L4 99V100H6L7 97H8V95L6 94L7 96H5V93H4ZM18 95H17V96H18ZM23 95H24V94H22V97H23ZM25 95H24V96H25ZM43 95H42V96H43ZM46 95H47V99H50V98L48 97V94H46ZM90 95H91V94H90ZM96 95H98V94H96ZM112 95H114V94H112ZM157 95H158V94H157ZM166 95L168 96V95H170V94H168V92H167ZM171 95H173V93H172ZM180 95H182V94H180ZM187 95L190 96L188 93H187ZM213 95H214V93H213ZM15 96H16V95H14V97H13L14 99H13L12 97H11L12 99H9L10 102L13 101V100H17V98L20 97L21 95H19L17 98H16ZM26 96H28V95H26ZM38 96H39L41 99L43 98V97H41L39 94H38ZM38 96H37V97H38ZM65 96H64V97H65ZM67 96H66V97H67ZM88 96H89V94H88ZM92 96H93V95H92ZM92 96H91V97H92ZM115 96H116V95H115ZM129 96H130V95H129ZM129 96H128V97H129ZM133 96H134V95H133ZM139 96H140V95H139ZM149 96H151V95H149ZM160 96H161V95H159L158 97L160 98ZM167 96H166V97H167ZM173 96H174V95H173ZM176 96H175V97H176ZM188 96L186 97V95H185V98H184V101H185V102H189V101H188V100H189V99H188ZM191 96H193V95H191ZM196 96L198 97L197 94H196ZM199 96H200V95H199ZM206 96H207V95H206ZM216 96H217V95H216ZM216 96H215V100H216ZM218 96H219V95H218ZM218 96H217V98H218ZM231 96H232V95H231ZM233 96L231 97V99L233 98ZM235 96H236V95H235ZM246 96H248V95H246ZM251 96H253V95L251 94ZM261 96H263V95H261ZM22 97H21V99H22ZM31 97H32V96H31ZM31 97H29V98H31ZM39 97H38V98H39ZM52 97H53V96H52ZM54 97H55V96H54ZM59 97L61 98V96H59ZM66 97H65V100H64V98H61V99L63 100V102L66 101L65 104L67 103V98L69 99V102L72 101L71 98H69V97L66 98ZM89 97H90V96H89ZM89 97H88V98H89ZM91 97H90V98H91ZM95 97H96V96H95ZM111 97H112V96H111ZM120 97H121V95L119 96V98H120ZM134 97H135V96H134ZM136 97H137V96H136ZM136 97H135V98H136ZM141 97H142L143 100L145 99V98H143V95H142ZM151 97H152V96H151ZM155 97H157V96H155ZM193 97H194V96H193ZM197 97H194V98H197ZM208 97H209V96H208ZM211 97H213V96H211ZM238 97H240V96H238ZM238 97H236V99H238ZM242 97H243V95H242ZM244 97H245V96H244ZM1 98H0V99H1ZM8 98H9V97H8ZM15 98H16V99H15ZM40 98H39V101H37V102H39V103H38L37 107H35V108H38L39 104L41 103L40 101L43 102V101H46V100H47V99H46V100H43V99L40 100ZM88 98H87V99H88ZM97 98H98V97H97ZM97 98H95V100H96ZM99 98H102V97L99 96ZM99 98H98V99H99ZM112 98H113V97H112ZM115 98H118V97H115ZM115 98H114V102H115ZM126 98H127V97H126ZM148 98H149V97H148ZM148 98H146L145 101H147ZM159 98H157V99H159ZM169 98H170V96L168 97V99H169ZM178 98H177V99H178ZM186 98H187V100H186ZM198 98H199V97H198ZM226 98H227V97H226ZM249 98H251V97H249ZM25 99L27 100V98H25ZM44 99H45V96H44ZM61 99H59V100L62 101ZM92 99H93V97H92ZM105 99H104V100H105ZM110 99H111V98H110ZM110 99H107V100L109 101ZM142 99H141V100H142ZM172 99H173V98H172ZM174 99H175V98H174ZM181 99H182V97H181ZM181 99H180V100H181ZM199 99H200V98H199ZM201 99H202V98H201ZM218 99H219V98H218ZM227 99H229V98H227ZM227 99H226V100H227ZM245 99H246V98H245ZM251 99H252V98H251ZM254 99H255V98H254ZM256 99H257V97H256ZM7 100H8V99H7ZM9 100H8V101H9ZM19 100H20V99H19ZM28 100H30V99H28ZM59 100H58V104H59ZM74 100H75V99H74ZM90 100H91V99H90ZM99 100H100V99H99ZM102 100H103V99H102ZM111 100H113V99H111ZM136 100H137V99H136ZM136 100H133V99H132L131 102H134V101H136ZM152 100H154L153 97H152ZM155 100H156V98H155ZM155 100H154V101H155ZM170 100H171V98H170ZM170 100H169V101H170ZM175 100H176V99H175ZM175 100H174V101H175ZM180 100L178 99L179 104H180V102H181V105H182V106L185 105V103H182L183 100H182V101H180ZM191 100H192V99H190V101H191ZM193 100H195V99H193ZM197 100H198V99H197ZM197 100H196V103L198 104L199 100H198V101H197ZM212 100H213V98H212ZM215 100H214V101H215ZM241 100H243V99H241ZM246 100H247V99H246ZM249 100H250V99H249ZM0 101H1V100H0ZM23 101H25V100H23ZM30 101H31V102L33 101V103L36 102L35 100H30ZM30 101H27V102H30ZM76 101H78V100H76ZM76 101H74V102H76ZM86 101H87V100H86ZM96 101H98V100H96ZM119 101H120V100H119ZM156 101H157V100H156ZM172 101H173V100H172ZM172 101H170V102H172ZM174 101L172 102L173 104H174ZM207 101H208V100H207ZM220 101H221V100H220ZM232 101H233V100H232ZM232 101H231V102H232ZM239 101H240V100H239ZM247 101H248V100H247ZM247 101H246V102H247ZM251 101H252V100H251ZM16 102L19 103V102H22V101H19V102H18V100H17ZM16 102H15V103H16ZM50 102L52 103V102H54V101H51V100H50ZM69 102H68V105L73 106V105H72V102H70L71 104H70ZM87 102H88V101H87ZM89 102H90V101H89ZM89 102H88V105H89ZM114 102L112 101L113 105H114ZM116 102H118V101H116ZM148 102H149V101H148ZM175 102H177V101H175ZM178 102H177V103H178ZM192 102L194 103L195 101H191V103H192ZM202 102H203V100L201 101V103H202ZM210 102H211V101H210ZM210 102H209V103H210ZM218 102H219V101H218ZM229 102H230V100H229ZM229 102H228L227 104H229ZM236 102L238 103V101H236ZM253 102H254V101H253ZM5 103L10 104V105L12 104V103H8V102H5ZM22 103H24V102H22ZM22 103H21V104H22ZM45 103H46V102H45ZM47 103H48V105H49V102H48V101H47ZM47 103H46V104H47ZM54 103H55V102H54ZM54 103H53V105L56 106L57 104H54ZM93 103H97V102L94 101ZM93 103L90 102V105L92 104V105L94 106ZM99 103H100V104L102 103L103 105H105L104 107H109V104H110V103H108V106H106L107 104H104L103 102H99ZM105 103H107V101H106ZM118 103H119V102H118ZM140 103L143 104L144 101H143V102L141 101ZM150 103H151V98H150ZM150 103H149V104H150ZM156 103H157V102H156ZM156 103L154 102V104H156ZM172 103H171V104H172ZM191 103L189 102V104H191ZM201 103L199 102L198 105H197V104H194L193 106H196V105H197V108H198L199 105L201 106ZM204 103H205V102H204ZM212 103H213V101H212ZM212 103L209 105L208 102H207V104H208L207 107L209 106V107L212 108V107H213V106H212ZM215 103H217V101H216ZM232 103H233V102H232ZM237 103H235V104H237ZM241 103H242V102H241ZM241 103H240V104H241ZM255 103H256V101H255ZM3 104H4V103H3ZM21 104H20V105H21ZM25 104H26V103H25ZM27 104H28V103H27ZM31 104H32V103H31ZM35 104H36V103H35ZM35 104L32 105V106H35ZM42 104H44V103H42ZM42 104H40V105H42ZM65 104H63V105L61 104L63 109H62L61 107H60V109H62V112H63V110L67 112V111L69 110V108L71 107V106H70V107L67 106L68 109L65 110V109H64L65 107H63ZM78 104H80V102H78ZM83 104H84V103H83ZM100 104H99V105H100ZM134 104H136V103H134ZM152 104H153V103H152ZM179 104H178V105H179ZM189 104H188V107H187V108H190V107L192 106V104H191L190 107H189ZM202 104H203V103H202ZM247 104H249V103L247 102ZM253 104H254V103H253ZM253 104H252V105H253ZM256 104H257V103H256ZM256 104H255V105H256ZM12 105H13V104H12ZM15 105H17V104H15ZM18 105H19V104H18ZM23 105H24V104H23ZM50 105H51V104H50ZM66 105H67V104H66ZM66 105H65V106H66ZM75 105H77V102H76ZM103 105H102V106H103ZM116 105H117V104H116ZM116 105H114V106H116ZM132 105H133V104H132ZM143 105H144L146 108L148 107V106H146V102H145ZM143 105H142V106H143ZM178 105H177V106H178ZM219 105H220V104H218L217 106H219ZM250 105H251V104H250ZM4 106H5V104H4L2 107H4ZM24 106H25V105H24ZM27 106H28V105H27ZM27 106H26V107H27ZM29 106H31V105H29ZM32 106H31V107H32ZM46 106H47V105H46ZM46 106L42 105V107H46ZM51 106H52V105H51ZM58 106H60V104L57 105V107H58ZM77 106H78V105H77ZM102 106H101V107H102ZM114 106H112V104L110 105V107H112V109H113ZM173 106H174V108H175V105H173ZM182 106H179V108H175V109H179V112H180V108H181ZM186 106H187V105H186ZM186 106H184V107H186ZM200 106H199V107H200ZM203 106H204V104H203ZM205 106H206V104H205ZM205 106H204L203 110H204V109L206 110L207 107H205ZM229 106H230V105H229ZM229 106H228V107H229ZM232 106H233V105H232ZM235 106H236V105H235ZM13 107H15V106H13ZM17 107H19L18 109L24 108L23 106H22V107L17 106ZM48 107H50V106H48ZM52 107H53V106H52ZM79 107H81V105H80ZM89 107H90V106H89ZM91 107H92V106H91ZM96 107H97V105H96ZM110 107H109V108H110ZM237 107L239 108L240 106L237 105ZM241 107H242V106H241ZM247 107H248V106H247ZM247 107H246V108H247ZM250 107H251V106H250ZM5 108H7V107H5ZM28 108H30V107H28ZM35 108H32V109L35 110ZM71 108L74 109V107H71ZM71 108H70V109H71ZM99 108H100V107H99ZM116 108H117V106L115 107V110H116ZM191 108H192V107H191ZM197 108H196V107H195V108L193 107L194 110H197ZM201 108H202V106H201ZM201 108H200V109H201ZM229 108L232 109L231 107H229ZM252 108H253V107H252ZM255 108H256V107H255ZM10 109H11V110H14V109H12V108H10ZM10 109H9V111L11 112ZM15 109L17 110L16 107H15ZM32 109H31V110H32ZM52 109H53V108H52ZM55 109H56V108H54V110H55ZM92 109H93V107L90 108V111H91ZM96 109H97V108H96ZM105 109H106V108H103V112H107V110H109V109H106V110H105ZM110 109H111V108H110ZM142 109H143V108H142ZM144 109H145V108H144ZM200 109H199V111H202V109H201V110H200ZM215 109H216V105H215ZM226 109H227V108H226ZM242 109H243V108H242ZM242 109H241V110H242ZM244 109H245V106H244ZM248 109H249V108H248ZM250 109H251V108H250ZM4 110H5V109H4ZM7 110H8V109H7ZM7 110H6V111H7ZM16 110H14V111H16ZM26 110H27V108H26ZM26 110H25V114H26ZM58 110H59V108H58ZM58 110H56V112H57ZM83 110H84V109H83ZM86 110H88L87 107H86ZM93 110H94V109H93ZM115 110L112 111V114H113V112H115ZM181 110H182V112H180L181 115H182V113H183L184 110H185V112L187 111V109H186V108L183 109V107H182ZM207 110H208V113H209V110H210V109L208 108ZM207 110H206V112H207ZM216 110H217V109H216ZM218 110H219V109H218ZM227 110H228V109H227ZM232 110H233V109H232ZM235 110H236V109H235ZM245 110H246V109H245ZM254 110H255V109H254ZM254 110H253L252 112H254ZM1 111H2V113L4 112L3 110H1ZM22 111H24V109H22ZM22 111H20L19 113H21ZM28 111H29V110H28ZM36 111L39 112L38 110H36ZM46 111L48 112V108H46ZM51 111L54 112L53 110H51ZM51 111H49V112L51 113ZM70 111H72V109H71ZM81 111H82V109H81ZM90 111H87V112H90ZM97 111H98V109H97ZM197 111H198V110H197ZM210 111H212V110H210ZM214 111H215V110H213V112H214ZM230 111H231V110H230ZM233 111H234V110H233ZM30 112H31V111H30ZM33 112H35V111H33ZM37 112H35V113L37 114ZM44 112H45V111H44ZM44 112H43V115H44ZM49 112H48V113H49ZM77 112H78L77 115H80V114H79V111H77ZM77 112L75 111V113H77ZM98 112L100 113L101 110L98 111ZM98 112H97V113H98ZM185 112H184V114H185ZM203 112H205V111H203ZM203 112H201V113H203ZM206 112H205V114H206ZM215 112L217 113V111H215ZM250 112H251V110H250ZM252 112H251V115H250L251 117H252ZM2 113L0 114L1 116H2ZM12 113H13V112H12ZM48 113L45 112V115H47ZM57 113H58V112H57ZM59 113H60V111H59ZM67 113H68V112H67ZM69 113L71 114V112H69ZM81 113H82V112H81ZM85 113H86V112H85ZM85 113L83 112V114H85ZM90 113H91V112H90ZM95 113H96V112H95ZM97 113H96V114H97ZM107 113H108V112H107ZM109 113H111V112H109ZM208 113H207V114H208ZM231 113H232V112H231ZM234 113H235V112H234ZM237 113H239L238 110H236V114H237ZM241 113H242V112H241ZM27 114H29V113H27ZM70 114H69V115H70ZM86 114H87V113H86ZM86 114H85V115H86ZM105 114H106V113H104V115H105ZM242 114H243V113H242ZM4 115H6V114L4 113ZM8 115H9V114H8ZM8 115H7V117H6V116H5V117H6L7 119H8V117L11 119V116H10V115L8 116ZM12 115H13L14 117H15V115L18 116L17 113H16V114H12ZM32 115H33V114H31V117H32ZM39 115H40V114H39ZM41 115H42V114H41ZM53 115H55V114H52V116H53ZM56 115H57V114H56ZM60 115H61V114H60ZM65 115H66V114H65ZM69 115H68V116H69ZM81 115H82V114H81ZM81 115L78 116V117H81ZM100 115H101V114H100ZM113 115H114V114H113ZM185 115H186V116L188 115L187 112H186ZM185 115H184V116L182 115V117L184 118V122H185V120L188 118L187 120L189 121V124H191V123H190V120H189V116H190V115H189L187 118H185ZM227 115H228V114H227ZM231 115H232V114H231ZM248 115H249V114H248ZM1 116H0V117H1ZM13 116H12V117H13ZM20 116H21V115H20ZM20 116H19V117H20ZM25 116L28 117V118L25 119V120H29V118H30L29 116H30V115H25ZM47 116H48V115H47ZM50 116H51V115H50ZM50 116H48V117L44 120V121H46L47 125L49 126V127H48L49 129H47V132H43V131H42L43 129H45V128H43V127L46 125V123H45V125H44L42 128H40V129H41V132H43V134L45 133V134H47V135L49 136L50 133H53V135L55 134V135L57 136V138H56V137L52 138V137H51L52 135H50V138H49V137H48V138L45 137L46 141L48 142L49 140H47V139H51V138H52L53 140L56 138L57 141H59L58 138H60V140H62V139L64 140V138H66V137H67L66 135H68V134H66V133L64 132V134H65L66 137L63 138L62 135L60 136V129H59V131H57V128H56L57 125H58V123L61 122V123H59V124H62V122H64V120L62 119L63 121H60V119H59V122L57 123L56 120L53 118V117H56V118H57V116H53V117H50ZM72 116H74V118H72V119H75V118H76V114H75V115H72ZM87 116H88V114H87ZM89 116H90V115H89ZM89 116H88V117H89ZM98 116H99V115H98ZM101 116L103 117V115H101ZM110 116H111V115L109 114L108 117L111 118ZM114 116H115V115H114ZM209 116L211 117L210 114H209ZM214 116H215V115H214ZM229 116H230V115H229ZM229 116H228V117H229ZM232 116H233V115H232ZM235 116H237V115H235ZM240 116H241V115H240ZM254 116H255V115H254ZM256 116H257V115H256ZM5 117H4V120H3V121H5ZM19 117H17V118H19ZM23 117H24V116H23ZM35 117H36V116H35ZM35 117H34V119H35ZM37 117H38V116H37ZM37 117H36V118H37ZM42 117H43V116H42ZM42 117H41V119H42ZM58 117H59V116H58ZM64 117H65V116H64ZM70 117H71V116H70ZM83 117H85V118H83ZM83 117H81V120L83 121V123L85 122L83 125H85V124H86V125H89L90 121L93 120V119L90 118V117H89V118H88V117L86 118V116H83ZM91 117H92V115H91ZM207 117H208V116H207ZM210 117H208V118H210ZM216 117H218V116H216ZM242 117H245V116L243 115ZM251 117H249V118L251 119ZM1 118H2V117H1ZM1 118H0V119H1ZM15 118H16V117H15ZM20 118H21V117H20ZM32 118H33V117H32ZM32 118H31V120H29V123L27 122V124H30V121H31V123H32ZM44 118H45V117H44ZM59 118H60V117H59ZM61 118H63L62 115H61ZM93 118H94V117H93ZM95 118H96V117H95ZM95 118H94L93 123L95 122ZM104 118H105V116H104ZM106 118H107V117H106ZM112 118H113V117H112ZM191 118H192V116H191ZM204 118L206 119V116H205ZM213 118H214V117H213ZM230 118H231V117H230ZM232 118H233V117H232ZM238 118H239V117H238ZM240 118H241V117H240ZM10 119H9V120H10ZM12 119H14V118H12ZM64 119H65V118H64ZM70 119H71V118H70ZM78 119H80V118H78ZM78 119H76V120H78ZM84 119H89V121L87 120L88 122H86V121H84ZM90 119H91V120H90ZM97 119H98V118H97ZM100 119H102V118H99V120H100ZM114 119H115V118H114ZM118 119H119V118H118ZM127 119H128V118H127ZM130 119H131V118H130ZM138 119H139V118H138ZM215 119H216V118H215ZM223 119H225V118H223ZM23 120H24V119H23ZM37 120H39V119H37ZM57 120H58V118H57ZM66 120H67V118L65 119V121H66ZM81 120H79V121L82 123ZM102 120H103V119H102ZM123 120H124V119H123ZM187 120H186V121H187ZM234 120L236 121V117H235ZM237 120H238V119H237ZM10 121H11V120H10ZM14 121H15V120H14ZM97 121H98V120H97ZM108 121H109L108 123H109V125H110V122H111L112 120H111V121L108 120ZM115 121H116V120L112 121V123H113L114 125H115V123H116ZM120 121H121V120H120ZM130 121H132V120H130ZM130 121H129V122H130ZM138 121H139V120H138ZM138 121H136V123H137ZM225 121H227V120H225ZM229 121H230V120H229ZM240 121H241V120H240ZM16 122H18V120H17ZM19 122H20V121H19ZM21 122H22V119H21ZM23 122H24V121H23ZM35 122H36V121L34 120L33 123L36 125ZM42 122H43V121H42ZM42 122H40V123H42ZM74 122H75V121H74ZM98 122H100V121H98ZM101 122H102V121H101ZM104 122H105V121H104ZM114 122H115V123H114ZM121 122H122V121H121ZM121 122H119V123H121ZM126 122H128V121H126ZM146 122H147V120H146ZM148 122H150V121H148ZM236 122H237V121H236ZM241 122H242V121H241ZM3 123H4V122H3ZM8 123H9V121H7V124H8ZM43 123H44V122H43ZM64 123H65V122H64ZM66 123H67V121H66ZM72 123H73V122H72ZM93 123H90V125H91V124L93 125ZM108 123H106V124H108ZM132 123H133V122H132ZM132 123H131V125H132ZM134 123H135V122H134ZM136 123H135V125H132V126H136ZM138 123H140V121H139ZM187 123H188V122H187ZM238 123H239V122H238ZM243 123H244V122H243ZM246 123H247V125H248V118H247V122H246ZM4 124H6V122H5ZM4 124H2V126H3ZM11 124H13V120H12V123H11ZM21 124H22V123H21ZM21 124L19 123V124H17V125H20V128L22 129ZM24 124H25V123H24ZM27 124H25V126H26L25 128H27V126H28ZM37 124H38V122H37ZM69 124H71V121H70ZM76 124H77V122H76ZM76 124H74V125H76ZM94 124H95V123H94ZM117 124H118V120H117ZM123 124H124V122H123ZM123 124H122V126H120V127H122V129H123V126H124V128H125L126 130L129 129V128H131V127L126 128V125H123ZM128 124H129V123H128ZM143 124H144V123H142V125H143ZM224 124H225V122H224ZM224 124H223V125H224ZM229 124H231V122H230ZM233 124H234V123H233ZM8 125H10V123H9ZM13 125H14V124H13ZM17 125H15V127H16ZM30 125H31V124H30ZM30 125H29V126H30ZM32 125H33V124H32ZM63 125H64V126H65V125L67 126V124H63ZM78 125H79V124H78ZM78 125H76V126H78ZM80 125H82V124H80ZM83 125H82V126H83ZM92 125H91V126H92ZM114 125H113V126L111 125L112 128L114 127ZM119 125H121V124H119ZM119 125H117V127H118ZM139 125H140V124H139ZM139 125L137 124L138 127H139ZM185 125H186V124H185ZM226 125H227V124H226ZM237 125H238V124H237ZM249 125H250V124H249ZM249 125H248V126H249ZM6 126H7V125H6ZM11 126H12V125H11ZM50 126H51V128H50ZM55 126H56V127H55ZM60 126H61V125H60ZM66 126H65V127H66ZM69 126H70V125H69ZM72 126H73V125H72ZM91 126H86V127H85V131H86V128H88V127L90 128ZM94 126H96V124H95ZM99 126H100V124H98V127H99ZM101 126L103 127V125H101ZM101 126H100V128H101ZM104 126H106V125H104ZM128 126H129V125H128ZM137 126H136V128H137ZM187 126H188V124H187ZM227 126H228V125H227ZM238 126H239V125H238ZM8 127H10V126H8ZM18 127H19V126H18ZM30 127H31V126H30ZM30 127H29V128H30ZM33 127H34V126H33ZM33 127H32V128H33ZM38 127H41V124H40ZM46 127H47V126H46ZM70 127H71V126H70ZM73 127H74V126H73ZM73 127H71V129H72ZM78 127H79V126H78ZM98 127L96 126V129H97ZM106 127H107V126H106ZM230 127H231V126H229L228 128H229L230 130H232V128H230ZM235 127L237 128V126H235ZM239 127H241V126H239ZM254 127H255V126H254ZM4 128H5V127H3V129H4ZM6 128H7V127H6ZM16 128H17V127H16ZM20 128H19V129H20ZM67 128H68V127H66L65 129H67ZM82 128H83V127H82ZM115 128H116V127H115ZM132 128H133V127H132ZM134 128H135V127H134ZM134 128H133V129H134ZM233 128H234V127H233ZM1 129H2V128H1V124H0V130H1ZM3 129H2V130H3ZM17 129H18V128H17ZM19 129H18V130H19ZM34 129H36V128H34ZM38 129H39V128H38ZM61 129H63V127H61ZM68 129H70V128H68ZM68 129H67V131H68ZM73 129H74V128H73ZM73 129H72V130H73ZM79 129H81V126H80ZM83 129H84V128H83ZM83 129H81V131H82ZM94 129H95V127H94ZM94 129H93V126H92V129H90V132H91V130H92V131H94V133H95V130H96V129H95V130H94ZM98 129H99V128H98ZM102 129H103V128H102ZM105 129H106V128H105ZM120 129H121V128H120ZM120 129H118V130L120 131ZM133 129H132V130H133ZM190 129H191V128H190ZM190 129H189V130H190ZM237 129H238V128H237ZM242 129H243V128L241 127V130H242ZM2 130H1V132H3V131L5 132L6 129L3 130V131H2ZM12 130H13L14 132L16 131V130H14L13 126H12ZM18 130H17V131H18ZM22 130H23V129H22ZM27 130H29L28 132H30V129H27ZM74 130H75V129H74ZM74 130H73V131H74ZM77 130H78V129H77ZM103 130H104V129H103ZM107 130H109V128H108ZM110 130H111V127H110ZM112 130L115 131L114 128H113ZM116 130H117V129H116ZM129 130H130V129H129ZM135 130H136V129H134V131H135ZM138 130H139V129H138ZM233 130H234V129H233ZM239 130H240V128H239ZM241 130H240V131H241ZM254 130H256V129L254 128ZM13 131H12V133H13ZM36 131H37V130H35L34 133H36ZM98 131H99V130H98ZM101 131H102V130H101ZM119 131H118V132H119ZM123 131H124V129H123ZM123 131H122V132H123ZM130 131H131V130H130ZM130 131H129V132H130ZM136 131H137V130H136ZM245 131H247V130L245 129ZM1 132H0V134H1ZM4 132H3V133H4ZM6 132L8 133V131H6ZM9 132H10V130H9ZM19 132H20V131H19ZM21 132H22V133H25V132H27V131H25V132L21 131ZM21 132H20V133H21ZM41 132H40V133H37V135H38V134H41ZM62 132H63V131H62ZM71 132H72V131H71ZM71 132H69V133H71ZM75 132H76V131H75ZM78 132H79V130H78ZM83 132H84V131H83ZM87 132H88V130H87ZM126 132H128V131H125V134H126ZM129 132H128V133H129ZM131 132H133V131H131ZM230 132H231V131H230ZM234 132H236V129H235ZM242 132H243V131H242ZM249 132H250V131H249ZM255 132H256V131H255ZM257 132H258V131H257ZM3 133H2V134H3ZM72 133H74V132H72ZM85 133H86V132H85ZM97 133H98V134H101V135H105V136H102V137H101V138L105 137V138H103V139L105 140V144H106V143L108 144V142L111 141L108 137H106L107 134H102V132H100V133L97 132ZM97 133L95 134V137H96L95 139L99 138L100 140L97 141V142H99L100 145H101L102 140H101V138L99 137V136H101V135H97ZM105 133H106V132H105ZM115 133H117V131H116ZM120 133H121V132H119V134H120ZM133 133H134V132H133ZM135 133H137V132H135ZM238 133H239V132H238ZM243 133H244V132H243ZM243 133H242V134H243ZM247 133H248V131H247ZM247 133H246V134H247ZM10 134H11V133H10ZM18 134H19V133H18ZM18 134H16V135L18 136ZM25 134H26V133H25ZM25 134H24V136H21V134H19V136H21V139H22V137H24L23 139L26 138V140H28V139H30V138L33 140L34 138H35V139L37 138V136H35V135L33 134V132H31V134L34 135V138H32V137H28V139H27V135H25ZM28 134H29V136L31 135L30 133H28ZM43 134H42V135H43ZM45 134H44V135H45ZM77 134H79V133H76V136H78ZM80 134H83V133H80ZM87 134H90V133H87ZM112 134H113V131H112ZM112 134H108V135H112ZM119 134H118V135H119ZM234 134H235V133H234ZM252 134H253V133H252ZM261 134H262V133H261ZM5 135H6V134H5ZM8 135H9V134H8ZM8 135H7V136H8ZM14 135H15V133H14ZM16 135H15V136H16ZM44 135H43V136H44ZM72 135H73V134H72ZM72 135H70V136L67 137L66 139H71V136H72ZM74 135H75V134H74ZM83 135H84V134H83ZM96 135H97L98 137H97ZM114 135L116 136V134H113L111 137L113 138ZM121 135H122V133H121ZM123 135H124V133H123ZM123 135H122L121 138H123ZM127 135H128V134H127ZM131 135H132V134H131ZM136 135H138V134H136ZM247 135H248V134H247ZM255 135H256V134H255ZM257 135H258V133H257ZM2 136H4V135H2ZM12 136H13V134L11 135V137H12ZM15 136H14V138L12 137L11 140H12V139H13V140H14V139L16 140V137H17V136H16V137H15ZM25 136H26V137H25ZM81 136H82V135H81ZM81 136H80V137L78 136L80 140H81ZM84 136H85V135H84ZM84 136L82 137L83 139H84ZM86 136H87V135H86ZM90 136H92V134H91ZM133 136H134V134H133ZM187 136H188V133H187ZM232 136H233V135H232ZM232 136H231V137H232ZM243 136H244V134H243ZM40 137H41V135H40ZM40 137L37 138V139H40ZM61 137H62V138H61ZM74 137H75V136H74ZM78 137H76V138H73V137H72V139H77ZM93 137H94V136H93ZM119 137H120V136H119ZM119 137H117V139H119ZM234 137H235V136H233V139H234ZM241 137H242V135H241ZM245 137H246V136H245ZM251 137H252V136H251ZM256 137H257V136H256ZM256 137H255V138H256ZM2 138L5 139V140H6L7 138L10 139L9 136H8V137H1V136H0V139H2ZM42 138H43V137H42ZM86 138H88V137H86ZM90 138H91V140H90ZM106 138H108V139H106ZM121 138H120V139H121ZM124 138H125V137H124ZM129 138H130V139H131V138H132V139H133V138H137V139H138V136H137V137H129ZM129 138H127V139L130 140ZM235 138H236V137H235ZM237 138H239V136H238ZM237 138H236V139H237ZM247 138H248V137H247ZM257 138H259V140H260L261 138H263V136H262V137L259 136V137H257ZM257 138H256V139H257ZM17 139H20V138L18 137ZM37 139H36V140H37ZM45 139L42 140L43 143H45V142H44ZM66 139H65V140H66ZM117 139H116V140H117ZM127 139H125V141H126ZM139 139H140V137H139ZM231 139H232V138H231ZM248 139H249V138H248ZM250 139H254V138L252 137V138H250ZM263 139H264V138H263ZM11 140H9V141H11ZM84 140H85V139H84ZM89 140H90V141H93L94 138H93V140H92V137H89ZM89 140H86V142H88ZM106 140H110V141L106 142ZM227 140H228V139H227ZM229 140H230V139H229ZM238 140H240V138H239ZM241 140H242V138H241ZM257 140H258V139H257ZM257 140L255 141L256 143H257ZM9 141L7 142V144L10 143ZM18 141H19V140H18ZM34 141H35V140L32 141V144H31V142H29V143H30L31 145L34 144V146H36L35 143H34ZM74 141H75V140H74ZM100 141H101V142H100ZM117 141H118V142H116V143H115V142H112V143H115V144L120 143V145H122V143H124L123 141H122V143L119 142V140H117ZM134 141L136 142V139L133 140V141L131 140V143L134 142ZM244 141H245V139H244ZM251 141H252V140H251ZM11 142H12V141H11ZM21 142H22V144L24 143L22 140H21ZM21 142H20V143H21ZM26 142H27V141H26ZM36 142H38V141H36ZM54 142H55V140H54ZM54 142H53V143H54ZM72 142H73V141H72ZM72 142L70 141L71 144H72ZM75 142H77V141H75ZM80 142H81V141H80ZM93 142H94V141H93ZM129 142H130V141H129ZM137 142H138V141H137ZM137 142H136V143H137ZM1 143H2V142H1ZM13 143H14V142H12V144H13ZM27 143H28V142H27ZM27 143H26V144H27ZM43 143H42V144H43ZM49 143H50V141H49ZM53 143H51V144H53ZM56 143H57V142H56ZM62 143H63V141H62ZM62 143H61V141L58 142V144H62ZM78 143H79V142H77V144H78ZM82 143H84V142H82ZM82 143H79V145L82 144ZM89 143H90V142H89ZM95 143H96V142H95ZM103 143H104V141L102 142V145H103ZM126 143H127V141H126ZM229 143H230V144H229L230 147H233V149H235L234 146H236V145L233 144L234 141H233V143H232V142H229ZM231 143L233 144V146H232ZM240 143H242V142L240 141ZM247 143H249V142H246V141H245V144H247ZM260 143H261V144L263 145V147H264V142H263V143H262V142H259V144H260ZM3 144H4V143H3ZM17 144H18V143H17ZM24 144H25V143H24ZM26 144H25L24 146H26ZM36 144H37V143H36ZM54 144H55V143H54ZM54 144H53V145H54ZM64 144H65V143H64ZM66 144H67V146H65V147L68 148V140H67V143H66ZM73 144H74V143H73ZM75 144H76V143H75ZM87 144H88V143H87ZM96 144H97V147H98L99 144H98V143H96ZM105 144H104V145H105ZM109 144H111V142H110ZM109 144H108V146H107L108 148L111 147V145H112V144H111V145L109 146ZM115 144H114L113 146H115ZM124 144H125V143H124ZM127 144H128V143H127ZM127 144H126V145H127ZM243 144H244V143H243ZM253 144H254V143H253ZM259 144L257 143L258 146H261V147H262V145H259ZM1 145H2V144H1ZM1 145H0V146H1ZM4 145H5V144H4ZM28 145H29V144H28ZM28 145H27V146H28ZM44 145H45V144H44ZM48 145H50V144H48ZM56 145H57V144H56ZM89 145H90V144H89ZM94 145H95V144H94ZM102 145H101V146H102ZM104 145H103V146H104ZM126 145H125V146H126ZM136 145H138V144H135V146H134V145H133V146L136 148ZM238 145H239V144H238ZM238 145H237L236 147H238ZM254 145H256V144H254ZM6 146H7V145H6ZM6 146H5V147H6ZM9 146H10V145H9ZM13 146H14V145H13ZM18 146H20V144H19ZM38 146H39V145H38ZM40 146H41V145H40ZM40 146H39V147H40ZM45 146L47 147V145H45ZM59 146H61V145H59ZM63 146H64V145H63ZM63 146H62V147H63ZM76 146H77V145H76ZM82 146H84V145H82ZM85 146H86V143H85ZM85 146H84V150H85ZM91 146H93V145H91ZM103 146H102L101 148H103ZM239 146H240V145H239ZM7 147H8V146H7ZM7 147H6V148H7ZM16 147H17V146L13 147V149H15ZM20 147H21V150H20L21 152H22V150H25V149H26V148H25V149H22V148H23V145L20 146ZM39 147H38V148H39ZM52 147L55 148V146H52ZM56 147H57V149L60 148V147L58 148V146H56ZM65 147H64L63 149H65ZM69 147L72 148V146H70V144H69ZM78 147H79V146H78ZM78 147H77V150H79ZM89 147H90V146H89ZM93 147H94V146H93ZM93 147H92V148H93ZM97 147H95V148L97 149ZM104 147H106V146H104ZM117 147H119V144H117ZM120 147H121V146H120ZM128 147H129V146H128ZM185 147H186V148H187V147H190V146L187 144L186 141H185V144H184V146H183L182 148H180V145H178V148H174V150H173V155H172V156H168L166 152L164 153L165 150H164L163 147H162V148H159V150L156 151V152L154 151V153H151V154L146 155L145 153H147V151H149L150 149L147 150V148L145 147V149H146L147 151H146L145 153L142 152V153H144L145 156H146L145 160H144V158H143V163L141 162V159H142V157H143V154H141L142 157L139 156V157H141V159H140V162H141V163L138 164V162H135V160H134V158H133V159H131V161H130V162H132V161L135 162V164L131 163V164H133V167H132V166L129 164L130 162H129L128 158H127L128 161H127V160H125V161H126V162H127L132 168H129V167H128V168H125V167H124V165L126 164L125 161H124V165H123V167H124L125 169H127V170H128V169H131L132 172H133V175H134V173L138 172V170L141 172L140 169H141V166H142V169H144V171H142V173H143V174L145 173V178H143L144 176H143V177L141 176L140 178H141V179H142V178L145 179V182H146V185H147V189H146V192H145V193H147V194H144V195L147 196V197L150 196V193H149L150 190H154V191H155L156 189H163V188H165V187L169 188V190L174 189L175 191H171V193L174 194V195H179V194L182 195L183 192L181 193L180 190H183V189H185V188L188 187V186H190V187H193V186H194V184H193V183L188 179V177L186 176V172H187V170H191V168H193V166H194V163H193V158H194V157H193V156H196L197 160L199 159V162L202 163V166H204L205 164H206V165L209 164V161L203 162V160H201L202 158H199V157H200V153H201V151H199V149H198L199 152H196V151H197L196 147H193V148H195V150H193V152H192L193 154L190 153V154L188 155V153H189L190 150H192V149L190 148L189 151L186 153L187 150L185 149ZM230 147L228 146V149H230ZM3 148H4V147H3ZM3 148H2V150H3ZM6 148H4V149H6ZM33 148H34V147H33ZM38 148H35L34 151H36V149H38ZM42 148H44V146H43ZM47 148H48V147H47ZM75 148H76V147H75ZM75 148H73L74 150L71 149L72 152L75 151ZM95 148H94V149H95ZM112 148H114V147H112ZM112 148H109V149H112ZM122 148L124 149L123 145H122ZM122 148H121V150H122ZM126 148H127V147H126ZM225 148H227V147L225 146ZM239 148H240V147H239ZM239 148H238V149H239ZM254 148H255L254 150L257 149L256 147H254ZM258 148H259V147H258ZM0 149H1V148H0ZM13 149H12V150H13ZM30 149H31V148H30ZM44 149H45V148H44ZM86 149H87V151H88V148H87V147H86ZM115 149H116V147H115ZM129 149H130V148H129ZM137 149H138V148H137ZM145 149H143V150L145 151ZM160 149H162V150H164V151H162V150H160ZM200 149H201V148H200ZM228 149H226V150H228ZM248 149H249V148H248ZM251 149H252V148H251ZM260 149H261V148H259V150H260ZM8 150H9V149H7V151H8ZM12 150H10V151H12ZM26 150H27V149H26ZM41 150H43V149H41ZM71 150H70V151L68 150V151H69V155L71 154V153H70ZM89 150H91V147H90ZM92 150H93V149H92ZM116 150H118V151H117L118 154H120V153L122 152V151H119V149H116ZM125 150H127V149H125ZM130 150H132V149H130ZM153 150H154V149H153ZM185 150H186V151H185ZM201 150H202V149H201ZM213 150H214V148H213ZM235 150H236V149H235ZM257 150H258V149H257ZM259 150H258V151H259ZM7 151L5 150V152H7ZM16 151H17V150H16ZM28 151H29V150H28ZM32 151H33V150H32ZM32 151H31V152H32ZM34 151H33V152H34ZM53 151H54V149H53ZM60 151H61V150H60ZM60 151L58 150V153H59ZM68 151H66V152H68ZM81 151H82V150H81ZM85 151H86V150H85ZM87 151L85 152L86 154H87ZM127 151H129V150H127ZM134 151H136V150H134ZM141 151H142V150H141ZM228 151H229V150H228ZM230 151H232V148H231ZM237 151H238V152H239V151L241 152L242 149H241V150H237ZM247 151H248V150H247ZM251 151H252V150H251ZM8 152H9V151H8ZM12 152H14V154H16L15 151H12ZM12 152H10V153H12ZM21 152H20V153H21ZM37 152H39V150H37ZM42 152H48V151H47V149H46V151L44 150V151H42ZM63 152H64V151H63ZM63 152H62V153H63ZM66 152H65V154L68 155ZM78 152H80V151H78ZM98 152H103V151H100V150H99ZM104 152H106V151L104 150ZM112 152H115V151H112ZM117 152H115V153H117ZM119 152H120V153H119ZM123 152H124V151H123ZM123 152H122V153H123ZM138 152H139V151H138ZM149 152H150V151H149ZM238 152H237L236 154H238ZM254 152H255V154H253ZM254 152H252V154H251V155H253L254 157H253V160H252V163H251L252 165H251L250 169H252L253 166H254V168H255V167H256V168L258 167L260 171H257V170H258V169H257L256 172H259V173L261 172L262 175H263V174H264V162H263V160H262L263 158L258 159L259 157H262V156L260 155V156L257 158L258 154H256V153H257L256 151H254ZM260 152H263V153H264V148H262L258 153H260ZM0 153H1V152H0ZM18 153H19V152H17V154H18ZM20 153H19V155H20ZM39 153H40V152H39ZM49 153H50V151H49ZM80 153H81V152H80ZM91 153H94V152L91 151ZM122 153H121V155L124 154V156H125V153H126V152H124L123 154H122ZM133 153H134V152H133ZM232 153H233V152H232ZM241 153H242V157H243V158L240 156L241 154H240V155L238 154L239 157L237 158V155H234V156H236V158H235V159L232 158L233 160L231 159V161L234 162L236 159H237V161H238V159L241 157L242 159L240 158V160H239L240 162L238 161V162L240 163V165H242L241 160H245V162H247L249 157H248V158L246 157V159H247V161H246V159H244V156H243V155H244V151L241 152ZM245 153H246V154H245V156H246V155H247V152H245ZM250 153H251V152H250ZM250 153H249V151H248V154H250ZM21 154H22V153H21ZM23 154H24V153H23ZM23 154H22V155H23ZM26 154H27V157H26L25 159L22 157V155L20 156L21 159L23 158L22 160H26V159L30 156V154H32V153H29V152H28V153H25V155H26ZM28 154H29V156H28ZM34 154H36V153L34 152ZM55 154H56V153H55ZM74 154H75V153H74ZM86 154H85V156L87 157V155H89V158H90V155H92V154H87V155H86ZM98 154H99V153H98ZM106 154H107V153H106ZM112 154H114V153H112ZM112 154H111V153L109 154L110 157H111ZM134 154H135V153H134ZM260 154H261V153H260ZM9 155H10V154H9ZM37 155H39V154H36L35 159L37 158ZM41 155H42V157H44L43 153H42ZM41 155H40V156H41ZM60 155L62 156L61 153L56 155V156H58V157H57L58 160H59V156H60ZM75 155H76V154H75ZM82 155H83V152H82ZM128 155H131V154H128ZM128 155H127V156H128ZM138 155H139V154H138ZM138 155H137V157H138ZM190 155H191V156H190ZM251 155H250V157H251ZM3 156H4V152H3ZM3 156H2V157H3ZM5 156H6V155H5ZM10 156H12V154H11ZM23 156H24V155H23ZM46 156H47V155H46ZM48 156H49V155H48ZM73 156H74V155H73ZM77 156H78V154H77ZM98 156H100V157L103 158L102 155H98ZM98 156H97V157H98ZM115 156L117 157L116 154H115ZM115 156H114V157H115ZM255 156H256V157H255ZM263 156H264V154H263ZM14 157H15V155H14ZM14 157H13V158H14ZM64 157H66V156H64ZM70 157H71V156H70ZM78 157H79V156H78ZM105 157H106V155H105ZM114 157L112 156V158H114ZM129 157H130V156H129ZM132 157H133V156H132ZM134 157H135V155H134ZM189 157H191V158H189ZM192 157H193V158H192ZM16 158H17V157H16ZM39 158H40V157H39ZM48 158H49V157H48ZM52 158H53V157H52ZM67 158H69V157L67 156L66 159H67ZM74 158H75V157H74ZM89 158H87V159H88V162H86L87 164L89 163ZM94 158H96V156H94ZM122 158H123V156H122ZM124 158H126V157H124ZM124 158H123V159H124ZM130 158H131V157H130ZM130 158H129V159H130ZM196 158H194V159H196ZM256 158H257L258 160H256ZM0 159H1V158H0ZM2 159H3V158H2ZM4 159H7V158L4 157ZM10 159H11V158H10ZM10 159H8V160L5 161V162H7V165L11 164V163L9 162ZM28 159L30 160V157H29ZM28 159H27V161H29ZM33 159H34V158H32V160H33ZM45 159H46V158H45ZM72 159H73V158H72ZM77 159H78V158H77ZM82 159H84V158L82 157ZM99 159H101V158H99ZM104 159H105V158H104ZM106 159H107V158H106ZM115 159H116V158H114L113 161H115ZM118 159L120 160L119 157H118ZM251 159H252V157H251ZM16 160H18V159H16ZM42 160L44 161L43 158H42ZM55 160H56V159H55ZM60 160H61V162H62L63 158H62V159L60 158ZM67 160H68V159H67ZM69 160H70V158H69ZM74 160H75V159H74ZM84 160H86V158H85ZM91 160H92V159H91ZM94 160H95V159H94ZM116 160H117V159H116ZM12 161H14V159H13ZM19 161H20V163H21V160H20V159H19ZM45 161H47V160H45ZM50 161H51V160H50ZM50 161H48V162H50ZM52 161H53V159H52ZM75 161H76V160H75ZM86 161H87V160H86ZM98 161H100V160H98ZM98 161H96V162H98ZM105 161H106V160H104V162H105ZM122 161H123V160L121 159V162H120V163H122ZM237 161H235V163H237ZM250 161H251V160H250ZM250 161L247 162V165H248V163H249ZM1 162H3V164L1 163L2 166H3V165H4V161L1 160ZM16 162H17V161H16ZM23 162H24V161H23ZM34 162H35V161H34ZM39 162H40V160H39ZM58 162H59V161H58ZM58 162H57V163H58ZM63 162H64V161H63ZM63 162H62V164H63ZM90 162H91V161H90ZM94 162H95V161H94ZM108 162H109V160H108ZM195 162H196V160H195ZM212 162H213V160H212ZM243 162H244V161H243ZM245 162H244V165H246ZM8 163H9V164H8ZM20 163H19V164H20ZM32 163H33V162H32ZM32 163H31V164H32ZM51 163H53V162H51ZM54 163H55V162H54ZM74 163H75V162H74ZM79 163H80V161H79ZM82 163H83V161H82ZM91 163H92V162H91ZM102 163H103V160H102ZM115 163H116V162H115ZM118 163H119V162H117L116 165H119ZM200 163H199V164H200ZM203 163H205V164L203 165ZM215 163H216V162H215ZM215 163H213V164H215ZM235 163H234V164H235ZM13 164H16V163L14 162ZM55 164H56V163H55ZM70 164H72V163H70ZM84 164H85V163H84ZM87 164H86V165H87ZM94 164H95V163H94ZM97 164H98V163H97ZM100 164H101V162H100ZM128 164H126V165H128ZM195 164H197V162H196ZM199 164H198V165H199ZM234 164H232V166H235ZM249 164H250V163H249ZM16 165H17V164H16ZM21 165H22V164H21ZM47 165H48V163H47ZM64 165H66L65 162H64L63 166H64ZM80 165H81V164H80ZM105 165H107V163H106ZM108 165H110V166L113 165V164L111 165V159H110V164H108ZM129 165H128V166H129ZM18 166H20V165H18ZM50 166H52V164H51ZM56 166H57V169H58L59 165L56 164ZM56 166L53 165V167H56ZM63 166H62V167H63ZM68 166H69V161H68ZM68 166H67V167H68ZM76 166L78 167L79 165H76ZM76 166H75V167H76ZM84 166H85V165H84ZM91 166H92V165H91ZM101 166H102V165H101ZM202 166L200 165L199 167H202ZM236 166H238L239 168L236 167ZM236 166H235V167L238 168L239 171L242 170V168L246 167V166H243V167H242V166H239V165H236ZM4 167H6V166H3V168H4ZM10 167H12V166H10ZM16 167H17V166H16ZM26 167H27V166H26ZM48 167H49V166H47V168H48ZM71 167H72V166H71ZM81 167H83V166L81 165ZM87 167H88V166H87ZM89 167H90V165H89ZM89 167H88V168H89ZM94 167H95V166H94ZM113 167L115 168L114 165H113ZM139 167H140V168H139ZM195 167H196V166H195ZM197 167H198V166H197ZM235 167H234V168H235ZM240 167H242V168L240 169ZM22 168H23V170H24L25 166L22 167ZM47 168H46V169H47ZM59 168H60V167H59ZM92 168H93V167H92ZM107 168H108V167H106V169H107ZM110 168H111V167H110ZM124 168H123V169H124ZM246 168H247V167H246ZM246 168H244V169L241 171V172H243V175H245V177H246V175L248 176L249 174L252 175L251 171H250V173L248 172V171H249V170H248L249 168L247 169V174H245V173H246V170H245ZM0 169H1V166H0ZM13 169H14V170H13ZM15 169H16V168H13V167H12V169H10V170H11V172H10L9 169L7 168L8 172H10V173H12V170H13V171H16ZM20 169H21V168H20ZM20 169H19V170H20ZM60 169H61V168H60ZM64 169H65V168H64ZM64 169H63V170H64ZM70 169H73V167L70 168ZM74 169H77V168H74ZM93 169H94V168H93ZM98 169H99V167H98ZM101 169H102V167H100L99 170H101ZM104 169H105V168H104ZM108 169H109V168H108ZM108 169H107L106 171H108ZM121 169H122V168H120V170H121ZM125 169H124V170H125ZM177 169H180V170H181V175H178V174L175 173V171H176ZM238 169H236V171H235V169H234V171L237 173V170H238ZM2 170H3V169H2ZM2 170H1V171H2ZM4 170H6V168H4ZM19 170H17V173H20ZM25 170L27 171V168H26ZM47 170H48V169H47ZM50 170H51V168H50ZM86 170H87V168H86ZM94 170H95V169H94ZM115 170H116V169H115ZM127 170H126V171H127ZM131 170H130V171H131ZM244 170H245V172H244ZM26 171H25V172H26ZM52 171H53V170H52ZM55 171H56V169H55ZM60 171H61V170H60ZM73 171H74V170H73ZM77 171H79V170H77ZM77 171H75V174H78ZM82 171H83V169H82ZM91 171H92V170H91ZM96 171H97V169H96ZM101 171H102V170H101ZM106 171H105V172H106ZM121 171H122V170H121ZM134 171H136V172H134ZM191 171H192V170H191ZM232 171H233V168L231 169V166H230V168L228 169V172H230V174H233V177H234V178H235V177H236L237 179H239V177L241 178V175H242V174L236 176L237 174H240V172L237 173V174L235 173V176H234V171H233V173H231ZM8 172H7V173H8ZM48 172H49V171H48ZM50 172H51V171H50ZM56 172L58 173V172H59V169H58V171H56ZM67 172H68V171H67ZM70 172H72V170H71ZM88 172H90V171H88ZM97 172H98V171H97ZM102 172H104V170H103ZM109 172H110V169H109ZM119 172H120V171H119ZM122 172H123V171H122ZM189 172H190V171H189ZM252 172L255 173V172L253 171V169H252ZM0 173H1V172H0ZM3 173H4V172H3ZM5 173H6V171H5ZM10 173H9V176H13V175H12L13 173H12L11 175H10ZM15 173H16V172H15ZM17 173H16V174H17ZM22 173H23V172H22ZM51 173H52V172H51ZM51 173H50V174H51ZM92 173L94 174V172H92ZM110 173H112V172H110ZM113 173H116V172H113ZM113 173H112V174H113ZM129 173H131V172H128V175H129ZM138 173H139V172H138ZM142 173H141V175H143ZM25 174H26V173H25ZM47 174H49V173H47ZM54 174H55V173H54ZM54 174H52V176H53ZM68 174H69V172H68ZM71 174H72V173H71ZM71 174H70V175H71ZM85 174H86V173H85ZM85 174H84V175H85ZM87 174H88V173H87ZM100 174H101V172H100ZM106 174H107V173H106ZM118 174H120V173H118ZM131 174H132V173H131ZM136 174H137V173H136ZM228 174H229V173H228ZM1 175H2V174H1ZM1 175H0V177H1ZM5 175H6V178H8V175H7V174H5ZM18 175H22V176H24L23 174H18ZM18 175H15V176H17V178H18V177H19ZM26 175H27V174H26ZM26 175H25V176H26ZM56 175H57V174H56ZM62 175H65V177H66V174H65V173H63ZM82 175H83V172H82ZM84 175H83V176H84ZM90 175H91V174H90ZM90 175H86V176H90ZM101 175H102V174H101ZM109 175H110V174H109ZM116 175H117V174H116ZM251 175L248 176L251 180H248V178H247L248 183H249V181L252 182V179H253V176H254V175H252V176H251ZM259 175H260V174H259ZM59 176H60V175H59ZM73 176H74V175H73ZM79 176H81V173H79ZM79 176H78V178H79ZM130 176H131V175H130ZM231 176H232V175H231ZM231 176H230V177H231ZM250 176H251V177H250ZM257 176H258V174H257ZM263 176H264V175H263ZM263 176L260 177L262 181H261L259 178H257L258 181L254 179L255 182H253L252 184L249 183L250 185H244L243 187L240 186L241 188H239V187H237V186H236V187L234 186V183H235V182H233V177H231L232 179L229 178V181L227 182V183L229 184V185H227V188L225 189V187H223L225 191H221V190H220V194H221V195H224L225 197H227L228 202H229V209H230V211L233 210L232 212H234V214H236L237 220L239 219L238 221L240 222L239 224H241V221H243L242 219H243L244 215H247V216L252 215V216H253V218H252V220H251V221H253L252 225L255 224V226H256V224L259 223V219L262 218V217H259V216H261V213H263L262 215H264V180H263L264 178H263ZM3 177H4V176H3ZM49 177H50V175H49ZM49 177H47V178H49ZM60 177H61V176H60ZM74 177H75V176H74ZM96 177H98V176H96ZM99 177H100V176H99ZM99 177H98V178H99ZM105 177H106V175H105ZM125 177H127V176H125ZM138 177H139V175H138ZM138 177H137V178H138ZM255 177H256V176H255ZM255 177H254V178H255ZM9 178H11V177H9ZM9 178H8V182H9ZM13 178H14V177H13ZM22 178H25V177H22ZM47 178H46L47 181H48V180L51 181V179H47ZM51 178H52V177H51ZM57 178H58V176H57ZM63 178H64V177H63ZM71 178H72V177H71ZM71 178H70V179H71ZM81 178H83V177L81 176ZM84 178H86V177H84ZM100 178H101V177H100ZM102 178L104 179V177H102ZM111 178H112V176H111ZM113 178H115V177H113ZM121 178H122V177H120V179H121ZM127 178H128V177H127ZM129 178H131V177H129ZM135 178H136V177H135ZM20 179H21V176H20ZM55 179H56V177H55ZM59 179H60V178H59ZM70 179H69V180H70ZM72 179H73V178H72ZM96 179H97V178H96ZM105 179H106V178H105ZM122 179H123V178H122ZM56 180H57V179H56ZM63 180H64V179H63ZM75 180H76V178H75ZM108 180H109V179H108ZM123 180L125 181V179H123ZM133 180H134V179H133ZM259 180H260V182H259ZM13 181H14V180H13ZM13 181H12V182H13ZM23 181H24V180H23ZM54 181H55V180H54ZM61 181H62V180H61ZM64 181H65V180H64ZM66 181H67V180H66ZM70 181H71V180H70ZM70 181H69V182H70ZM115 181H116V180H115ZM117 181H118V179H117ZM117 181H116V182H117ZM129 181H130V180H129ZM139 181L141 182V180H139ZM231 181H232L233 183H232ZM234 181H236V180L234 179ZM256 181H257V182H256ZM2 182H3V185H4V182H7V181H5V180L3 179ZM10 182H11V180H10ZM10 182H9V183H10ZM19 182H20V180L17 182L18 185H19V186H18V185H17V186H18V187H21L20 184H19ZM25 182H26V181H25ZM25 182H24V183H25ZM45 182H46V181H45ZM51 182H52V181H51ZM58 182H60V181H58ZM67 182H68V181H67ZM67 182H66V183H67ZM109 182H110V180H109ZM109 182L107 181V183H109ZM121 182H123V181L121 180ZM130 182H131V181H130ZM130 182H129V184H132V183H130ZM136 182H137V181H136ZM142 182L144 183L143 180H142ZM142 182H141V185H142V189H141V190L144 191L145 189L143 188V185H145V183L143 184ZM164 182H165V183H164ZM230 182H231V185H230ZM236 182H237V181H236ZM21 183H23V182H21ZM24 183H23V184H24ZM49 183H50V182H48L46 185H47V186L50 185ZM101 183H102V181H101ZM105 183H106V182H105ZM107 183H106V185H108ZM110 183H112V180H111ZM113 183H114V182H113ZM126 183H127V181H126ZM134 183H135V182H134ZM227 183H226V184H227ZM0 184H1V182H0ZM13 184H16V180H15V182H14ZM58 184H59V183H58ZM114 184H115V183H114ZM117 184H118V183H117ZM117 184H116V186H117ZM124 184H125V183H124ZM199 184H200V185H203V184H201V183H199ZM232 184H233V185H232ZM7 185H8V184H7ZM10 185H11V183H10ZM46 185H45V187H47ZM60 185H61V184H60ZM64 185H65V184H64ZM64 185L62 184V185H61V188H62V186H64ZM104 185H105V184H104ZM106 185H105V186H106ZM121 185H122V184H121ZM132 185H135V184H132ZM235 185H236V183H235ZM5 186H6V184H5ZM13 186H15V185H13ZM43 186H44V185H43ZM50 186H51V185H50ZM52 186H53V185H52ZM54 186H55V185H54ZM57 186H58V185H57ZM66 186H68V185L66 184ZM99 186H100V184H99ZM111 186H112V185H110V187H111ZM126 186H127V185H126ZM0 187H1V185H0ZM7 187H9V186H7ZM7 187L5 188V190L7 189ZM10 187H11V186H10ZM10 187H9V188H10ZM22 187H23V185H22ZM26 187H28V185H27ZM41 187H42V186H41ZM100 187H102V184H101ZM103 187H104V186H103ZM106 187H107V186H106ZM108 187H109V185H108ZM117 187H118V186H117ZM132 187H133V186H132ZM28 188H30V187H28ZM28 188H27V189H28ZM33 188H34V187H33ZM43 188H44V187H43ZM43 188H41V189L44 190ZM50 188H51V187H50ZM52 188H53V187H52ZM52 188H51V189H52ZM54 188H55V187H54ZM111 188H112V189H111ZM111 188H110V189H111V191H112L115 187H114V188L111 187ZM123 188H124V185H123ZM138 188H139V185H138V187H137L136 189H138ZM140 188H141V186H140ZM140 188H139L138 190H140ZM155 188H156V189H155ZM2 189H3V186H2ZM2 189H0V190H2ZM10 189H11V188H10ZM20 189H21V188H19V191H16V192H17V193H18V192L20 193V192H21ZM22 189H24V188H22ZM57 189H58V187H57ZM59 189H60V187H59ZM104 189H106V191H105V193L102 192V193H104V194H102L103 196L106 194V192H108V191H107V190H108L107 188H104ZM116 189H117V188H116ZM221 189H222V188H221ZM15 190H17V189L15 188ZM30 190H31V191H30ZM30 190H29V191H30V194H31V192H32L33 190H32L31 188H30ZM35 190H36V189H35ZM35 190H34V191H35ZM42 190H39V191H42ZM45 190H47V188H46ZM48 190H50V189H48ZM48 190H47V191H48ZM52 190H53V189H52ZM52 190H51L50 192H52ZM65 190H66V188H65ZM65 190H63V192H65ZM100 190H102V188H101ZM119 190H120V189H119ZM119 190H118V191H119ZM122 190H123V189H122ZM222 190H223V189H222ZM6 191H7V190H6ZM8 191H9V190H8ZM54 191H55V189H54ZM54 191H53V192H54ZM59 191H60V190H59ZM59 191H58V192H59ZM113 191H114V190H113ZM23 192H24V191H23ZM26 192H27V191H26ZM26 192H25V194H24V195H26L25 197H27V195H28V192H27V194H26ZM35 192H36V191H35ZM50 192H49V193H50ZM61 192H62V191H60V193H61ZM135 192H136V191H135ZM137 192L140 193L139 191H137ZM5 193H7V192L4 191V194H5ZM12 193H13V188H12ZM14 193H15V191H14ZM17 193H15V194H17ZM37 193H38V191H37ZM49 193H47V194H49ZM54 193H55V192H54ZM54 193H52V194H54ZM34 194H35V193H34ZM56 194H57V193H56ZM62 194H63V193H62ZM62 194H61V196H62ZM132 194H133V193H132ZM132 194H131V195H132ZM189 194H190V193H189ZM7 195H8V194H7ZM7 195H6V196H7ZM21 195H22V194H21ZM21 195H20V196H21ZM24 195H23V196H24ZM36 195H37V194H36ZM41 195H42V194H41ZM44 195L46 196L45 193H44ZM44 195H43V196H44ZM57 195H58V194H57ZM129 195H130V194H129ZM139 195H140V194H138V196H139ZM14 196H15V195H14ZM14 196H13V197H14ZM20 196H19V197H20ZM23 196H22V198H23L22 201H24V199H25ZM29 196H30V195H29ZM34 196H35V195H34ZM38 196H40V195H38ZM43 196H42V197H43ZM50 196H51V195H50ZM50 196H48V197L46 196V198L52 200ZM54 196H55V195H53V197H54ZM133 196H134V195H132V197H133ZM135 196H136V195H135ZM244 196L251 197V198H256L255 196H257V197H261L262 199H260V200H254V201H253V203H254V207H250V206H246V205H244V200H245V197H244ZM9 197H10V195H9ZM11 197H12V196H11ZM11 197H10V198H11ZM56 197H57V196H56ZM64 197H65V196H64ZM123 197H124V196H123ZM3 198H6V197H3ZM22 198L20 197L18 201L20 202V200H21ZM30 198H31V196H30ZM33 198H34V197H33ZM36 198H37V197H36ZM36 198H35V199H36ZM58 198H60V197H58ZM129 198H130V197H129ZM15 199H17V198H15ZM44 199H45V198H44ZM53 199H54V198H53ZM56 199H57V198H56ZM56 199H54V200L56 201ZM133 199L135 200V198H133ZM6 200L9 201V199H7V198H6ZM11 200H12V199H11ZM13 200H14V198H13ZM13 200H12V201H13ZM38 200H39V201H38ZM41 200H42V199H41ZM41 200H40V198H37V201H38V202H40ZM57 200H58V199H57ZM61 200H62V199H61ZM128 200H129V199H128ZM0 201H2V200H0ZM3 201H5V200L3 199ZM8 201H7V203H9ZM14 201H15V200H14ZM14 201H13V203H14ZM18 201L16 200L15 202H18ZM27 201H29V200L27 199ZM34 201H35V200H34ZM37 201H35V202H37ZM45 201H48V200H45ZM58 201H59V200H58ZM130 201H131V200H130ZM5 202H6V201H5ZM19 202H18V203H14L13 205H11V206H14L13 211H14V209L17 210L18 207L15 208L16 206H19V205L21 206V204L25 203V201H24L23 203L21 202V204H19ZM29 202H30V201H29ZM29 202L26 203V204H29ZM31 202H32V200H31ZM35 202H34V203H35ZM38 202H37V203H38ZM56 202H57V201H56ZM59 202H60V201H59ZM127 202H128V201H127ZM11 203H12V202H11ZM42 203H43V202H42ZM133 203H134V202H133ZM4 204H5V203H4ZM4 204H3V205H4ZM16 204H17V205H16ZM26 204H25V205H26ZM45 204H46V202H45ZM57 204H58V203H57ZM127 204H128V203H127ZM6 205H8V204H6ZM9 205H10V203H9ZM35 205H36V204H34V205H32V206L35 207ZM39 205H40V204H39ZM46 205H47V204H46ZM130 205H131V204H129V206H130ZM0 206H1V205H0ZM23 206H24V205H23ZM28 206H29V205H28ZM30 206H31V204H30ZM36 206H37V205H36ZM131 206H132V205H131ZM1 207H3V206H1ZM5 207H6V206H5ZM9 207H10V206H9ZM132 207H133V206H132ZM21 208H22V206H21ZM26 208H27V206H26ZM29 208H32V207H29ZM29 208H28V209H29ZM36 208H38V206H37ZM40 208L43 209V204H42V207L39 206L38 210H39ZM129 208H130V207H129ZM3 209H4V208H3ZM10 209H12V208H10ZM24 209H25V208L22 209V211H24V212H22V213H21V209H20L19 215L25 213V210H24ZM132 209H133V208H131L130 210H132ZM5 210H6V208H5ZM5 210H4V211H5ZM7 210H8V209H7ZM26 210H27V209H26ZM33 210H34V209H33ZM36 210H37V209H36ZM51 210H52V209H51ZM51 210H50V211H51ZM133 210L135 211V207H134ZM133 210H132V211H133ZM1 211H2V210L0 209V212H1ZM11 211H12V210H11ZM13 211H12V212L8 211L7 214H6V213H5V214H6V215H9L8 213L10 212V215H11V218H12V217L15 215V214L12 215V213H16V212H13ZM29 211H30V210H29ZM29 211H27V215H28V216L31 214V212H30V214H28ZM44 211H45V207H44ZM48 211H49V210H48ZM48 211L46 210V212H45V215H46V216H47L46 213H47ZM134 211H133V212H134ZM5 212H6V211H5ZM38 212H40V211H37V213H38ZM42 212H43V211H42ZM2 213H3V212H2ZM20 213H21V214H20ZM34 213H35V212H34ZM48 213H49V212H48ZM52 213H53V212H52ZM52 213H51V216L54 217V216H55V213H54V216L52 215ZM58 213H60V216H61V214H63V213H61V212H58ZM128 213H131V214H129V215H131V216H132V214H133L132 212H128ZM0 214H1V213H0ZM32 214H33V211H32ZM43 214H44V213H43ZM134 214H136V213H134ZM134 214H133V215H134ZM166 214H168V213H166ZM231 214H232V213H231ZM231 214H230V215H231ZM234 214H233V216H234ZM253 214H254V215H253ZM1 215L3 216V214H1ZM1 215H0V216H1ZM6 215H5V216H6ZM24 215L26 216V214H24ZM36 215H37V214H34V215H32V216H36ZM45 215H44V216H45ZM49 215H50V214H49ZM49 215H48V216H49ZM56 215H58V214H56ZM186 215H188V214H186ZM5 216H4V217H5ZM16 216H17V215H16ZM22 216H23V215H22ZM37 216H39V215H37ZM41 216H43L42 213H41ZM41 216H39V219H40ZM44 216H43V217H44ZM131 216H129V217L131 218ZM144 216H145V215H144ZM163 216H164V215H163ZM165 216H166V215H165ZM182 216H183V215H182ZM247 216H245V217H247ZM254 216H256L257 218L254 217ZM4 217H3V218L0 217V220H2V219L5 220ZM7 217L10 218V216H7ZM52 217H51V218H52ZM58 217H59V216H58ZM61 217H63V215H62ZM61 217H59V219H60ZM138 217H140V216H138ZM138 217H137V215H136V218H138ZM141 217H143V215H141ZM167 217H168V219H169L170 216L167 215ZM184 217H185V215H184ZM250 217H251V216H250ZM15 218H17V217H15ZM18 218H21V217L18 216ZM34 218H35V217H34ZM37 218H38V217H37ZM46 218H48V217H45V219H46ZM51 218H48V220L51 219ZM55 218H56V216H55ZM136 218H134V219H135L134 221H136ZM198 218H199V217H198ZM198 218H196V219H198ZM214 218H215V217H214ZM248 218H249V217H248ZM26 219H28V217L25 218L24 220H26ZM29 219H32V217L29 216ZM41 219H42V218H41ZM45 219H44V220H45ZM59 219H58V220H59ZM74 219H75V218H74ZM168 219L166 218V220H168ZM196 219H195V217H194V220H196ZM202 219L204 220L203 217H202ZM207 219L210 220V217L205 218V220H207ZM215 219H216V218H215ZM233 219L235 220L234 217H233ZM245 219H246V218H244V220H245ZM250 219H251V218H250ZM250 219H249V220H250ZM3 220H2V223H0V225L2 224V226H3V224H4V223H3ZM6 220L8 221V220H10V219H6ZM16 220H18V219H15V221H16ZM19 220H20V222H22V221H21L22 219H19ZM32 220H33V219H32ZM32 220H31V221H32ZM34 220H35V219H34ZM44 220H43V221H44ZM51 220H52V219H51ZM51 220H50V221H51ZM53 220H54V219H53ZM53 220H52V221H53ZM55 220H56V219H55ZM55 220H54V221H55ZM58 220H57V221H58ZM69 220H71V219H69ZM69 220H68V222L66 221V223H65L66 225H67V223H70L71 221H73V219H72L70 222H69ZM75 220H76V226H77V221L79 222V223H78V225H79L81 221H79V220H77V219H75ZM75 220H74V223H75ZM137 220H138V219H137ZM151 220H152V219H150V221H151ZM194 220H193L192 222H194V224H195V221H194ZM205 220H204V222H205ZM208 220H207V223H208ZM219 220H220V219H219ZM246 220H247V219H246ZM260 220L263 222L262 219H260ZM12 221H14V220H12ZM37 221H39V220H37ZM37 221H36V222H37ZM40 221H41V220H40ZM43 221H42V222H43ZM54 221H53V222H54ZM146 221H147V220H146ZM150 221H149V222H150ZM200 221H201V220H200ZM216 221H217V220H216ZM216 221L214 220V222H216ZM235 221H236V220H235ZM8 222H9V221H8ZM10 222H11V221H10ZM18 222H19V221H18ZM20 222H19V224H20ZM26 222H27V220H26ZM42 222H41V223H42ZM45 222H46V220H45ZM138 222H139V221H138ZM143 222H144V221H143ZM143 222H142V223H143ZM153 222H154V221H153ZM156 222H157V221H156ZM166 222H167V221H166ZM196 222H197V220H196ZM214 222H213V223L211 222V223L214 225V224H215ZM221 222H222V221L220 220L219 223H221ZM223 222H224V221H223ZM245 222H246L245 224L247 225V222H248V221H245ZM5 223H6V221H5ZM16 223H17V222H16ZM27 223H30V224H31V223H34V221H33V222H30V221H29V222H27ZM47 223H52V222H46V224H47ZM71 223L73 224V222H71ZM71 223H70V224H71ZM81 223H82V222H81ZM142 223H141V225H142ZM150 223H152V222H150ZM150 223H149V224H150ZM158 223H159V222H158ZM198 223H199V221H198ZM202 223H203V222L201 221V224H202ZM205 223H206V222H205ZM207 223H206V225H207ZM216 223H217V222H216ZM219 223H217V224L219 225ZM10 224H11V223H10ZM22 224H23V223H22ZM24 224H25V222H24ZM52 224H56V223H52ZM52 224H51V225H52ZM70 224H69V226H70ZM72 224H71L72 229H70L69 227H68V228H69L70 230H72L73 232H72V231H69V230L67 229V230L69 231V233H68L67 230H66V231L64 230V231L66 232V235L69 234V236H70V233H71V232L73 233V235L76 234V233H77V235H78V231L76 232L75 229H78L79 227L77 226V228H75ZM138 224H140V223H138ZM145 224H146V223H145ZM154 224H156V223H154ZM154 224H153V225H154ZM194 224H193V226H194ZM224 224H225V223H222L223 226H224ZM243 224H244V223H243ZM243 224H242V225H243ZM248 224H250V226H251V223H250V222H249ZM6 225H9V223H8V224H5L4 230H5L6 227H7V229H8V226H6ZM34 225H35V224H34ZM34 225L32 224V226H33L34 228H35V226H39L38 223H37V225H35V226H34ZM74 225H75V224H74ZM153 225H151L150 227H152ZM165 225H166V224H165ZM198 225H199V224H198ZM206 225H205V226H206ZM208 225H209V224H208ZM242 225H241V226H242ZM246 225H244V226H246ZM257 225H258V224H257ZM260 225H263V223L261 224V222H260ZM2 226H1V227H2ZM9 226H10V225H9ZM13 226H14V228H12V229H13V230L16 229V227H15V222H14V224L12 223V227H13ZM16 226H19V225H16ZM24 226H27V225H24ZM29 226H31V225H29ZM40 226H42V224H40ZM40 226H39V227H40ZM43 226H44V224H43ZM80 226H81V225H80ZM143 226H144V224H143ZM143 226L140 227V228H142V229L147 228V227L143 228ZM147 226H148V225H147ZM159 226H160V225H159ZM162 226L164 227V225H162ZM211 226H212V225H211ZM219 226H220V225H219ZM232 226H233V224H232ZM236 226H238V225H236ZM239 226H240V225H239ZM244 226H242V227L244 228ZM20 227H21V228H20ZM33 227H32V229H33ZM39 227H38V229H39ZM46 227H47V225H46ZM85 227H86V226H85ZM138 227H139V226H138ZM138 227H137V228H138ZM150 227H148V228H150ZM155 227H157V225H156ZM165 227H166V226H165ZM201 227L204 228V226H200V227H197V229H196V228H195V229L198 230V229H200ZM209 227H210V226H209ZM230 227H231V225H230ZM230 227H229V228H230ZM242 227L239 229V231L237 232V234H239L240 231H242V229H243ZM257 227H258V226H257ZM257 227H254V229H255V230H258ZM262 227L264 228V226H262ZM19 228L22 229V228H24V227H22V225H21V226H19ZM19 228H18L17 230H20ZM28 228H29V227H28ZM28 228L23 229V230H25V231H23V235L19 234L20 231L16 232V231L14 230L15 233H17V234L14 235V237H18V236H22V237H23V236H26V235H27L26 231H29L30 234H32L31 229L27 230ZM41 228H42V227H41ZM56 228H57V227H56ZM65 228H67V227L65 226ZM86 228H87V227H86ZM157 228L159 229V227H157ZM203 228H201V229L203 230ZM206 228H207V227H206ZM232 228H233V227H232ZM238 228H239V227H238ZM248 228H250V227H248ZM251 228H252V227H251ZM251 228H250V229H251ZM256 228H257V229H256ZM259 228L262 229L261 227H259ZM9 229H11V227H10ZM12 229H11V232L14 233V231H13ZM35 229H37V227H36ZM73 229H74V230H73ZM80 229H82V227H81ZM92 229H93V228H92ZM142 229H139V232H140V233L135 234V235H130L129 232H127V231L123 232V235H122L123 237L120 235V236L122 237L121 240H120V241H122V242H121V247H122V248H121L120 246L116 245V244H118V242H119V244H120V241H119V240L116 242V239H119V238H117V237H114V238H113V237L111 236L112 239H115V238H116V239H115L116 244L113 245L112 247L117 246V247H119L120 249H122L123 252H124V253H122V254H124L125 257H127L128 259H129V257L131 258L132 256H136L139 252L141 253L140 256H141L142 254H144V253H145L144 255H146V252H144L145 250H146V251H149V250L151 251V250H152V249L149 247V245H148V244H149L148 241L152 238V234L149 235V236L147 237V236L142 232ZM150 229H151V231H153L152 229H156V228H153V227H152V228H150ZM166 229H167V228H166ZM166 229H165V230H166ZM204 229H205V228H204ZM207 229H208V228H207ZM210 229H211V227H210ZM210 229H209V231L212 230V229H211V230H210ZM234 229L236 230L237 227H235ZM246 229H247V228H246ZM246 229H245V230H246ZM4 230H3V227H2V232H3V233H1V229H0V233H1L2 235H3V234L5 235ZM33 230H34V229H33ZM40 230H41V229H40ZM82 230H83V229H82ZM82 230H81V231H82ZM85 230H86V229H85ZM145 230H146V229H145ZM145 230H144V231H145ZM147 230H149V229H147ZM230 230H231V229H230ZM232 230H233V229H232ZM232 230H231V231H232ZM247 230H248V229H247ZM247 230H246V232H247ZM251 230H252V229H251ZM255 230L252 231L251 235L254 236L253 232H254ZM263 230H264V229H263ZM7 231H10V230H7ZM34 231H36V230H34ZM43 231H46V230H44V227H43V229L41 230V232L43 233ZM62 231H63V230H62ZM90 231H91V232H92V231L94 232L95 230H91V228H90L89 231H88V228H87V231H86V232H90ZM205 231H206V229H205ZM207 231H208V230H207ZM231 231H229V232H231ZM233 231H234V230H233ZM236 231H237V230H236ZM249 231H250V230H249ZM29 232H28V236H26V239H25V237L23 238V239L26 240V241H28V240H27V237L29 238V236H30V235H29ZM37 232H38L37 234L39 235V232H40V231L37 230ZM41 232H40V234H41ZM47 232H49V231L47 230ZM57 232H58V231H57ZM74 232H76V233H74ZM79 232H80V231H79ZM91 232H90V233H87V234L85 233V236H87V235H89V234L92 236ZM93 232H92V233H93ZM97 232H99V231H97ZM121 232H122V231H120V233H121ZM149 232H150V230H149ZM160 232H161V231H160ZM162 232H163V231H162ZM162 232H161V234H162ZM174 232H175V231H174ZM193 232H194V233H197V232H195V231H193ZM199 232H201V230H200ZM244 232H245V231H244ZM244 232H243V234H244ZM257 232H258V231H257ZM7 233H8V232H7ZM21 233H22V232H21ZM25 233H26V234H25ZM60 233H61V232H60ZM63 233H64V232H63ZM82 233H83V236H84V232H83V231H82ZM145 233H147V232L145 231ZM165 233H166V232H165ZM167 233H171V232L167 231ZM172 233H173V232H172ZM175 233H176V232H175ZM201 233H202V232H201ZM201 233H200V235H201ZM212 233H213V232H212ZM241 233H242V232H241ZM241 233H240V235H241ZM249 233H250V232H249ZM249 233H248V234H249ZM263 233H264V231H263ZM18 234H19V235H18ZM24 234H25V235H24ZM37 234H36V235L34 234L35 236L33 235V236H30V237H31V238H32V237H35V238H36ZM46 234H47V233H46ZM46 234H44V236H45ZM49 234H50V233H49ZM49 234L47 235L48 237H50ZM51 234H52V233H51ZM57 234L60 236L59 233H57ZM94 234H96V232H95ZM99 234H100V233H99ZM117 234H119V233H117ZM143 234H144L146 237L143 236ZM197 234H198V233H197ZM258 234H259V232H258ZM260 234L262 235L261 231H260ZM260 234H259V235H260ZM2 235H1V238H5V237H2ZM7 235H8V236H7ZM17 235H18V236H17ZM63 235H65V233H64ZM71 235H72V234H71ZM97 235H98V233H97ZM101 235H103V234H101ZM111 235H112V234H111ZM163 235L165 236V237L163 236V237H164L163 239H164L165 241H168V240H171V239H172L170 236H172L173 234H168L169 239L166 238V235H165V234H163ZM207 235H208V234H207ZM210 235H211V234H210ZM234 235H235V231H234ZM244 235L247 236V233L244 234ZM244 235H242V236L245 237ZM249 235H250V234H249ZM261 235H260V236H261ZM5 236L8 238V237L10 236V233H9V234H6ZM39 236H42V235H39ZM39 236H37V237H39ZM44 236H43V238H41V239H44ZM55 236H56V232H55ZM55 236H53V237H55ZM59 236H58V237H59ZM67 236H68V235H67ZM69 236H68V237H69ZM79 236L81 237V232H80ZM79 236H78V237H79ZM85 236H84V237H85ZM103 236H105V238H106V237H109L110 235H109V236L103 235ZM103 236H102L101 238H104ZM116 236H117V235H116ZM174 236H175V234L173 235V237H174ZM193 236H195V235L193 234ZM196 236H197V235H196ZM196 236H195V237H196ZM212 236H213V235H212ZM212 236H211V237H212ZM253 236H252V237H253ZM10 237H12V236H10ZM51 237H52V236H51ZM51 237H50V238H51ZM56 237H57V236H56ZM64 237H65V236H62V234H61L59 240L62 239V238H64ZM70 237H71V236H70ZM78 237H77V239H80V237H79V238H78ZM95 237H96V235H95ZM98 237H99V239L96 238V239H97V242H98V240H99V242H101V241H100L101 239H100V236H99V235H98ZM118 237H119V236H118ZM234 237H235V236H234ZM236 237H238V236L236 235ZM249 237L251 238V236H249ZM256 237H257V236H256ZM262 237H263V235L261 236V238H262ZM1 238H0V239H1ZM18 238H19V237H18ZM31 238H30V243L32 242ZM72 238L74 239L73 236H72ZM86 238H87V237H85L84 239H86ZM88 238H89V239H90V238L93 239L92 237H88ZM88 238H87V239H88ZM105 238H104V240L102 239L103 242L106 241ZM109 238H110V237H109ZM170 238H171V239H170ZM196 238H197V237H196ZM240 238H241V239H239V237L237 238L238 241L240 240V241H239L240 243H241L242 240H243V242L247 240V239H246L247 237L244 238V239H243L242 237H240ZM257 238H258V237H257ZM257 238H255V239H257ZM15 239H16L17 242L15 241ZM20 239H21V241H20ZM32 239H34V238H32ZM38 239H40V238H38ZM41 239H40V241L38 240V241H39V242H38L39 245H40ZM45 239H46V238H45ZM47 239H48V238H47ZM47 239L45 240V242L47 241ZM57 239H58V238H56V242H57ZM68 239H69V242L72 241V243H71V245H69L70 243L68 242V240H67V238H66V240H67V241H66V245L70 246V248L68 247V248H69L68 250L66 249L67 252H68L70 249H71V250H72V249H75L77 246H78L77 249H80L79 251L81 252V247H79L80 244H78V242H77L78 245L76 244L77 246H75L76 241H79V240H76V236H75V243H74V244H73V239H72V240H71V238H68ZM81 239H83V237H82ZM89 239H88V240H89ZM91 239H90V240H91ZM166 239H168V240H166ZM173 239H176V237L173 238ZM245 239H246V240H245ZM258 239H260V238H258ZM258 239H257V240H258ZM4 240H6V238H5ZM8 240H9V239H8ZM10 240H11V243H12V242H13V239H10ZM35 240H36V239H35ZM35 240H34V241H35ZM52 240H53V239H52ZM52 240H50L49 243H50V242L53 243ZM59 240H58V242H59ZM90 240H89V241H90ZM108 240H109V239H108ZM194 240H195V239H194ZM237 240H235V242H236ZM19 241L23 243V245H20V246H24V245H26V244L29 242V241H28V242H26V244H24L25 241H22V238H21V237L19 238V240H18L17 238H14V242L17 243L18 247H20L19 244H21V243L18 244ZM63 241H64V239H62L61 242H63ZM85 241H87V240H84V242H85ZM109 241H110V240H109ZM162 241H163V240H162ZM171 241H173V240H171ZM171 241H170V242H171ZM175 241H176V240H175ZM175 241H173V242H175ZM216 241L218 242V245H217V246H219L221 242L218 241V240H216ZM238 241H237V242H238ZM247 241H248V240H247ZM250 241H252V240H250ZM250 241H248V243H250ZM254 241H255V240H254ZM0 242H1V240H0ZM4 242H5V241H4ZM4 242H3V243H4ZM67 242H68L69 244H67ZM91 242H92V241H91ZM97 242H96V243H97ZM110 242H111V241H110ZM115 242H114V243H115ZM219 242H220V243H219ZM261 242H262V241H261ZM263 242H264V241H263ZM3 243H2V244H3ZM7 243L9 244L8 241H7ZM11 243H10V244H11ZM16 243H15L14 245H16ZM32 243H33V242H32ZM32 243H31V244H32ZM35 243L37 244V240H36V242H34V244H35ZM41 243H42V242H41ZM46 243H47V242H46ZM46 243H45V244H46ZM82 243H83V242H82ZM82 243H81V244H82ZM92 243H93V242H92ZM94 243H95V241H94ZM104 243H106L105 246L108 244V245H109V248H110V244H109V242H108V243H107V242H104ZM111 243H113V242H111ZM114 243H113V244H114ZM142 243H143V244H142ZM167 243H168V242H167ZM208 243H209V242H203V243L201 244V246H200V250H201V249H202V250L199 251V252H196L199 256H198L197 254H194V255H195V258H194V259H195V260H196V255L198 256V263H199V264H207V263H208L207 261H206L207 263H206V262L204 263V261H203V259H207V258H205V256H207V255L205 254V252H206V250H207V248H208ZM213 243H214V242H213ZM225 243H226V242H225ZM227 243L229 244V242H227ZM252 243H253V242H252ZM257 243H258V245H255L254 243H253L252 245H253V246H254V245L256 246V247H254V249H255L254 251H256V249L260 250V251H257L258 254H259V252L261 253L262 245L260 246V240H258ZM12 244H13V243H12ZM43 244H44V240H43ZM45 244H44V245H45ZM62 244H63V243H62ZM72 244H73L75 247H71V246H73ZM88 244H89V246H87V243H86V246H84V247H85V248H86V247H90V243H88ZM99 244H101V243H99ZM102 244H103V243H102ZM141 244H142V245H141ZM153 244H154V240H153ZM164 244H165V242H164ZM168 244H169V243H168ZM214 244H215V243H214ZM228 244H226V245L223 244V245H220V246H221V248H222L224 245H225V247H226ZM233 244H234V243H233ZM236 244H238V243H236ZM244 244H245V243H243V245H244ZM250 244H251V243H250ZM4 245H5V244H4ZM4 245H3V247H4ZM39 245H37V247L34 246V245H32V248H33L34 251H33V250L31 251L30 249H32V248H29L31 245H30L29 247L26 245L27 247H26V246H25L24 248L22 247V249L10 245V246L14 247L16 251H17V249H20V251L23 252L22 256L26 255L25 258L22 257V260L20 259V258H21V257H20L21 255H20V256L18 255V257H20V258L17 257V258L20 259V260H15L17 254H16L15 257H14L15 259H14L13 256H12V258H10V260L12 259V260H11V261H12V264H14V263H13V259H14L15 264H16V262H19V264H41V263H40V262L42 261V260H41V259H42V258H41V255H42L41 253L43 252V251H42L43 249L38 248ZM44 245H43V246H44ZM47 245H48V244H47ZM51 245H52V244H51ZM51 245L49 244V247H48V246H44V247H48V250H49V248H50ZM53 245H55V244H53ZM53 245H52V246H53ZM59 245H60V243H58V245L56 244V246H59ZM84 245H85V244H84ZM92 245H93V244H92ZM96 245H97V244H96ZM96 245H95V246H96ZM111 245H112V244H111ZM189 245H190V244H189ZM229 245L231 246V245H232V242H230ZM5 246H6V245H5ZM10 246H9V247H10ZM43 246L40 245V247H43ZM64 246H65V245H64ZM80 246H81V245H80ZM95 246H94V247H95ZM98 246H99V245H98ZM101 246L103 247L104 245H100V247H101ZM187 246H188V245H187ZM212 246H213V244H212ZM215 246H216V244H215ZM215 246H213V247H215ZM217 246H216L215 248L218 249ZM230 246H228V247L230 248ZM234 246H235V244H234ZM249 246H251V245H249ZM259 246L261 247V249H259V248H260ZM9 247H8V248H9ZM60 247L64 248V247L61 245V246H59V248H56V250H58V252L60 251L59 253H60V256H61V254L63 255L64 250L61 249ZM92 247H93V246H92ZM100 247H96V248L99 250V249H101ZM112 247H111V248H112ZM210 247H211V243H210ZM228 247H227V249H226V248H225V249L228 250ZM238 247H240L239 244H238ZM238 247H237V248H238ZM245 247H246V246L244 245V246L241 247V248L243 249V248H245ZM251 247H252V246H251ZM251 247H250V248H251ZM263 247H264V245H263ZM6 248H7V247H6ZM6 248L3 249V251L6 250ZM16 248H17V249H16ZM51 248H52V247H51ZM65 248H67V246H66ZM65 248H64V249H65ZM90 248H91V247H90ZM104 248H105V247H104ZM107 248H108V246H107ZM111 248H110V249H111ZM119 248H116V249L118 250ZM188 248H189V246L186 247V249H188ZM223 248H224V247H223ZM231 248L233 249V245H232ZM231 248H230V250H231ZM234 248L236 249L235 251H237V248H236V247H234ZM247 248H248V245H247ZM247 248H245V249L248 250ZM35 249H38L39 251H42V252H39V251H37V250H36V252H35ZM45 249H47V248H45ZM54 249H55V246L53 247V250L51 249V251H50V250H49V251H50V252H53ZM77 249H76V250H77ZM83 249H84V248H83ZM87 249L89 250V248H87ZM87 249L85 250V253L88 252ZM94 249H95V248H94ZM97 249H96V251H92V252H96L95 255L92 256V258H94V256H98V253H99V252H98ZM112 249H113V251H115V250H114L115 247L112 248ZM120 249H119V250H120ZM142 249H143V250H142ZM186 249H185V250H186ZM209 249H210V248H209ZM209 249H208V250H209ZM212 249H213V248H212ZM238 249L240 250V251L238 250L239 253H240V252H243L240 248H238ZM245 249H244V250H245ZM9 250H10V249L6 250V252L9 251ZM48 250H47V252L49 253ZM56 250H55V251H56ZM61 250H62L63 253L61 252ZM76 250H75V253H78V255H79L80 253H79L78 251H76ZM102 250H103V249H102ZM102 250H99V251L102 252ZM119 250H118V251H115V252H121V250H120V251H119ZM185 250H183V251H185ZM219 250H220V249H219ZM219 250H218V252H219ZM10 251H14V250H10ZM18 251H19V250H18ZM20 251H19V252H20ZM44 251H45V250H44ZM55 251H54V253H56ZM73 251H74V250H73ZM90 251H91V249H90ZM103 251H104V250H103ZM113 251H108V252L110 253V252H113ZM142 251H143V252H142ZM187 251H188V250H187ZM187 251H186V252H187ZM213 251H214V250H213ZM213 251H212V252H213ZM216 251H217V250H216ZM220 251H221V250H220ZM228 251H229V250H228ZM232 251H233V250H231V252H232ZM248 251H249V252H250V251L252 252V250H248ZM248 251H247V252H248ZM37 252H38L39 254H37ZM67 252H65V253L68 254ZM83 252H84V250H83ZM97 252H98V253H97ZM115 252H114V253H115ZM153 252H154V251H152V253H150V254H152V256H154V254H156V252H154V253H153ZM189 252H191V251H189ZM189 252H188V253H189ZM210 252H211V249H210ZM210 252H209V253H210ZM221 252H224V251H221ZM225 252H227V251H225ZM225 252H224V254H225ZM247 252H245L244 255L238 257V259H239L238 262H239V263L241 262V260H240L241 257H242V261H243V259H244L243 256H245V258H246V262H248V261L251 260V259L247 260L248 258L246 257V255L249 254V253H247ZM251 252H250V253H251ZM257 252H256V254H257ZM263 252H264V250L262 251V253H263ZM4 253H5V251H4ZM15 253H17V252H15ZM34 253H36L35 255H39V256H37V258H36V256L34 255ZM43 253H44V252H43ZM48 253L45 252V254H47V255H46L47 258H48ZM54 253H51V254L53 255ZM70 253H71V251H70ZM73 253H74V252H73ZM75 253H74V254H75ZM103 253H104V252H103ZM148 253H149V252H148ZM158 253H159V252H158ZM166 253H168V252H166ZM179 253H180V252H179ZM179 253H178V255H179ZM188 253H186V254H188ZM191 253H192V252H191ZM191 253L189 254V257H191V256H190ZM239 253H238V254H239ZM246 253H247V254H246ZM252 253H253V252H252ZM262 253H261V254H262ZM0 254H3V253L0 252ZM11 254H12V253L10 252L9 255H11ZM13 254H14V252H13ZM40 254H41V255H40ZM51 254L49 255V258H50V256H51ZM74 254H73V255H74ZM87 254H89V252H88ZM90 254H91V252H90ZM92 254H93V253H92ZM92 254H91V255H92ZM105 254H107V253H105ZM105 254H104V255H105ZM110 254H111V253H110ZM112 254H113V253H112ZM183 254H184V253H183ZM213 254H214V253H213ZM213 254H212V255H213ZM216 254L218 255V253H216ZM222 254H223V253H222ZM227 254H229V253L227 252ZM231 254H232V253H231ZM236 254H237V253H235L234 255H236ZM263 254H264V253H263ZM3 255H4V254H3ZM3 255H0V264H7V262H6V260H5L7 257L4 259L5 256L2 257ZM7 255H8V254H7ZM32 255L35 256V257L33 256V258H34V261H33V262H32L33 258L31 259ZM57 255H58V253H57ZM68 255H70V254H68ZM68 255H67V256H68ZM82 255H84V253H83ZM99 255H100V253H99ZM102 255H103V254H102ZM107 255H108V254H107ZM119 255H120V254H119ZM156 255H157V257H158L157 260L160 262L161 257L159 258V255H158V254H156ZM168 255H169V254H168ZM170 255H171V254H170ZM175 255L178 256L177 253H176V254L174 253V255H172V256H175ZM180 255H181V254H180ZM194 255H193V256H194ZM220 255H221V254H220ZM220 255H219V256H220ZM239 255H241V253H240ZM254 255H255V254H254ZM28 256H30V258H29ZM75 256H76V254H75ZM111 256H112V255H111ZM117 256H118V255H117ZM121 256H122V255H121ZM121 256H120V257H121ZM137 256H138V255H137ZM137 256H136V257H137ZM164 256H165V254H163V257H164ZM187 256H188V255H187ZM209 256H210V255H209ZM215 256H216V255H215ZM219 256H218V257H219ZM229 256H230V255H229ZM257 256H258V255H257ZM38 257L41 258V259H40L41 261L38 260ZM43 257H45L44 254H43ZM51 257H52V259L54 258L53 260H55L56 258H58V257H56V256H55V257L51 256ZM64 257H66L65 254H64ZM64 257H63V259H65ZM73 257H74V256H73ZM73 257L71 258V257L68 256V257H66V258H68V259H69V258L73 259ZM77 257H78V256H77ZM79 257H80V255H79ZM85 257H87V255L84 256V257H82V259H79L80 261H78L77 259H75V260L73 259V260L75 261V263H76V260H77L78 264H79V262H80V264H81V263L84 264L83 262H81V260H83V258H85ZM89 257H90V256H89ZM89 257H88L86 260L89 261ZM100 257H101V256H100ZM100 257H98L99 260L101 259ZM105 257H106V256H105ZM118 257H119V256H118ZM123 257H124V256H123ZM138 257H139V256H138ZM150 257H151V256L149 255V261L152 260V259L150 260ZM157 257H155V259H154V257H153V260H156ZM166 257H167V256H166ZM178 257H179V256H178ZM184 257L186 258V256H184ZM212 257H213V256H212ZM212 257H210V259H211ZM232 257H233V256H232ZM234 257H235V256H234ZM251 257H252V256H251ZM251 257H250V254H249V258H251ZM261 257H262V255L260 256V259H261V260H260V259H259V256H258V259L260 260L259 263H260V264H264V260H262V258L264 259V257H262V258H261ZM49 258H48V259H44V258H43V261H44V260H46V261L48 260V261H47V263H42V264H50V263H51V264H53V263L56 264V263H59V262H60V263L63 262V264H64V262H65V260H66V259H65V260H63V261H60V259H58L59 261L55 260L54 262H53V261L51 262V260L49 261ZM59 258H60V257H59ZM61 258H62V256H61ZM74 258H76V257H74ZM80 258H81V257H80ZM96 258H97V257H96ZM96 258H95V259H96ZM107 258H108V257H107ZM107 258H105V259L107 260ZM113 258H114V257H111V259H113ZM142 258H143V256H141V260L143 261ZM145 258H146V259L148 258L147 255L144 256V261H143L144 263H145ZM192 258H193V257H192ZM213 258H214V257H213ZM213 258H212V259H213ZM215 258H216V257H215ZM219 258L221 259V257H219ZM225 258L227 259L228 257L225 256ZM229 258H230V257H229ZM229 258H228V259H229ZM255 258H256V257H255ZM36 259H37L38 261H37ZM50 259H51V258H50ZM103 259H104V258H103ZM103 259H101L100 261H99L98 259H96L97 261H94V262H100V263H102V262H103V261H102ZM117 259H118V258H117ZM121 259H122V257H121ZM125 259H126V258H125ZM128 259H127V260H128ZM138 259H139V258H137V260H138ZM162 259H163V258H162ZM162 259H161V260H162ZM166 259H167V258H166ZM166 259H165V260H166ZM194 259L192 260V259L190 258V260H189V258H188L187 260H189V262H190L191 260H192V261H195ZM210 259H209V264H211ZM61 260H62V259H61ZM69 260H70V259H69ZM131 260H132V262H133V259H132V258H131ZM134 260H136V258H134ZM137 260H136V261H137ZM139 260H140V259H139ZM153 260H152V262H153ZM167 260H169V259H167ZM176 260H177V259H176ZM217 260H218V259H217ZM231 260H232V259H231ZM231 260H230V261H229V260H226V261H227L228 264L231 263L232 261L234 262V263H233V262H232V263L235 264V261H234L235 259L232 260V261H231ZM244 260H245V259H244ZM252 260H253V258H252ZM255 260H257V259H254V261H255ZM7 261H8V259H7ZM43 261H42V262H43ZM46 261H44V262H46ZM56 261H57V262H56ZM67 261H68V260H66V262H67ZM84 261H85V259H84ZM101 261H102V262H101ZM108 261H109V260L106 261L108 264H109V263L112 264L113 261H115V260L113 259L111 262H110V261L108 262ZM118 261H119V260H118ZM118 261H117V262H118ZM142 261H140V262H142ZM146 261H147V260H146ZM158 261H157V262H158ZM178 261H179V259H178ZM181 261H182V260H181ZM214 261H215V259H214ZM221 261H222V260H221ZM221 261L219 260V262H221ZM228 261H229V262H228ZM48 262H49V263H48ZM94 262H93V263H94ZM119 262H120V261H119ZM125 262H126V261H125ZM125 262H124V263H125ZM127 262H128V261H127ZM132 262H131V263H132ZM157 262H155V264H156ZM159 262H158V263H159ZM185 262H186V261H185ZM196 262H197V261H196ZM196 262H195V263H196ZM217 262H218V261H217ZM222 262H223V261H222ZM246 262H245V264H246ZM251 262H252V261H251ZM60 263H59V264H60ZM70 263H71V262H70ZM70 263H69V264H70ZM75 263H74V264H75ZM89 263L92 264L91 259H90V261L88 262V264H89ZM103 263H104V262H103ZM107 263H106V264H107ZM114 263H115V262H114ZM122 263H123V262H122ZM124 263H123V264H124ZM129 263H130V262H129ZM129 263H126V264H129ZM131 263H130V264H131ZM162 263H163V262H162ZM167 263H169V262H167ZM167 263H166V264H167ZM178 263H179V262H177V264H178ZM181 263H182V262H181ZM187 263H188V262H187ZM191 263H192V262H191ZM191 263H190V264H191ZM198 263H197V264H198ZM239 263H237V264H239ZM243 263H244V261L242 262V264H243ZM253 263L256 264L257 261H255V262H253ZM259 263H258V264H259ZM8 264H9V263H8ZM65 264H67V263H65ZM72 264H73V263H72ZM86 264H87V263H86ZM95 264H97V263H95ZM115 264H116V263H115ZM117 264H118V263H117ZM119 264H120V263H119ZM136 264H138V262H137ZM147 264H148V262H147ZM149 264H150V263H149ZM152 264H153V263H152ZM182 264H184V263H182ZM214 264H215V263H214ZM223 264H225V263H223ZM248 264H250V262H249Z\"/></svg>",
  "mask_w": 264,
  "mask_h": 264
}]
</instances>
